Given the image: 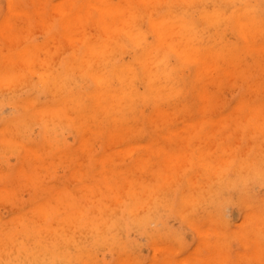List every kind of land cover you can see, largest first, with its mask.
<instances>
[{"label":"rangeland","instance_id":"374dc122","mask_svg":"<svg viewBox=\"0 0 264 264\" xmlns=\"http://www.w3.org/2000/svg\"><path fill=\"white\" fill-rule=\"evenodd\" d=\"M8 0H0V24H1V22H2V25H3V23H4V26H3V28L0 26V28H1V33H0V35L2 34V31L4 30V31H6V30H9V29H7V28H9V26L11 25V24H17V27H16V24L14 25L15 27H13L12 26V28H10V30L11 31H13L14 29L15 30H20V26L24 29H22L23 30V32H22V30H20L22 33L21 34H23L24 35V33H25V27L27 26V30H31V28H33V31H31L32 32V34H33V36L32 37H30L29 35H30V33L31 32H29L28 34V40L26 39L27 37H25V38H23V35L22 36H20V37H22V38H20V39H26V40H24L23 42V45L21 44L20 46L21 47H25V49H23V52H22V48L20 47V46H18V45H16V48L15 49H13L12 48V50H10V51H12V52H10L9 54L10 55H8L7 53L9 52L8 51V49L9 48H11V47H15V45H14V42L12 41V43H13V46H12V44L11 45H9V43L8 42H10L11 40H13L14 39V33L12 32V33H10L9 31H7V32H5L6 34L7 33H10V35L12 34L13 36H10V38L11 37H13V39L11 38V40L9 41L8 40V42H6V41H4V42H2L3 40H5V39H8L9 38V36H8V38H7V36L5 35V34H3L2 36L3 37H1L0 36V48L2 47V46H6L5 48L7 49V51H6V49H5V51L7 52L6 54L4 53V48L2 47L0 50H3V56L5 55L6 56V59H10V58H12V59H19L20 58V55L23 57V60H26V58H27V56L28 57H31V55H32V59L31 58H27L28 59V61L25 63L24 61H23V64H24V68H22V64H20V68L19 67H16V68H18L17 70L15 69V67H13V70H12V68H9L10 66H7L8 68H6L5 67V65H2V62H3V64L6 62V63H9L10 61H8V60H6V59H4V61H3V57H2V55L0 54V57H1V60H0V68L2 67V66H4V67H2L3 69H1V72L3 73V75H2V73L0 72V80L3 78L4 80H6L7 78H5V75H4V72L5 71H7V72H5V73H9L8 75L10 76V75H12L13 73H17V75H15V74H13V77L12 76H10V78H14V79H11L12 81H10L9 83H6L7 81H9V79H7V81H5L4 83H6V84H4L5 86L7 85V84H9L10 86H8V87H6V88H8V90L6 91V90H3V88H1V87H3V86H0V89L3 91H0V100L2 101L3 100V102H0V109L1 108H3V109H1L0 110V159L1 158H3V159H1L0 160V166H1V168H0V216H1V218H0V220H1V222H0V264H56L57 262H58V264H79V261H80V264H83L84 262H86L87 261V263L88 264H135V263H137V264H209V261H210V264H222V262H225V260L227 259V258H229V259H227L226 260V262H225V264H258L257 262H261L260 264H264V246H262L263 244H264V234L262 233V231H264V221L262 222L261 220L262 219H264L263 217H264V130H263V132L261 131L262 129H264L263 127V125H264V119H263V116H264V113H263V111L264 110H262V109H264V87H263V85H264V83L263 84H261L262 82H264V78H263V71H264V69H262L263 68V66H264V62L263 61H261V59H264L263 57H264V46H263V44H264V41H263V39L264 38H262L264 35V33H263V28H262V33L261 34H259V36L257 35H255L256 34V32L254 33V38H253V40H252V38H249V42L248 43H250V44H252L253 42H254V44H255V47H253L254 46V44H252V45H247V46H245L246 44H248L247 42H245L243 39H242V37L240 38V36L241 35H239V32H238V34L236 33L237 31H239L238 30V28L235 26V25H233L234 23L232 22V19H229L228 20V22L226 21V23H225V21L224 22H222L221 23V26H220V24L216 27H214L213 29H209L211 26H206L205 24H209V23H207V22H209V21H207L208 20V16L210 15V13H213L214 11H225L226 10V8L229 10V9H231L232 7L230 6V2H228V0H224V2L225 3H229L228 5L227 4H225V3H223V0H219V2L217 1V0H215V1H212V0H208V1H212L211 3L210 2H208L207 0H201V1H199V0H195L197 3H193V2H195L194 0H193V2L191 1V0H189V1H191L190 2V6L188 5V4H186V3H189V2H187L188 0H186V1H184V0H166V2L164 1V0H162V2H165V3H167V2H169V4L167 3V5L165 4V5H163L164 3H160L161 1L160 0H153L152 2H151V0L148 2V0H132V2L134 3V1H136L134 4H132V6H131V9H132V12L133 11H135V12H131V10H130V8L128 7V6H130L131 4V1L130 0H127V2H125L124 0H122V3L120 2L119 3V1H121V0H108V2H106L107 4H112V5H114L115 6V4L116 5H120V4H124L123 2H125V4H127V5H121V6H123V8L122 9H124V11H125V13L124 14H126L127 12H129L130 11V13H132V15L130 14L129 15V13H128V15L129 16H125L124 14H123V10H121V8H119V5L117 6L119 9H120V11L118 12L119 13V15H120V13H122L121 14V17H116V12H113V13H116V14H114L115 16V18H112V19H114L115 20V22L116 23H114L113 25L115 26V25H118V24H120V22H118V21H121L122 22V20L120 19V18H122V15H124V18L126 19V22H124L125 20H124V18H122L124 21L122 22V25H124V23H125V27L124 26H122L121 24L119 25L120 26V29H121V26H122V28H126V30H125V33H124V29H123V32L121 33L120 32V34H122V38H119V40H121V42L120 41H118V37H120V35L118 34V32L119 31H121L120 29H119V27L118 26H116V27H118L117 29H119V30H116V28L112 25V23L113 22H109V24L107 23V21H102V23L104 24L105 22L108 24L107 26H108V28H109V26H111V28H110V30H112V29H114V30H116L115 31V33H117L118 34V37H116L117 36V34H115V36L112 34L114 31L112 30V32H102V33H104V35H106V38H105V36L103 37L102 36V34L100 33L99 34V32H101V30H98L99 28H101L99 25H100V22H101V20L103 19V17H104V19L106 20V19H109V20H111V17H113V13H106V12H101L100 14H99V12L100 11H98V10H96V8H93L92 6H89V9H88V5H85L86 4V0H81L80 1V3H78L77 2V4H78V6H76L75 7V9L74 10H72V6L74 7V5H72V4H74L75 2H74V0H64L63 2L62 1H58L57 0V4H58V7H59V5H60V8H61V6L63 5V9L65 8V9H67V7H68V13H70V14H72L71 16H73L75 13H78V11L79 10H82V13H81V15L84 17V18H89L88 17V15L86 16L85 14L83 15V12L85 11V13L86 12H88V10H91L90 8H92V10L90 11L92 14L90 15L89 14V16H92V17H90L89 19H87V20H89L88 22H87V24H86V22H85V24L87 25H85V27H87V29L85 28V27H82L81 25H75V23L76 22H74V21H77V20H79V19H77L76 17H73L74 19L72 20V22H74V25H75V27H82V29H84V31L83 30H81V28H77L78 30V33H76L77 31H75V33L77 34H75L76 35V37L78 38V34L79 35H81V34H83V37L86 35V33H84V32H88L89 34H87L86 35V38L88 39H86V38H78L77 40H74L75 38V36L73 35L74 34V32H72V31H74V30H72L71 31V29H73V26H72V28H71V25H72V22L69 24L70 25V27H69V25H68V27H66V28H68V29H65V25L67 26V24L66 23H62L63 22V17L61 16V15H57V14H60V13H55L56 11H55V9H59V8H57V7H55V9H54V11L52 10L54 7H53V4L52 3H54L56 0H46L47 2H44L43 4H42V6H45V7H40V5L41 4H39V2L38 1H40V0H34L33 1V3L31 2L32 0H30V3H29V0H20V2L18 1V0H12V2L13 3H11V0H10V3L11 4H13V6L15 5V3H16V1H17V4H19V3H21V4H19V9L17 8V10H16V12L15 13H13V14H9L8 16L10 17V15H12V17H10V18H12V19H10V18H8V16H7V20H8V22H7V20H5L4 18H5V16L9 13L8 11H9V4L10 3H8L7 2ZM44 1V0H43ZM42 1V2H43ZM52 1H54V2H52ZM84 1V2H83ZM107 1V0H106ZM111 1V2H110ZM118 1V2H117ZM142 1V2H141ZM172 1V2H171ZM175 1H177V3L179 4L180 2H182V3H180L181 5L179 6V5H176L177 3H175L174 4V2ZM198 1H199V3H198ZM219 3V4H217V5H219L218 7H217V5H216V3L217 2ZM227 1V2H226ZM248 2V4L250 3V5L252 4V6L254 5H257V7H255V8H257V11H258V15H261V16H258L261 20L263 19V17H264V14H263V12L262 11H264V0H240V1H238V4H237V2H234L235 4H237V5H235L234 3L232 4L231 3V5H233L234 7L230 10V12L228 11V10H226L225 11V14L226 13H229V14H226L227 15V17L229 16V15H231V14H233L234 13V11H236V10H238V9H240V8H244L245 6V4ZM36 3V5H35V3ZM42 2H40V3H42ZM50 2H51V4H50ZM59 2L60 3H62V4H59ZM65 2H67V4H65ZM73 2V3H72ZM130 2V3H129ZM146 3V4H143V3ZM151 2V3H150ZM155 2V3H154ZM202 2V3H201ZM206 3V4H204V3ZM253 2V3H252ZM27 3V4H26ZM32 3V4H31ZM47 3V4H46ZM49 3V4H48ZM83 3V4H82ZM137 3V4H136ZM192 3V4H191ZM215 3V4H214ZM256 3V4H255ZM260 3H262V4H260ZM16 4V5H17ZM24 4H25V6H24ZM29 4V5H28ZM31 4V5H30ZM46 4V5H45ZM55 4H56V2H55ZM84 5V6H82V5ZM129 4V5H128ZM154 4V5H153ZM160 4H162L161 6H163V7H161L160 8ZM194 4H196V5H194ZM197 4H199L200 5V7L199 6H197ZM213 4V5H212ZM224 6H223V5ZM259 4H260V6H259ZM9 5V6H8ZM20 5H21V7H20ZM33 5H35V7H37V11L34 9V6ZM66 5V6H65ZM69 5V6H68ZM72 5V6H71ZM138 5V6H137ZM170 5H172L170 8H169V6ZM186 5V6H185ZM194 5V6H193ZM204 5V6H203ZM206 5H209V6H206ZM220 5H222V7L220 6ZM28 6H30V7H28ZM57 6V5H56ZM65 6V7H64ZM80 6H82L83 8H85V10L83 9V8H81ZM149 6H150V8H149ZM167 6V7H166ZM174 6H175V8H174ZM177 6H178V8H177ZM183 6V7H182ZM189 7V9L191 8V11L187 8L186 10H185V7ZM192 6V7H191ZM227 6V7H226ZM230 6V7H229ZM263 6V7H262ZM16 7H18V5L16 6ZM27 7V8H26ZM48 7V8H47ZM53 7V8H52ZM78 7H80V8H78ZM86 7H87V9H86ZM125 7V8H124ZM142 7H143V9H142ZM173 7V8H172ZM210 7V8H209ZM220 7V8H219ZM25 8V9H24ZM32 8V10H30ZM40 8H42L41 10L42 11H40L39 9ZM44 8V9H43ZM70 8H71V10H70ZM128 8H129V11H126V10H128ZM149 8V9H148ZM157 8H160V9H158V11L156 12L155 10L157 9ZM166 8V9H165ZM171 8H172V10H171ZM212 8V9H211ZM218 8H219V10H218ZM224 9V10H221V9ZM262 8V9H261ZM21 9V10H20ZM24 9V10H23ZM49 9H51V10H49ZM62 9V10H63ZM154 9V10H153ZM169 9V10H168ZM176 9V10H175ZM210 9H211V12H210ZM8 10V11H7ZM19 10H20V12H19ZM43 10H44V12H43ZM47 10H48V13L50 12L51 13V17H50V13L49 14H47ZM61 10V9H60ZM139 10V11H138ZM167 10V11H166ZM26 12L27 11V14L29 13V14H31V18L29 17V19H30V22H29V20L27 19V18H25V14L23 13V12ZM45 11H46V13H45ZM70 11V12H69ZM123 11V12H122ZM169 11V12H168ZM173 11H175V12H173ZM7 12V13H6ZM55 14H54V13ZM57 12H58V10H57ZM97 12H98V15H97ZM138 12V13H137ZM161 12V13H160ZM201 12V13H200ZM208 12H210V13H208ZM6 13V14H5ZM34 14V18H32V15ZM152 13H153V15H152ZM163 13H165L166 14V16L163 14ZM203 13V14H202ZM261 13V14H260ZM14 14L15 15H17L18 14V18L20 19V21L22 22V21H25V22H27L26 24H29V25H26L24 22H23V24H24V27L22 26L23 24H20L19 23V19L18 18H16V20L18 21V22H16L15 21V19H13V17L15 18V16H14ZM24 14V15H23ZM39 14H40V16H39ZM44 14H46L47 16V19H50V18H52V19H50V20H48V22H49V24H48V22H47V24H45V26H44V24H43V26H42V24L41 23H44L42 20L44 19V17H45V15ZM108 14V15H107ZM134 14V15H133ZM173 16H172V15ZM209 14V15H208ZM4 15V16H3ZM24 17H23V16ZM37 15V16H36ZM43 15V16H42ZM54 15V16H53ZM55 15H57V16H55ZM95 15V16H94ZM118 15V14H117ZM136 15V16H135ZM138 15V16H137ZM155 15V16H154ZM204 16V15H207L206 17L207 18H205V17H202V16ZM23 18H22V17ZM27 16V15H26ZM86 16V17H85ZM111 16V17H110ZM130 16H132V17H130ZM154 16V17H153ZM170 16H172V18H170ZM200 16V17H199ZM17 17V16H16ZM39 17L41 18V17H43V19L41 18V19H39ZM46 17H45V19L44 20H46ZM50 17V18H49ZM82 17V20H84V18ZM95 17H96V19H98V20H95ZM98 17V18H97ZM126 17H129V18H126ZM144 17H145V19H144ZM163 18V17H167V19H165V18H163V19H161V18ZM262 17V18H261ZM3 18V19H2ZM21 18H22V20H21ZM37 18V19H36ZM93 18V19H92ZM101 18V19H100ZM116 18H118V19H116ZM133 18H135V19H133ZM170 18V19H169ZM2 19V20H1ZM9 19L11 20V22H13V20H14V23H11V22H9ZM26 19V20H25ZM39 19V20H38ZM131 21H130V20ZM147 19V20H146ZM189 19V20H188ZM197 21H196V20ZM203 19V20H202ZM204 19H206V21H204ZM31 20H32V22H31ZM37 20H38V23L36 24V22H37ZM52 20V21H51ZM57 22H56V21ZM86 20V19H85ZM86 20V21H87ZM98 22L97 24H96V22ZM108 20V21H109ZM179 20V21H178ZM189 21V22H192L193 23V26H194V29L196 28L197 30H202L201 31V35H202V33L204 34V33H207V31H208V34H206V36L208 35L209 36V38L208 37H206V40H204L205 39V37H203V35L201 36V38L200 37H198L199 38V42H200V39L201 40H203V41H201V45H202V43L205 41V43H203V44H205L204 46H206V45H210V46H214V45H218V44H220V45H216V46H214V47H216L215 49L217 50V51H215L216 53H217V55H215L214 56V59L216 58V59H218L219 58V60H217V61H219V65H220V62H221V65L220 66H218L217 68H215L214 69V67L212 66V64H211V62H210V65H209V62L208 63H206L207 64V66H204L203 64H201V62L200 63H194V62H192V63H189L190 61H187V59L183 56V54L185 53V48H190V47H192V46H195V43L196 42H194V41H192V43L193 44H190V43H187V42H191V40H189V39H187V36L186 37H184V35L180 32V30H179V28L177 27V24H176V22H180V21ZM202 20V21H201ZM4 21V22H3ZM42 21V22H41ZM47 21V20H46ZM45 21V22H46ZM50 21H51V23H50ZM81 21V20H80ZM78 22V24L80 23L81 24V22ZM91 21H94L95 22V24L96 25H98V29H97V26H95L93 23L94 22H92V24L95 26V28H94V26L92 27V26H90V25H88L89 23H91ZM113 21V20H112ZM152 21L154 22H160V21H166L167 23H169L171 26H172V28L174 29V30H172V32H170V33H168L167 35H166V38H167V40H166V44H164L163 45V47H160V45H159V43H158V41H160V37H157L158 35L157 34H155V31H154V29H153V27H152ZM199 21V22H198ZM201 21V22H200ZM204 21V22H203ZM35 22V23H34ZM41 22V23H40ZM56 22V23H55ZM84 22V21H83ZM138 24H137V23ZM195 22H197V23H195ZM262 22H263V26H264V20H262ZM7 23V28H6V26H5V24ZM8 23H11V24H9L8 25ZM36 25H34V24ZM60 23V24H59ZM62 23V24H61ZM127 23H128V25H127ZM20 24V25H19ZM32 24H33V26H32ZM42 26V29L41 28H39L40 27V25ZM50 24H53V25H50ZM58 24V25H57ZM77 24V23H76ZM83 24V23H82ZM91 24V25H92ZM102 24V25H103ZM131 24V25H130ZM174 24V25H173ZM198 26H197V25ZM202 24H204V25H202ZM39 27H38V26ZM64 25V26H63ZM169 25V26H170ZM210 25V24H209ZM227 25V26H226ZM52 26V27H51ZM54 26V27H53ZM104 27L106 26V24H104L103 25ZM113 26V27H112ZM131 26H133L132 28H130ZM204 26V27H203ZM206 26V27H205ZM11 27V26H10ZM19 27V28H18ZM28 27H29V29H28ZM49 27V28H48ZM74 27V28H75ZM91 28V29H89V28ZM128 27V28H127ZM141 27V28H140ZM203 27V28H202ZM208 27V28H207ZM213 27V26H212ZM224 27V28H223ZM227 27V28H226ZM230 27H232V28H230ZM17 28V29H16ZM44 28V29H43ZM64 28V29H63ZM92 28H94V29H92ZM103 28V27H102ZM101 28V29H102ZM106 28V27H105ZM105 28H103V29H105ZM130 28V29H129ZM138 28V29H137ZM176 28V29H175ZM202 28V29H201ZM204 28H207V31L206 32H204L205 31V29ZM235 28V29H234ZM6 29V30H5ZM37 29H41L42 30V32H44L43 34H42V32H41V30H40V32L39 33H37L38 31H36ZM48 29V30H47ZM54 29V30H53ZM58 29V30H57ZM70 29V30H69ZM87 31H86V30ZM96 29H97V32H96ZM132 29H133V31L134 32H137V31H135L134 29H136V30H138V32H140V30H141V32H145V33H147V34H145L144 33V35L141 33H139V35H140V37L139 38H130L129 39V35H131L130 33L131 32H133L132 31ZM195 29V30H196ZM210 31H209V30ZM222 29V30H221ZM234 29V30H233ZM50 30V31H49ZM62 30V31H61ZM69 30V31H68ZM79 30H81V33H79ZM90 30H92L91 32H90ZM94 30H95V32H94ZM129 30H131V31H129ZM200 30H199V33H200ZM204 30V31H203ZM237 30V31H236ZM3 31V32H4ZM47 31V33L45 34V32ZM54 31H57V32H54ZM60 31V32H59ZM68 31V33L69 32H71V34H72V36H71V34H70V37H68L69 36V34H68V36H65V38H69L68 40H70V38H72L73 36V40H71L70 42L68 41V40H66L64 37V39H60L62 36H64V35H67L66 34V32ZM99 31V32H98ZM105 31H107L106 29H105ZM118 31V32H117ZM179 31V32H178ZM219 31V32H218ZM16 32H18V31H16ZM15 32V34L16 35H19V34H17ZM34 32V33H33ZM53 32V33H52ZM130 32V33H129ZM177 32V33H176ZM229 32V33H228ZM232 32H234V34L232 33ZM259 33H260V31H258ZM36 33V34H35ZM60 33V34H59ZM95 33V36L91 39L90 37L91 36H93V34ZM105 33H108V35L107 34H105ZM110 33V34H109ZM197 33H198V31H197ZM196 33V35H198V36H200L199 34H197ZM211 33H215V35L214 34H212L211 35ZM232 33V34H231ZM235 33H236V35H238V36H236L235 35ZM57 35V34H59V35H57V37L55 38L54 37V35ZM61 34H62V36H61ZM92 34V35H91ZM112 34V35H111ZM218 34H219V36H218ZM226 35L225 37L224 36H222V35ZM229 34V35H228ZM8 35V34H7ZM15 35V36H16ZM25 35H27V33L25 34ZM49 35H51V36H49ZM55 35V36H56ZM126 35V36H125ZM144 37H143V36ZM150 35V36H149ZM153 35V36H152ZM234 35L236 36V37H234ZM260 35H261V37H260ZM6 36V37H5ZM49 36V37H48ZM100 37V39H99V37ZM112 36V38H109V37H111ZM142 36V37H141ZM146 36V37H145ZM148 36H149V38H148ZM204 36H205V34H204ZM214 36H215V38H214ZM220 36H222V39H221V37ZM5 37V39H3ZM53 37V38H52ZM81 37V36H80ZM96 37H98V38H96ZM116 39H115V38ZM124 37H127V40L124 38ZM131 37H132V35H131ZM153 39H152V38ZM180 37V38H179ZM230 37V38H229ZM2 38V39H1ZM9 38V39H10ZM17 38H19V36H17L16 37V39ZM52 38V39H51ZM114 38V39H113ZM146 38V39H145ZM219 38V39H218ZM223 38H225V40H223ZM233 38V39H232ZM260 38V39H259ZM19 39V40H20ZM49 39H51V40H49ZM54 39V40H53ZM80 39H83L82 41L80 40ZM91 39V42H89V40ZM94 39V40H93ZM97 39H99V40H97ZM103 39H105V41L103 40ZM134 39H136V40H134ZM137 39H140L141 41H139L140 42V44L138 43V40ZM143 39H145V40H143ZM184 39V40H183ZM186 39V40H185ZM213 39H214V42H211V40L213 41ZM227 39V40H226ZM254 39H256L257 40V42L256 41H254ZM58 40V41H57ZM66 40V41H65ZM85 40H87V42H89V43H87V42H84ZM132 40L134 41V42H136L135 43V46L133 45L134 44V42H132ZM194 40V39H193ZM207 40H209L212 44H209L210 42L209 41H207ZM231 40V41H230ZM240 42H239V41ZM260 40H262V42L260 41ZM17 41V40H16ZM27 41V42H26ZM29 41V42H28ZM30 41H32V42H30ZM45 41H46V43H45ZM51 41H53V43H51ZM62 43H61V42ZM72 41H73V43H74V45H77L76 46V48H77V50L75 51V49H73V50H71L73 47L75 48V46L73 45V43H72ZM79 41H81L82 43H80ZM96 41V42H95ZM99 41V42H98ZM104 41V42H103ZM110 41V42H109ZM111 41H113V42H111ZM124 41L127 43H124ZM142 41H144V42H142ZM206 41L208 42L207 44H206ZM217 41V42H216ZM223 41V42H222ZM224 41L226 42L227 41V43L225 44L224 43ZM237 41H238V45H237ZM261 42V46H262V53L260 54V53H258L260 50H261V47H260V49H259V51L258 50H256V49H258L257 47L258 46H260V44H258L259 42ZM5 42L7 43V44H5ZM43 42V47H39V45H40V43H42ZM57 44H56V43ZM65 42H66V44H65ZM103 42V43H102ZM120 42V43H119ZM129 42H132V43H129ZM218 42H220V43H218ZM221 42H222V44H221ZM228 42H229V45H228ZM235 42V43H234ZM243 42V43H242ZM256 42V43H255ZM26 43V44H25ZM27 43H29V44H27ZM51 43V44H50ZM58 43H60V48H62V49H64L65 48V46H68V48H70L72 45H73V47H71V49H64L65 50V52L64 53H62V56H60L59 55V53H61V52H63L62 51V49H60V51H59V49H58ZM71 43H72V45H71ZM96 43V44H95ZM107 43H109L110 45H107V48L110 46V48L112 47V46H114V48H112L110 51H109V48L107 49V48H105V45L107 44ZM111 43H113V44H111ZM119 43V44H118ZM122 43V44H121ZM143 43V45H141ZM182 43V44H181ZM232 43V44H231ZM234 43V44H233ZM246 43V44H245ZM263 43V44H262ZM5 44V45H4ZM17 44H19V43H17ZM30 44H32V45H30ZM54 44V45H53ZM61 44H64V47L61 45ZM67 44H69V45H67ZM85 44V45H84ZM168 44H170V46H176V49L177 50H175V51H172V50H170V48H168L167 47V45ZM177 44V45H176ZM225 44V45H224ZM239 44H240V47L238 48V46H239ZM242 44V45H241ZM100 45H102V46H99ZM117 45V46H116ZM120 45V46H119ZM140 45V47H141V49L138 47V46ZM189 46V47H187V46ZM223 45V46H222ZM229 46V48H227L226 46ZM231 45L233 46V47H231ZM30 46V47H29ZM56 46V47H55ZM86 46V47H85ZM94 46H95V49L97 50V49H99L100 51H101V54H102V58L104 59V57H105V60H103V59H101V60H103V61H100V56L101 55H97L99 58H97V57H95L96 56V54H95V49H94ZM96 46H97V48H96ZM182 46H184V47H182ZM203 46V45H202ZM220 46V47H219ZM253 47L254 49H248V47ZM257 46V47H256ZM9 47V48H8ZM39 47V48H38ZM56 49H55V48ZM85 47V48H84ZM102 47V48H101ZM117 47V48H116ZM125 48V53H124V51H122L123 50V48ZM166 47V48H165ZM219 47V48H218ZM235 47H237L238 49H237V52L239 51V49L240 48H242V49H240L241 51H243V52H241V51H239L238 52V56H237V52L235 51L236 49H235ZM245 47H247V49H245ZM53 49V52H52V49ZM84 48V49H83ZM180 48V49H179ZM220 49V51L218 50V49ZM222 48V49H221ZM226 48V49H225ZM232 48V49H231ZM42 50L43 49V52H41L40 50ZM46 49V50H45ZM55 49V50H54ZM93 49H94V53L92 52L93 51ZM113 49H115V50H113ZM129 49V50H128ZM166 49V50H165ZM225 49V51H226V54H224L225 53V51H224V53L222 54L221 53V51L222 50H224ZM245 49V50H244ZM25 50H26V54H28V55H24V53H25ZM36 52L35 54L32 52ZM36 50V51H35ZM89 50H90V52L92 53V55L90 54V52H89ZM98 50V51H99ZM107 50H108V52H110L109 53V56L108 57H106L108 54H106V53H104V52H107ZM116 50H118V52H115ZM128 50V52H126ZM148 50V51H147ZM230 50V51H229ZM249 50H250V52H249ZM252 50L254 51V52H252ZM30 51V52H29ZM52 53H50V52ZM57 51H59V53L57 52ZM74 51V52H73ZM84 51L85 52H87V53H84ZM97 51V52H98ZM100 51L98 52V53H100ZM104 51V52H103ZM111 51H113V53H111ZM158 51H160L159 53H157ZM176 51H179V53L177 52L176 53ZM245 51H248L249 53H250V56H249V53H247L248 55L247 56H249V57H252L253 56V58H247V56L245 57V54H246V52ZM20 52H22V54L20 53ZM28 52V53H27ZM41 54V55H39V53ZM46 52V53H45ZM56 52V54H58V56H60L61 57V60H60V57H58L57 55H55V54H53V53H55ZM67 52V53H66ZM75 52L78 54H76V59H75ZM83 52V53H82ZM89 52V53H88ZM96 52V53H97ZM103 52V53H102ZM136 52V53H135ZM153 54H152V53ZM155 52V53H154ZM167 53V55H166V58H165V64H166V62H168V61H170V62H168L165 66H166V68H167V70L169 71V73L171 74V78L173 79L172 80V82L174 83L173 85H176L177 83H181V84H177V86H174V91H173V96L175 95V99H173L172 97H171V95L169 96V93L170 92H172V90L171 91H169V93L167 92V93H165L164 92V94H163V96L161 97L162 99V101H158V100H156V98H158L157 96L155 97V99H153V98H150L152 101H157V102H155L156 103V105H154V104H152L151 105V103H150V101L151 100H149L148 101V99H146V100H140V101H135L134 103H133V105H134V107H131L130 106V108H135V106H136V108H138L139 110L137 111V109H135V111H134V109H133V113H135L136 112V114H138V113H140V114H138V120H137V118L135 117L134 118V116H136V114H131L132 113V109L130 110V108H129V111H128V107L126 108V109H123V112L122 113H118V116L120 117V115H122L119 119H121L122 118V121H124V119H126V117L127 118H129V116H131L130 117V120L128 119V121H124L123 122V124L122 123H120V124H118L119 125V128L118 129H116V127L118 126H116V124H117V122H122L121 120H118V117L117 118H115V119H117L118 121L115 123V119L114 118H112L111 116H115V113L116 112H114V110H106V112L104 113V112H102V114H100V111L99 112H97V114L95 113L96 111H98V110H96V108H97V103L98 102H96L95 103V106L93 105L94 104V101L96 100H98L99 99V95L98 94H96L98 91L101 93V91H104V88L105 87H107V85L108 86H112L114 89H116V90H120V82H119V80H118V78L116 77L115 78V76L114 77H112V76H110V77H108V79L109 80H107V79H105L107 82V84H106V86L104 85V81L103 80H101L99 77H98V75H97V78H92L91 79V75L89 74V76L88 75H84V74H82V71H86V70H84V69H86L87 68V65L91 62V63H94V64H98V62L101 64V66L103 65L104 67H105V71H107V76H108V74H110V72H111V70H112V68H114V67H122L123 65V67H127V68H135V70H137V72L139 73V74H141L142 73V70H144V72H145V74H146V76H145V79L143 80V79H138V82H137V80H136V83L135 84H137L136 85V90H137V93L138 94H140L141 92H143V93H141L140 94V96L142 95V96H144V95H146L148 92H146L145 93V91H147V90H145L146 89V77H148L149 75H151V74H149V73H153V67L155 66V64L153 63L154 62V59H155V57H157L158 56V54H162V53ZM181 52H182V54H181ZM184 52V53H183ZM223 52V51H222ZM228 52V53H227ZM252 52V53H251ZM261 52V51H260ZM0 53H2V51H0ZM16 53L17 54H20L19 56L18 55H16ZM33 53V54H32ZM38 53V54H37ZM72 53H74V54H72ZM117 53H118V56L116 57V55H117ZM143 53V54H142ZM239 53L241 54V55H239ZM49 54H51V55H49ZM71 54V55H70ZM85 54H90V58H89V55H86L85 56ZM105 56H104V55ZM127 54V55H126ZM136 54L137 55H139V56H136ZM146 54V55H145ZM244 56H243V55ZM254 54V55H253ZM258 54V56H256V55ZM260 54V55H259ZM12 55V56H11ZM35 55V56H34ZM36 55H38V56H36ZM49 55V56H48ZM55 55V56H54ZM114 56L115 58H113L114 59V62H113V60H111L112 58H110V60L109 59H107V58H109V57H111V56ZM126 55V56H125ZM181 55V57H179ZM185 55V54H184ZM230 55V56H229ZM234 55V56H233ZM237 57H236V56ZM262 55V56H261ZM8 56V57H7ZM26 56V57H25ZM65 56V57H64ZM83 56H85V57H87V58H85V57H83V58H85V59H83L82 57ZM92 56V57H91ZM120 56V57H119ZM141 56H144V57H141ZM148 56H149V59H147L146 60V58H148ZM221 56V57H220ZM245 57L244 59H240V60H242V61H240V60H238V57L240 58V57ZM255 56V57H254ZM17 57H19V58H17ZM34 57H36V58H34ZM53 57V58H52ZM55 57H58V58H56L57 60H60V61H57V60H52V59H55ZM73 57V58H72ZM95 57V58H94ZM126 57V58H125ZM136 57H137V59H136ZM141 57V58H140ZM151 57V58H150ZM234 57V58H233ZM258 57V58H257ZM262 57V58H261ZM5 58V57H4ZM25 58V59H24ZM40 58V59H39ZM43 58V59H42ZM51 58V59H50ZM72 58V59H71ZM82 58V59H81ZM89 58V59H88ZM93 58V59H92ZM138 58H139V62H138ZM185 58V59H184ZM227 58L229 59L230 58V60L232 59L233 60V62H234V64H237V65H235V68L233 69V67H232V69H231V71L230 72H233L234 73V71L233 70H237L238 68H240V66L241 65H239V63L240 64H242V66H241V68H240V70L242 71V68H243V70L246 68V66L247 65H249V66H251L252 65V67H253V65H255V64H257V65H255L256 67H257V69H256V67H254V69L251 67L250 69L252 70V72H251V70L249 69L248 71L245 69V71L247 72V73H249L250 74V77H248L249 76V74L247 75V73L245 72L244 73V71H242V73L241 72H239L238 70V72L241 74V79L239 78V76H238V74L237 73H235V74H237V75H235L236 77H234L233 75L231 76V77H233L234 79H229L230 78V76H228V74L227 73H229V72H227L228 71V69H230V66H234V64H232V65H230V64H228L229 65V67L228 66H226L227 65V63H224V62H229V60H227ZM261 58V59H260ZM29 59H31L32 60V62H31V60H29ZM41 59H42V61H41ZM47 59H49V60H51V61H49V63H48V61H47ZM92 59V60H91ZM98 59V60H97ZM143 59H144V61H143ZM175 59H177V60H175ZM220 59H222V61L220 60ZM225 59V60H224ZM235 59H237L238 60V62H237V60H235ZM6 60V61H5ZM11 60V59H10ZM71 60V61H70ZM75 60V61H74ZM80 60H82V62L80 61ZM84 60V61H83ZM85 60H91V61H87L86 62V66H85V68H84V63H85ZM111 62L110 64H109V61ZM124 60V61H123ZM179 60V61H178ZM182 60H183V63L185 64L184 66H182ZM231 60V61H232ZM246 61L247 63H246V66H245V62L243 63V61ZM255 60V61H254ZM256 60L258 61H260V63L258 64L257 62H256ZM8 61V62H7ZM18 61V60H17ZM16 61V62H17ZM21 60L19 59V62L16 64L17 66H18V64L19 63H21L20 62ZM41 61V62H40ZM53 61V63L51 64V62ZM66 61V62H65ZM72 61H73V65L71 66V68H73L74 70L75 69H77V70H75V77L73 78V79H70V80H68L69 81V83L67 82L66 83V85L65 86H67L64 90H61V91H63V92H61V91H59V94H58V92H57V90H60V88L59 89H57L59 86H61V85H63L65 82H63V84L61 83V85H58L59 84V82H61V75H63L64 74V71L62 70V69H64V64L65 63H67V65L68 66H70L71 65V63H72ZM107 61H108V65H107ZM128 63H127V62ZM136 61V62H135ZM140 61H142V62H140ZM151 61V62H150ZM153 61V62H152ZM211 61H213V60H211ZM224 61V62H223ZM230 61V62H231ZM240 61V62H239ZM258 61V62H259ZM12 62V61H11ZM9 63L10 65L12 64L13 65V63L15 62V60H14V62H12V63ZM29 62H31L32 64L30 65V63ZM37 62V63H36ZM55 62L57 63V64H55ZM77 62H81L80 63V65L81 64H83L82 65V69L81 70H79L78 71V67H76V63ZM97 62V63H96ZM116 62V63H115ZM125 62V63H124ZM130 62V63H129ZM173 62V63H172ZM176 64H178V62H179V66L178 65H176ZM223 62V63H222ZM233 62H231V63H233ZM236 62V63H235ZM242 62V63H241ZM252 62V63H251ZM255 62V63H254ZM5 63V64H6ZM46 65H45V64ZM48 63V64H47ZM60 63V64H59ZM78 63V64H79ZM122 63H124L123 65H121ZM133 63V64H132ZM143 64V66H142V64ZM153 63V64H152ZM170 63H172L171 65H170ZM187 63H189L187 66H186V64ZM249 63V64H248ZM15 64V63H14ZM28 64V65H27ZM37 64V65H36ZM54 64L56 65V67L54 66ZM70 64V65H69ZM136 64V65H135ZM152 64V65H151ZM169 64V66H171V67H167V65ZM192 64V65H191ZM205 64V63H204ZM205 64V65H206ZM225 64V65H224ZM45 65V66H44ZM48 65V66H47ZM53 65V68L54 69H51L50 67ZM60 65V66H59ZM75 65V66H74ZM132 65V66H131ZM146 65H147V67H146ZM174 65V66H173ZM204 66L203 68L201 67V66ZM224 65V66H223ZM260 65V66H259ZM15 66V65H14ZM27 66H31L32 68H30V67H27ZM38 66H39V68L41 67V68H44V74H40V73H42L41 72V70H39V68H38ZM50 66V67H49ZM78 66V65H77ZM103 66L100 68V69H102L103 68ZM108 66V67H107ZM110 66V67H109ZM173 66V67H172ZM182 66V67H181ZM189 66V67H188ZM191 66H193V68L191 67ZM197 68H195V67ZM210 66V67H209ZM226 66V67H225ZM27 67V68H26ZM33 67H36V68H34L33 69ZM45 67H49V68H47V71H49V72H46V69H45ZM107 67V68H106ZM148 67L150 68L149 70H147L148 69ZM210 68L209 70L207 69V68ZM223 67L224 68H226V75H225V73L223 74ZM248 67V66H247ZM261 69H260V68ZM237 68V69H236ZM249 68V67H248ZM5 69V70H4ZM10 69V70H9ZM35 70V72L38 74V72H40L38 75L39 76H35V74L36 73H32V71H30V70ZM49 69V70H48ZM60 69V70H59ZM108 69V70H107ZM162 70V67H160L159 68V70ZM194 69H196L195 70V74H194ZM203 71H202V70ZM220 69H222V70H220ZM258 69H260V70H258ZM15 70H16V72H15ZM18 70H20L21 72H19V73H22V75H24V73H26V75H24V76H18ZM51 70V71H50ZM55 70H58V71H55ZM62 70V71H61ZM140 72H139V71ZM146 70L148 71V73L146 72ZM217 70L219 71V72H217ZM14 71V72H13ZM38 71V72H37ZM54 72V75H53V72ZM79 72L78 74H80L81 73V76H79V75H76L77 74V72ZM108 71H109V73H108ZM175 71V72H174ZM206 71V72H205ZM208 71V72H207ZM215 71V72H214ZM236 71V72H237ZM251 73H250V72ZM254 71H256V72H254ZM24 72V73H23ZM87 72V71H86ZM171 72H173V74L171 73ZM176 72H177V74H176ZM193 72V73H192ZM209 72H210V74H209ZM259 72L262 74V76H261V74L259 75ZM12 73V74H11ZM48 74V75H46V74ZM50 73H52V74H50ZM87 73H89V72H87ZM187 73V74H186ZM197 73V74H196ZM201 74V75H199V74ZM204 73L205 74H207L206 76L204 75ZM213 73H215V74H213ZM252 73L253 74H255V75H252ZM55 74H59L58 76L57 75H55ZM203 74V75H202ZM209 74V75H208ZM220 74V76L219 77H216V76H218ZM232 74V73H231ZM242 74H246V76H244V75H242ZM7 75V76H8ZM14 75H15V77H19V79H18V82H17V79H15V77H14ZM83 75V76H82ZM142 75V74H141ZM148 75V76H147ZM185 75V76H184ZM199 76L198 78H196V76ZM223 75H225V76H223ZM26 76V77H25ZM49 76H51L50 77V79L52 80V82L50 81V83H49V85L51 86L50 88L48 87V86H46V87H48V89L47 88H45L44 86H42L41 84V82H44L45 81V79H47V77H49ZM85 76H86V78H85ZM152 76V75H151ZM177 77V79H175V77ZM188 76V77H187ZM221 76H223L224 77V81H225V79H226V81H225V83H224V81H222V77ZM229 78H228V77ZM257 76V77H256ZM258 76H259V78H258ZM2 77V78H1ZM22 77H24V78H22ZM38 77V78H37ZM53 77V78H52ZM179 77H180V79H181V77L184 79H181V80H183L182 82H184V83H182L181 82V80L179 79ZM209 77V78H208ZM253 77H255L256 79H255V82L257 81V79L259 80V81H257L256 82V84H255V82H254V79H253ZM45 78V79H44ZM55 78V80H59V82H55L53 79ZM57 78H59V79H57ZM79 78H84L83 80H81V79H79ZM219 78V81H222V82H219L217 79ZM220 78H222V79H220ZM239 78V81L237 82V79ZM244 78H246V79H244ZM248 78V79H247ZM250 78H251V80H250ZM25 79H26V81H25ZM76 79V80H75ZM96 79H99V80H101L100 82H98ZM189 79L191 80V82L194 80V82H196V83H198V84H196V83H194V82H192V83H188L189 82ZM214 79H215V81H216V83L217 82H219V84L217 83V86L214 84L215 82H214ZM262 79V80H261ZM14 80V81H13ZM19 80H21V83H23L24 85L23 86H26L27 88H24V87H20V86H22V84L19 82ZM44 80V81H43ZM73 80V81H72ZM77 80H80L78 83L80 84H78L76 81ZM85 80V81H84ZM97 81L96 83H95V81ZM117 82H116V81ZM202 80H205V81H203L202 82ZM213 80V81H212ZM228 80H233V81H228ZM235 80V81H234ZM240 80H241V83H240ZM244 80H247L246 82L244 81ZM17 83H16V82ZM34 81V82H33ZM39 81V82H38ZM41 81V82H40ZM71 81V82H70ZM176 81H180V82H176ZM197 81H199V82H197ZM260 81H262V82H260ZM75 82V84L76 85H74L73 83ZM103 82V83H102ZM119 82V83H118ZM142 82H143V84H142ZM202 82V83H201ZM206 82V83H205ZM212 82V83H211ZM228 82H230V84L233 86V82H235V84L237 83V84H239L238 86H237V84L234 86V87H238V88H236V90H234V89H232L233 87L230 85H228L229 83ZM243 82H245V84L243 83ZM259 82H260V87H259ZM0 83H2V80H1V82ZM39 83V84H38ZM54 83H57L56 85L58 86H56V85H54V87H53V84ZM84 83V84H83ZM99 83H102L103 85H101V84H99ZM109 83V84H108ZM113 83V84H112ZM200 83V84H199ZM225 85H224V84ZM228 83V84H227ZM248 83V84H247ZM252 83V86H254L256 89H253V87L252 86H250L249 84H251ZM13 84V85H12ZM17 85V86H14V85ZM19 84H21L20 86H19ZM28 84V85H27ZM32 84V85H31ZM67 84H70L69 86L67 85ZM73 86H72V85ZM77 84H78V89H77ZM111 84V85H110ZM140 84H142V85H140ZM188 84L190 85V84H192V85H190V86H188ZM208 84V85H207ZM214 84V85H213ZM220 84L222 85V88L223 87H226V89L227 88H229V90L227 89H225V88H223V90L221 89V87H219L220 86ZM241 84H242V86H241ZM31 85V86H30ZM37 85H39V86H37ZM97 85V86H96ZM116 85H118V86H116ZM198 85H200V87L198 86ZM215 86L214 87V89H213V86ZM246 87H245V86ZM251 87H249V86ZM13 86H14V88H13ZM64 86V85H63ZM64 86V87H65ZM71 86V87H70ZM100 86H102V87H100ZM180 86H182V88L183 89H181V87ZM188 87V88H186V87ZM195 86V87H194ZM42 87H44L43 89H42ZM63 87V88H64ZM69 87V88H68ZM74 87H76V88H74ZM94 87V88H93ZM98 87V88H97ZM101 89H100V88ZM117 87V88H116ZM138 87V88H137ZM175 87H178V89H175ZM192 87H194V88H192ZM208 87V88H207ZM240 87V88H239ZM259 87V88H258ZM18 88H20V89H18ZM23 88V90L21 91V89ZM32 88V89H31ZM36 88H40L42 91H40V90H38V89H36ZM62 88V86H61V89H63ZM72 88V89H71ZM85 88V89H84ZM93 88V89H92ZM96 88V89H95ZM102 88H103V90H102ZM189 88H191V89H189ZM195 88H197V89H195ZM200 88V89H199ZM245 88V89H244ZM263 88V89H262ZM4 89H5V87H4ZM15 89H18V91H16ZM35 89V90H34ZM47 89V90H46ZM57 89V90H56ZM66 89H68V90H66ZM69 89H70V92H69ZM75 89V90H74ZM80 89V90H79ZM89 89V90H88ZM92 89V90H91ZM139 89V90H138ZM181 89V92L182 93H180V92H178L179 90ZM193 89H195V90H193ZM225 89V90H224ZM239 89H241V90H239ZM253 89V90H252ZM66 90V91H65ZM86 90V91H85ZM185 90H186V92H185ZM188 90H190V92H192V93H190ZM191 90H193V91H191ZM219 92H218V91ZM249 90V91H248ZM56 91V93H54ZM64 91H65V94L67 95V93H68V95H67V97H66V95L65 94H63L64 93ZM74 91L77 93V95L75 96V93H74ZM84 93H83V92ZM194 91H196V92H194ZM208 91V92H207ZM215 91H217V92H215ZM224 91V93H221V92H223ZM227 91L229 92L228 94H227ZM251 91H253V92H251ZM14 92V93H13ZM72 92V93H71ZM79 92V93H78ZM82 92V93H81ZM87 92V93H86ZM214 92V93H213ZM233 92V93H232ZM243 92V93H242ZM250 92V93H249ZM30 93V94H29ZM61 93H62V96H61ZM74 95V98L76 97V98H78V99H73L72 101H71V95ZM81 93V94H80ZM91 93V94H90ZM99 93V94H100ZM103 93V92H102ZM195 93V94H194ZM199 94V96H197V94ZM220 93V94H219ZM12 94V95H11ZM14 94V95H13ZM16 94V95H15ZM34 94V95H33ZM79 94V95H78ZM85 94V95H84ZM167 94H168V96H167ZM170 94H172V93H170ZM186 94V95H185ZM187 94H189V95H187ZM211 94V95H210ZM233 94V95H232ZM235 94H237V95H235ZM240 94H243V96L241 95L240 96ZM5 95V96H4ZM52 95H55L56 96V98H54L55 96H52ZM60 95V96H59ZM83 95V96H82ZM90 95V96H89ZM91 95H93V96H91ZM96 95H98V96H96ZM180 95V96H179ZM190 95H192V96H190ZM194 95H196V96H194ZM231 95V96H230ZM2 96V97H1ZM18 98H17V97ZM49 96H50V98H49ZM59 96V97H58ZM80 96H82V98H84V100H86L84 103H83V105H81L80 107L78 106V108H76L75 106H77V105H79V104H77V105H75L76 104V102L77 103H80L79 101H81L82 100V98L80 97ZM95 96V97H94ZM178 96V97H177ZM186 98H185V97ZM196 98V103H199V104H204L205 106H207V104H209L210 105V108H209V106H208V110L206 111V109L207 108H205V106H200L199 107V104H197L196 106H198V107H196L195 109H194V105L196 104L195 103V99H194V97ZM203 96H204V100L202 99L203 98ZM221 96V97H220ZM226 96V97H225ZM234 96H235V98L236 97H238V99L240 100L239 102H238V99L236 98H234ZM261 96H263V97H261ZM27 97V100H25L24 101V99ZM28 97H30V98H28ZM57 97H58V99H57ZM63 97H64V99H66L65 100V102H63L64 100H63ZM73 97V96H72ZM81 99H80V98ZM167 97V98H166ZM211 97H213V98H215V99H212ZM222 97H224V98H222ZM233 97V98H232ZM249 97H251L250 99H249ZM253 97H255V99L253 98ZM258 97V98H257ZM4 98V99H3ZM13 98V99H12ZM14 98H17V99H20V100H17V99H15L14 100ZM22 98H23V100H22ZM32 98V99H31ZM33 98H35L34 100L36 101V103L37 104H33L34 103V100H33ZM37 98V99H36ZM54 98V99H53ZM62 98V99H61ZM67 98H71L70 100H68L67 101ZM166 98V99H165ZM169 98V99H168ZM172 98V99H171ZM179 98H182V99H179ZM197 98H199V99H197ZM221 98V99H220ZM241 98H244V99H241ZM262 98V99H261ZM28 99H31V100H28ZM47 99V100H46ZM95 99V100H94ZM172 101H171V100ZM194 99V100H193ZM203 101H202V100ZM209 99H210V102H209ZM219 99H220V102H221V106H220V102H219ZM225 99H228L227 101H228V103H229V101H230V104H228L227 105V103H225V102H227ZM258 99H259V101H260V99H261V104L260 103H257V101H258ZM17 100V101H16ZM33 100V101H32ZM38 100H39V102H38ZM58 100H60V101H58ZM63 100V101H62ZM77 100H79V101H77ZM83 100V101H84ZM93 100V101H92ZM213 100V101H212ZM237 100V101H236ZM257 100V101H256ZM5 101V102H4ZM7 101V102H6ZM9 101V102H8ZM10 101H11V103H10ZM13 101H14V103H13ZM21 101H23V102H21ZM27 101V102H26ZM28 101H30V103L28 102ZM47 101V102H46ZM58 101V102H57ZM67 101V102H66ZM70 101V102H69ZM75 101V102H74ZM92 101V102H91ZM169 101V102H168ZM171 101V102H170ZM179 101V102H178ZM181 101V102H180ZM205 101V102H204ZM214 101H215V103L216 104H214ZM217 101H218V103H217ZM245 102V106H243V108H247L246 110L245 109H243V110H241L242 109V105L244 104V102ZM250 101V102H249ZM33 102V103H32ZM55 102V103H54ZM62 102H63V105H61L62 104ZM72 102V103H71ZM138 102V103H137ZM162 102V103H161ZM168 102V103H167ZM172 102H174V103H172ZM179 104H178V103ZM188 104H187V103ZM189 102H191V104L189 103ZM202 102V103H201ZM208 102V103H207ZM235 102V103H234ZM263 102V103H262ZM16 103V104H15ZM69 103V104H68ZM73 104V105H71V104ZM86 103V104H85ZM91 103V104H90ZM109 104H107V105H114V103L112 104V101L110 102H108ZM154 103V102H153ZM169 103H170V105H169ZM177 103V104H176ZM187 104V105H182V107H181V104ZM193 103V104H192ZM205 103H207V104H205ZM222 103L224 104V106H222ZM238 103V104H237ZM241 103H243V104H241ZM257 103V104H256ZM9 104V105H8ZM13 104V105H12ZM35 105V107L33 106V105ZM39 104V105H38ZM67 104H68V106H67ZM136 104V105H135ZM150 104V105H149ZM160 104V105H159ZM162 104V105H161ZM214 104L215 105V107H216V105L218 104V107H214V105H213V108L215 109H213V108H211L212 107V105ZM248 104H249V107H248ZM252 104V105H251ZM253 104H256L255 106H256V108L257 109H261L260 111L258 110V112H256L257 110H256V108H255V106L254 107H252L253 106ZM258 104H259V108H258ZM16 107H15V106ZM30 105H32L33 106V109H31L32 108V106L31 107H29ZM37 105V106H36ZM47 105V106H46ZM60 105H61V109H60ZM87 105V106H86ZM150 107H152V108H149V106ZM262 105V106H261ZM26 106H27V108H29L28 110H27V108H26ZM72 106V107H71ZM139 106V107H138ZM166 106H168V107H166ZM183 106H185L184 108H183ZM187 106H189V108L187 107ZM220 106V107H219ZM229 106V107H228ZM238 106H241V108L240 109H238L237 107ZM251 106V107H250ZM261 106V107H260ZM15 107V108H14ZM18 107H20V108H18ZM43 107H44V109H43ZM46 107V108H45ZM49 109H48V108ZM67 107V108H66ZM88 107V108H87ZM94 107H96L95 109H94ZM108 107V106H107ZM142 107H143V109H142ZM147 107V108H146ZM159 107V108H158ZM164 109H163V108ZM179 107V108H178ZM190 107L192 108V109H190ZM223 107L224 108H226V109H224L223 110ZM233 107V108H232ZM234 107L235 108H237L238 109V113L236 112V111H234L235 109H234ZM74 108H76V109H74ZM85 108V109H84ZM155 108V109H154ZM176 108V109H175ZM202 108H205L204 110L202 109ZM229 108H230V110H229ZM252 108H254L253 110L256 112V113H258V115L256 114H254L255 116L253 117V114L252 113H254V111H252ZM23 109H26L25 111H23ZM42 109V110H41ZM66 109V110H65ZM68 109V110H67ZM78 109V110H77ZM82 109V110H81ZM89 109V110H88ZM94 109V110H93ZM98 109V108H97ZM147 109H149L148 111H147ZM152 109H154V110H152ZM157 109V110H156ZM159 109V110H158ZM162 109V110H161ZM180 109L184 112V113H182V111H180ZM198 109H202L203 111H198ZM212 110V112L214 111V115H212V113H210V112H208V111H211ZM220 110L219 112H217L216 113V111L217 110ZM20 110V111H19ZM47 110V111H46ZM74 110V111H73ZM75 110H77L78 112H80V114H78V112H77V114H76V112H75ZM81 110V111H80ZM83 110H84V112H86V113H83ZM145 110V111H144ZM174 110V112H175V114H173L171 117L170 116H168V114H171V111H173ZM177 110H179L178 111V113H176L177 112ZM191 110V111H190ZM197 111L198 113H194V111ZM223 110V111H222ZM225 110H226V112H225ZM239 110H241V112L239 111ZM248 110V111H247ZM12 111H14V112H16V113H12ZM22 111V112H21ZM29 111V112H28ZM42 111V112H41ZM45 111V112H44ZM71 111V112H70ZM91 112L90 114L91 115H89L88 116V114L89 113H87V112ZM92 111H94V112H92ZM126 111V113H127V111H128V115L127 114H125L124 112ZM147 111V112H146ZM149 111H151V112H149ZM164 111V112H163ZM168 111H170V112H168ZM204 111H206V114L204 113ZM230 113H229V112ZM247 111V112H246ZM5 114H4V113ZM20 112V113H19ZM63 112H65V113H63ZM112 112V113H111ZM129 112H131L130 114H129ZM138 112V113H137ZM145 112V113H144ZM153 112V113H152ZM166 112H167V114H166ZM174 112H172V113H174ZM189 112V113H188ZM190 112H193V113H190ZM221 112H223V114H226V116L224 115L223 116V114L221 113ZM225 112V113H224ZM236 112V113H235ZM240 112V113H239ZM245 112V113H244ZM252 112V113H251ZM260 112V113H259ZM262 112V113H261ZM25 113H26V115H25ZM41 113H43V114H41ZM53 113V114H52ZM93 113V114H92ZM107 113V115L109 116V113L111 114L109 117L106 115V119H105V117L103 116V114L105 115ZM145 115H144V114ZM151 113V117H150V115L149 114ZM183 115H182V114ZM185 113H187V114H185ZM204 113V114H203ZM208 113H210V114H208ZM246 113H248V114H246ZM251 113V114H250ZM11 114V115H10ZM20 114H21V116H20ZM41 114V115H40ZM58 114H59V116H58ZM117 114V113H116ZM148 114V115H147ZM157 114H159V115H157ZM177 114V115H176ZM181 115V116H183V117H179V115ZM188 114H189V116H188ZM192 114V115H191ZM208 114V116L210 115V121L208 122V118L206 117V115ZM219 114V115H218ZM232 114V115H231ZM233 114L235 115L234 117H233ZM241 114V115H240ZM246 114V115H245ZM259 114L261 115L262 114V118H261V116H259ZM2 115V116H1ZM45 116V117H43V116ZM67 115V116H66ZM71 115V116H70ZM77 115L79 116V117H77ZM81 115H83V117H81L82 118V121L80 122V116ZM95 115V120H94V122H93V120H92V116H94ZM126 115V117H123V116H125ZM153 115H156V116H153ZM193 115H194V117H193ZM205 116V118H204V116ZM237 115H239V119L237 118ZM249 115V116H248ZM252 115V116H251ZM53 116V117H52ZM76 116V117H75ZM101 116H103V117H101ZM145 116V117H144ZM150 118H149V117ZM166 116V120H164L165 117ZM178 116V117H177ZM186 116H187V118H186ZM191 116V117H190ZM213 116H215V118L213 117ZM217 116V117H216ZM223 118V121L220 123L219 122V124L218 123H216L215 121H217V119H222L221 117ZM230 116H232L233 117V119L231 120L230 119V121L229 122H227V124H226V121H227V119L229 120V118H231ZM241 116H243V117H241ZM247 116V117H246ZM250 116H251V118H250ZM39 117H41V118H39ZM85 117V118H84ZM132 117H133V121H135V122H131L132 120ZM152 117H154V118H152ZM156 117V118H155ZM204 119V125L202 124V123H198V121H199V119ZM213 117V118H212ZM241 117V118H240ZM246 117V118H245ZM28 118V119H27ZM70 118V119H69ZM98 118V119H97ZM102 118V119H101ZM108 118V119H107ZM112 118V119H111ZM140 118H142L143 120H142V122H141V119ZM149 118V119H148ZM151 118H152V121H153V123H154V121H156L154 124H155V127H151L152 125L154 126V124L153 123H151V122H149L150 120H151ZM161 118H162V121L163 122H165V121H167V131H165L166 130V126L164 125L165 123H163L162 124V121H160L161 120ZM164 118V119H163ZM175 119V121L174 120H172V119ZM179 118V119H178ZM185 118V119H184ZM193 118H195V119H193ZM197 118V119H196ZM236 118V119H235ZM243 118V119H242ZM7 119V120H6ZM37 119H39V123H38V121H37ZM91 119V120H90ZM109 119H110V121H109ZM114 119V120H113ZM136 119V120H135ZM168 119H170L171 120V122H170V120H169V123H168ZM189 119V120H188ZM191 119H192V121H194V122H197V123H194V122H192V125H191ZM213 119V120H212ZM215 119V120H214ZM246 119H247V121L249 120V119H252V120H249L247 123H245L246 122ZM44 120V121H43ZM88 120V121H87ZM99 120V121H98ZM105 120V121H104ZM108 120V121H107ZM146 121V123H145V121ZM159 120V121H158ZM178 122H180V123H178ZM183 122H182V121ZM186 120V121H185ZM198 120V121H197ZM205 120L207 121V122H205ZM219 120V121H220ZM245 120V121H244ZM259 122H257V121ZM261 120V121H260ZM43 121V122H42ZM70 121V122H69ZM73 121V122H72ZM87 121V122H86ZM92 121V122H91ZM96 121V122H95ZM131 123H130V122ZM138 121V123L137 124H135L136 122ZM140 121V122H139ZM189 121V122H188ZM240 121V122H239ZM242 121V122H241ZM251 121H252V123L253 124H256V123H258L257 125L259 126V125H261V126H259V127H254V125H253V127H252V123H251ZM18 122V123H17ZM28 122V123H27ZM55 122V123H54ZM90 122V123H89ZM99 122V123H98ZM103 122V123H102ZM111 122H113V123H111ZM173 122V123H172ZM176 122L178 123V126L176 125ZM200 122H202V121H200ZM212 122V123H211ZM214 122V123H213ZM218 122V121H217ZM235 122H237V123H235ZM239 122V123H238ZM251 123L250 125L248 124V123ZM4 123V124H3ZM58 123V124H57ZM94 123V124H93ZM105 123V124H104ZM152 125H151V124ZM161 123V124H160ZM175 123V126L174 125H171V124H174ZM188 123H190L189 124V126H194V125H198L195 129L196 130H191L190 131V128H188L187 126V124ZM207 123V124H206ZM211 123V124H210ZM263 123V124H262ZM17 124V125H16ZM33 126H32V125ZM72 124V125H71ZM82 124V125H81ZM91 124V125H90ZM98 124H99V126H98ZM101 124V125H100ZM112 124H113V126H112ZM127 124V125H126ZM144 126H143V125ZM149 124H150V126H149ZM159 124V125H158ZM216 125V126H212V125ZM223 124V126L224 125H227L226 127L224 126V128L225 129H223L222 128V125ZM229 124V125H228ZM236 124V125H235ZM241 124V125H240ZM26 125V126H25ZM94 125H96L95 127H94ZM111 125V126H110ZM114 125L116 126V127H114ZM122 125V126H121ZM126 125V126H125ZM147 125V126H146ZM161 125L162 126H164L165 128H163V127H161ZM234 125L236 126V127H234ZM239 125V126H238ZM103 126V127H102ZM108 128H107V127ZM123 126H125V127H128V129L127 130H129V128L131 129V130H129V131H131V135H132V137H131V135H130V132L128 131V132H126V134H128V137L126 138L125 136H127L126 134H125V132H124V134H123V129H125V127L123 128ZM133 126V127H132ZM135 126H137V127H135ZM156 126H159V127H157V129H156ZM171 126V127H170ZM218 126L220 127L221 126V128L222 129H220V128H218ZM242 126H243V128H242ZM245 126H250V130H251V133H253V134H251L250 132H249V128L247 127H245ZM13 127V128H12ZM32 127H34L33 129H32ZM84 127V128H83ZM99 127H101V128H99ZM106 127V128H105ZM112 127H114L113 128V131L112 130H110V128L112 129ZM123 129H122V128ZM135 127V128H134ZM177 127L179 128V129H177ZM195 127V126H194ZM211 127V129H209ZM83 128V129H82ZM99 128V129H98ZM102 128H104L103 129V131H102ZM135 129L134 130V132H132V129ZM136 128H138L139 130V133H138V131L136 132ZM155 128V130H153ZM161 128H163L162 130H161ZM169 128H171V130L169 129ZM175 128V129H174ZM183 128V129H182ZM200 128H204L203 129V131H202V129H201V131H200ZM212 128H214L215 129V131H214V129H212ZM227 128V129H226ZM237 129V130H233V129ZM253 128H255L256 130H253ZM261 128V129H260ZM2 129H3V132H2ZM5 129V130H4ZM15 131H14V130ZM67 129V130H66ZM71 129H72V131H71ZM93 129V130H92ZM106 129H109V130H107V132L108 133H110L111 131V133L110 134H108L107 132H106ZM178 131H177V130ZM187 131V133H184V132H186L185 130ZM191 129H194V128H191ZM206 129V130H205ZM207 129H208V131H214V132H218L217 133V135H216V133H215V136L213 135L214 134V132L213 133H211V132H208L207 131ZM218 129V130H217ZM239 129V130H238ZM90 130V131H89ZM118 130L119 131H121L122 132V134L123 135H121V132H119V134L122 136H120V137H118V133H116V132H118ZM153 130V131H152ZM157 130V131H156ZM189 130V131H188ZM219 130L221 131V132H219ZM222 130H224V131H222ZM231 130H233V133H234V135L235 134H237V138L235 139L234 137H236V135L234 136L233 134L232 135H230L231 133H230V131ZM241 130V133L239 132ZM253 130V131H252ZM260 130V131H259ZM25 131H27V132H25ZM67 131V132H66ZM74 131V132H73ZM84 131V132H83ZM86 131V132H85ZM110 131V132H109ZM114 131H115V133H114ZM157 132V134H156V132ZM162 131V132H161ZM173 131H175V132H173ZM179 131L181 132L180 134H178L179 133ZM197 131H199V132H197ZM207 131V132H206ZM238 131V132H237ZM244 131H247V132H245V133H247V134H245L244 133ZM259 131V132H258ZM15 132V133H14ZM69 132V133H68ZM88 132H89V134H88ZM102 132V133H101ZM105 132H106V134H105ZM146 132V133H145ZM155 132V133H154ZM161 132V133H160ZM177 132V134L179 135H177V134H175ZM189 132V133H188ZM191 132V133H190ZM197 132V133H196ZM201 132L202 133H204V134H206V136L204 135V134H201ZM222 132H223V135H222ZM232 132V131H231ZM261 132V133H260ZM14 133V134H13ZM78 133H80V134H78ZM99 133V134H98ZM133 133H135L134 135H133ZM136 133H138V134H136ZM160 133V134H159ZM221 133V134H220ZM226 133V134H225ZM238 133H240V135H238ZM259 133V134H258ZM263 133V134H262ZM17 134V135H16ZM67 134H69V135H67ZM85 134V135H84ZM94 134V135H93ZM102 134V135H101ZM114 134V135H113ZM143 134V135H142ZM161 134H164V135H161ZM168 134H169V136H168ZM184 134V135H183ZM190 134V135H189ZM32 135V136H31ZM78 135H80V136H78ZM82 135V136H81ZM84 135V136H83ZM125 135V136H124ZM145 135V136H144ZM150 135V137H148ZM170 135H171V137H170ZM192 136L191 137V139H190V137H187V136ZM195 136V138H196V142L194 143V141H192V140H194L195 138H194V136ZM221 135V136H220ZM249 135V136H248ZM90 136V137H89ZM137 136V137H136ZM152 136V137H151ZM155 137V139H153L154 137ZM168 136V137H167ZM174 136H176V137H174ZM178 136V137H177ZM186 136V139L188 140H186L184 137ZM205 136V137H204ZM211 136H214V137H211ZM218 136V137H217ZM219 136H220V138H219ZM222 136H223V138H222ZM225 136V137H224ZM238 136H240L239 138H240V140L238 141L237 139H238ZM252 136V137H251ZM8 137V138H7ZM19 138V140H18V138ZM73 137V138H72ZM114 137V138H113ZM136 137V138H135ZM162 137V140L160 139ZM164 137H167V139H169V138H171V139H169V143H170V146L168 147V145L169 144H167L166 145V140H165V142H163L164 140L163 139H166V138H164ZM182 137V138H181ZM199 137L203 140V142L204 141H207L205 144L206 145H208V147L207 146H205V144L201 141L200 142V140L201 139H199ZM228 137V138H227ZM234 139H233V138ZM246 139H245V138ZM256 137V138H255ZM262 137V138H261ZM82 138V139H81ZM86 138H91V139H87V141H85V143L87 144H84V140L83 139H85L86 140ZM123 138H125V140L123 141V142H120L121 140H123ZM148 138H149V141H148ZM153 140H152V139ZM174 138H176V139H178V141H176V143L173 145V144H171V143H174ZM180 138H181V140L182 141H179L180 140ZM190 140H189V139ZM194 138V139H193ZM198 138V139H197ZM207 138V140H205ZM222 138V139H221ZM228 140H227V139ZM75 139V140H74ZM110 139V140H109ZM151 139V140H150ZM158 139V140H157ZM173 139V140H172ZM210 139H212V140H210ZM216 140V139H218V140H216V141H213V140ZM244 139V140H243ZM249 139V140H248ZM13 140V141H12ZM91 140V141H90ZM128 140V141H127ZM130 140V141H129ZM131 140H133V142H131ZM142 140V141H141ZM147 140V141H146ZM156 140V141H155ZM160 140V141H159ZM210 140V141H209ZM221 142H220V141ZM223 140H225V141H223ZM238 142H240V144L238 143H236L237 141ZM15 141H17V142H15ZM89 141V142H88ZM136 141H137V143H136ZM138 141H140L139 143H138ZM153 141H155L157 144H158V146L157 145H153V144H151L150 143V145L151 146H149L148 148H147V146L149 145L148 143L149 142H153ZM168 141V140H167ZM171 141V142H170ZM173 141V142H172ZM185 141V142H184ZM197 141L200 143H197ZM211 141H213V142H211ZM232 141V142H231ZM245 141V142H244ZM88 142V143H87ZM93 142V143H92ZM116 142V143H115ZM127 142V143H126ZM130 142V143H129ZM148 142V143H147ZM155 142H153V143H155ZM183 142L184 143H188L189 144V142H190V146L189 145H187V146H189L190 148H195V149H191L192 151L191 152H194V150H197L196 152H198L197 154H196V152H194V153H192V154H190L191 152H190V150L188 149V150H184V151H189L190 153H188V155L186 154L187 152H185V153H182V152H184L183 150H182V148H185L186 146H184V144H183ZM192 142V143H191ZM214 142H216L215 144H212V143H214ZM218 142V143H217ZM220 142V143H219ZM248 142V144H246ZM250 142V143H249ZM253 142V143H252ZM256 142V143H255ZM18 143V144H17ZM45 143V144H44ZM91 143V144H90ZM110 143V144H109ZM121 145H120V144ZM135 143V144H134ZM145 143H147V144H145ZM163 143H165V145L163 144ZM168 143V142H167ZM178 143H181L180 144V146H177L178 145ZM222 143H223V145H222ZM225 143H227V144H225ZM7 144H8V146H7ZM81 144V145H80ZM88 144H90L89 146H88ZM93 144V145H92ZM107 144V145H106ZM113 144V145H112ZM125 144L127 145V147L129 146V145H133L134 144V146H136L135 148L133 147H131V146H129V148L131 147L132 148V150L130 151V152H132L133 153V155H131V153H130V157L129 156H127L128 155V153H126V156L128 157V159H127V157L125 156V155H123V154H125V152H126V146H125ZM129 144V145H128ZM146 146H144V145ZM199 144V145H198ZM203 144V145H202ZM217 144V145H216ZM227 145V147L225 146V145ZM228 144H233L231 147L228 145ZM244 144V145H243ZM3 145H5V148H3L4 146ZM12 145H13V147H12ZM79 145H80V147L82 148H80L79 147ZM107 147H106V146ZM159 145H161V147L163 148V150H161L162 148H160L159 147ZM173 147H172V146ZM186 145V144H185ZM195 147H194V146ZM216 145V146H215ZM222 145V146H221ZM236 145H237V147H236ZM239 145V146H238ZM247 145V146H246ZM258 145V146H257ZM6 146L7 147H9V148H6ZM18 146V147H17ZM48 146V147H47ZM53 146V147H52ZM111 146H112V148H111ZM119 146V147H118ZM155 146H157L156 148H155ZM201 146V147H200ZM205 146V147H204ZM213 146V148H214V146H215V148L214 149H212L211 147ZM217 146H218V149H217ZM235 148H234V147ZM256 146H257V148H256ZM19 147H21V148H19ZM147 148V150L149 149V148H151V150H150V153H149V151H146V149L144 150V148ZM189 147H187V148H189ZM197 147H200L199 149H201V148H203L204 147V149H201V152H200V150L197 148ZM223 147V148H222ZM245 147H247V148H245ZM19 148V149H18ZM53 148V149H52ZM79 148V149H78ZM87 148V149H86ZM105 148V149H104ZM107 148V149H106ZM125 148V149H124ZM129 148H127L128 150H129ZM155 149V150H152V149ZM177 148V149H176ZM197 148V149H196ZM208 148H210V149H208ZM227 148V149H226ZM231 148H232V150H231ZM241 148V149H240ZM248 148H250V150L248 149ZM3 149H4V151H3ZM9 151H11V150H13V152H9ZM23 149V150H22ZM51 149V150H50ZM57 149V150H56ZM85 149V150H84ZM90 149V150H89ZM120 149V150H119ZM121 149H124L125 150V152L123 151V150H121ZM135 149H136V151H135ZM140 149V150H139ZM158 149H159V151H158ZM182 151H181V150ZM186 149V148H185ZM216 149V150H215ZM220 149H223L224 150V152H222L221 153V151H220ZM229 149V150H228ZM240 149V150H239ZM243 149H247V150H244L243 151ZM262 149V150H261ZM15 150H17L16 152H14ZM35 150V151H34ZM58 150H59V152H58ZM77 150V151H76ZM82 150V151H81ZM87 150V151H86ZM133 150L135 151V152H137V153H135V152H133ZM160 150H161V152H160ZM199 150V151H198ZM205 150V151H204ZM207 150H210V151H212V150H214L213 152V154L212 153H210V151H207ZM239 150V151H238ZM254 150V151H253ZM257 150V151H256ZM7 151H8V155H5V154H7ZM84 151V152H83ZM117 151L119 152L118 154H120V152L122 153V155L123 156H125L126 157V159L125 158H123V156H120V157H118V158H116V159H114V157H116L118 154H117ZM144 151H146V152H144ZM160 152L159 154L158 153H155V155L153 154V153H151V152ZM164 153H163V152ZM167 151V152H166ZM206 151H207V154H206ZM230 151H233V152H230ZM246 151H249V152H246ZM251 151V152H250ZM6 152V153H5ZM28 152V153H27ZM33 152V153H32ZM56 152V153H55ZM78 152V153H77ZM89 154H88V153ZM113 154H112V153ZM115 152V153H114ZM128 152V151H127ZM142 152H144V153H142ZM202 152L203 153H205L204 155H203V157L201 156V154H202ZM226 152V153H225ZM244 154L245 152H246V154H244V156H242L243 154ZM18 153V154H17ZM44 153V154H43ZM102 153V154H101ZM109 153V154H108ZM141 153V154H140ZM163 153V155H164V157H163V155H162V159L160 158V156H161V154ZM165 153L166 154H168V153H171L172 154V156H171V159L172 160H176V159H174V158H178V157H176L175 156V154L178 156L179 154V159H178V161L179 162H177V164H179L180 165V167H181V169L183 170V172H180L179 170H181L180 168H179V170L176 168L177 167V165H176V161L175 162H173L172 160V162L169 160V158H167V157H169L170 156V154L169 155H166L165 156ZM177 153H179V154H177ZM182 153V154H181ZM208 153H210V154H212V155H210V154H208ZM217 153V154H216ZM228 153H231L232 154V157L230 156L231 154H228ZM234 153H235V155H236V157L238 158H235V155H234ZM240 153L242 154L241 155V157H240ZM11 154V155H10ZM28 154H29V156H28ZM31 154L33 155V156H31ZM80 154V157L81 158H79V160L77 159L78 157H77V155H79ZM88 155V157H86L85 155ZM108 154V155H107ZM115 154H117L116 156H115ZM173 154H174V156H173ZM190 154V155H189ZM193 154H195L196 156H193ZM227 154V155H226ZM51 155H53V157L51 156ZM100 155V157H98ZM112 155H114V156H112ZM136 155V156H135ZM150 155V156H149ZM152 155V156H151ZM156 155H159V156H157L158 158H160V159H158L157 157H156ZM184 156V158H185V156H186V160L187 161H189V160H191L192 162H188L187 163V161L185 160V159H182V157L180 158V156ZM217 155V156H216ZM226 155V156H225ZM229 155V156H228ZM239 155V156H238ZM27 156H28V159H26L27 158ZM101 156H102V158H101ZM135 156V157H134ZM149 156V159H146L147 157ZM191 156V157H190ZM205 156L207 157V158H205ZM209 156H210V158H211V156H212V158H211V160H215V161H211L210 160V158H209ZM221 156V157H220ZM32 157V158H31ZM37 157V158H36ZM85 157V158H84ZM93 159H92V158ZM98 159H97V158ZM141 158V159H139V158ZM165 157L167 158V160H169L171 163H172V165L173 166H175V170L177 169L178 171H177V173H175L174 171H172V170H174L173 168H172V166L170 165L169 167L167 166L168 165V161L167 162H165L164 163V165H163V160L165 161ZM194 157H195V159H194ZM214 157H216L215 159H213ZM229 157V161H231V165H229L228 164V161H227V158ZM23 158H25V159H23ZM96 158V159H95ZM110 158H113V160H110ZM135 158H137V161H133V160H135ZM144 158V159H143ZM155 158V159H154ZM193 158V159H192ZM196 158H199V160L198 159H196ZM205 158V159H204ZM209 158V159H208ZM218 158V159H217ZM250 158L252 159L251 161H250ZM263 158V159H262ZM49 159V160H48ZM100 159H101V161H100ZM122 159V161H120ZM132 159V160H131ZM138 159L140 160V161H138ZM200 159L202 160L201 162H203V165L202 164H200V165H202V166H205L206 167V165H207V168H205V169H203L204 167H202V166H198V165H196V163L195 162H197L198 161V163L197 164H199V163H201L200 162ZM209 161H208V160ZM220 159H223V160H220ZM243 159V160H242ZM261 159V160H260ZM28 160H30V161H28ZM36 160V161H35ZM57 160V161H56ZM74 160V161H73ZM106 160H110V161H112L111 163H109V161L108 162H106V164H102V161L105 163V161ZM117 160V161H116ZM118 160H119V163H118ZM143 160H147L149 163H150V165H149V168H145L144 167V163H146V162H144ZM181 160V161H180ZM183 160H184V162H183ZM195 160H197V161H195ZM204 160V161H203ZM216 160L217 161H219L220 162V165H217V163L215 164L214 162H216ZM235 160H237V161H235ZM12 161V162H11ZM35 161V162H34ZM76 161H78V162H76ZM101 162V164H100V162ZM151 161V162H150ZM158 161V163H156ZM186 161V162H185ZM195 161V162H194ZM208 161V162H207ZM223 161V162H222ZM227 161V163L225 164V162ZM248 161H249V163H248ZM257 161V162H256ZM81 162H83V163H81ZM115 162V163H114ZM131 162H133L134 164L135 163H137V164H139V163H141L139 166L141 167V171L143 172V170L145 169V175H144V173H140V174H142V175H140L139 174V172H140V169H139V167H138V165L136 164V165H133L132 164V166L130 167V165H131ZM147 162V163H148ZM153 162V163H152ZM204 162L206 163L205 165H204ZM218 162V163H219ZM238 162V163H237ZM7 163V164H6ZM47 163V164H46ZM68 163V164H67ZM108 163V164H107ZM129 163V164H128ZM146 163V164H147ZM156 163V164H155ZM167 163V164H166ZM170 163V164H171ZM174 163H175V165H174ZM188 164L189 165V163H190V165H194L193 167L195 168L194 169V175H193V173H191V172H193V169H190V167H192V166H188L187 168H189L188 170H187V168H185V164ZM192 163V164H191ZM195 163V164H194ZM230 163V162H229ZM16 164V165H15ZM96 164L98 165V168L96 167ZM116 165V167L114 166V165ZM128 164V165H127ZM145 164V166H147ZM155 164V165H154ZM157 164H158V166H157ZM182 164V165H181ZM208 164H210L209 165V167H208ZM216 166H215V165ZM235 164V165H234ZM247 166H246V165ZM252 164V165H251ZM58 165V166H57ZM70 165V166H69ZM77 165V166H76ZM122 165V166H121ZM157 166V168L156 167H154V166ZM229 165V166H228ZM242 167H241V166ZM12 166V167H11ZM95 166V167H94ZM104 166V167H103ZM106 166V167H105ZM121 166V168H119ZM164 166V167H163ZM182 166L184 167V168H182ZM231 166V167H230ZM238 166H240V167H238ZM115 167V168H114ZM124 167H125V169H124ZM127 167V168H126ZM137 167H138V169H137ZM144 167V168H143ZM148 167V166H147ZM168 167V168H167ZM179 167V166H178ZM192 167V168H193ZM198 169H197V168ZM225 167H226V169H225ZM250 167H251V169H250ZM254 167V168H253ZM261 167H263V168H261ZM77 168V169H76ZM79 168H81V169H79ZM94 168V170H92ZM108 168V169H107ZM133 168V169H132ZM136 170H135V169ZM143 168V169H142ZM163 168H165V169H163ZM234 168H236V169H234ZM245 168V169H244ZM248 168V169H247ZM257 168V169H256ZM21 169V170H20ZM84 169V170H83ZM118 169H119V173H118ZM128 169V170H127ZM217 169H222L221 171H213V170H217ZM225 169V170H224ZM240 171H239V170ZM15 170V171H14ZM18 170H20V171H18ZM40 170H42V171H40ZM54 170H55V172H54ZM83 170V171H82ZM109 172H108V171ZM120 170H121V172H120ZM186 170L188 171V172H186ZM197 170V172L198 173H200V175H201V177L199 176V174L197 173V172H195ZM67 171V172H66ZM97 171V172H96ZM103 171V172H102ZM127 171V172H126ZM135 171H137V172H135ZM172 171V172H171ZM237 171H238V173H237ZM254 171V172H253ZM21 172V173H20ZM39 172V173H38ZM84 172V173H83ZM167 172H171V173H168V176H173V179H172V181L171 180H169L168 179V177L166 178V179H163L164 177H166L167 175H165V176H162V175H164V174H166ZM174 172V173H173ZM227 172H228V174H227ZM249 172H250V174H249ZM253 172V173H252ZM258 172V173H257ZM77 173V174H76ZM98 173V174H97ZM121 173V174H120ZM127 173H128V175H127ZM134 173V174H133ZM217 173H218V175H217ZM223 173H225V175L223 174ZM243 173V174H242ZM117 174V175H116ZM134 175V176H132V175ZM157 174V175H156ZM171 174V175H170ZM175 174V175H174ZM186 174V175H185ZM195 174H196V176H195ZM204 176H203V175ZM223 174V175H222ZM255 174V175H254ZM17 175V176H16ZM82 175V176H81ZM86 175H88V176H86ZM95 175V176H94ZM97 175V176H96ZM99 175V176H98ZM105 175H107V176H105ZM124 175V176H123ZM137 175V176H136ZM140 175V176H139ZM156 175V176H155ZM178 175V176H177ZM182 175V176H181ZM253 175V176H252ZM42 176V177H41ZM73 176V177H72ZM76 176V177H75ZM117 176V177H116ZM132 176V177H131ZM141 176H145V177H141ZM160 176V177H159ZM161 176L163 177V178H161ZM199 176V177H198ZM211 176V177H210ZM222 176H224V177H222ZM45 177H46V179H45ZM82 177V178H81ZM135 177H141V179H136L135 180ZM152 177H153V179H155L154 181H151L152 180ZM157 177H159V178H157ZM177 177V179H176V184H172V186L171 185H169L171 182L172 183H174L173 182V180H175V178ZM186 177V178H185ZM215 179H214V178ZM220 177V178H219ZM222 177V178H221ZM252 177V178H251ZM27 178H28V180H27ZM49 178V179H48ZM77 178V179H76ZM78 178H81V179H78ZM121 178V179H120ZM128 178V179H127ZM130 178V179H129ZM131 178H134V179H132V181H130L131 180ZM150 178V179H149ZM170 179H171V177H169ZM189 178V179H188ZM190 178H191V180H190ZM193 178V179H192ZM196 178V179H195ZM198 178H199V180H198ZM209 178V179H208ZM215 180V181H213L214 183H212V180L213 179ZM233 178V179H232ZM243 178V179H242ZM245 178H247V179H245ZM263 178V179H262ZM118 179H120V180H118ZM126 179V180H125ZM142 179H143V181H144V183H142L143 181H142ZM145 179V180H144ZM167 179L169 180V184H167ZM179 179V180H178ZM180 179H181V181H180ZM185 179V180H184ZM201 179V180H200ZM249 179H251V180H249ZM22 180V181H21ZM76 180V181H75ZM77 180H78V182H77ZM102 180V181H101ZM116 180V181H115ZM134 180H135V182H134ZM138 180H140V181H138ZM166 181L165 183L166 184H164V185H162L161 183H163L162 181ZM180 181V182H178V181ZM231 180L233 181V183L231 182ZM248 180V181H247ZM49 181V182H48ZM50 181H52V182H50ZM66 181V182H65ZM70 181V182H69ZM123 182V184L121 183V182ZM128 181L129 182H131V183H129L128 185H129V187H130V189H128L125 185H124V182H126V183H128ZM146 181V182H145ZM171 181V182H170ZM200 181V182H199ZM208 181V182H207ZM227 181H229V183L227 182ZM240 181V182H239ZM254 181V182H253ZM38 182V183H37ZM48 182V183H47ZM72 182V183H71ZM116 182V183H115ZM158 182L161 184V186H163L164 188L167 186V187H170V188H167L166 187V189H167V191H166V189L164 190V188H162V187H159L158 185H160V184H158ZM198 182H199V184H198ZM209 182H211V183H209ZM231 182V183H230ZM249 182V183H248ZM75 183H78V184H75ZM117 183H121V184H117ZM132 183H134V184H132ZM142 185H141V184ZM188 185H187V184ZM191 183V184H190ZM193 183V184H192ZM217 183V184H216ZM224 185H223V184ZM247 183H248V185H247ZM62 184V185H61ZM71 184V185H70ZM137 184V185H136ZM138 184H139V186H138ZM158 184V185H157ZM198 184V185H197ZM204 184H205V188H200L201 187V185H202V187H204ZM235 184V185H234ZM98 185V186H97ZM125 186V188H123L122 186ZM135 185H136V187H135ZM222 185V186H221ZM237 185H238V187H237ZM255 185V186H254ZM263 185V186H262ZM1 186H3V187H1ZM140 186H142L141 188H142V190L140 189ZM153 186H155V188L157 189V186L159 187L158 189H160V191L158 190V194H157V190L155 189L154 191H151L153 188ZM192 186H194L193 188V190H191V188H192ZM258 186V187H257ZM262 186V187H261ZM36 187L38 188V189H36ZM56 187V188H55ZM103 187V188H102ZM114 189H112V188ZM119 187V188H118ZM132 187V188H131ZM139 187V188H138ZM173 187V188H172ZM186 187V189H185V191H183L184 189L183 188H185ZM189 187V188H188ZM195 187H196V189H198L199 190V193L197 194V192H198V190H195ZM254 189H253V188ZM4 188H5V190H4ZM72 188V189H71ZM127 188V189H126ZM137 189V190H135V191H137L138 192V194L139 195H135V193H137V192H134V189ZM147 188V189H146ZM150 188V189H149ZM152 188V189H151ZM173 189V190H169V192L170 193H168V189ZM210 188H212L211 189V191H210ZM123 189V190H122ZM126 189V191H128V190H131L132 192H134V193H132V192H130V193H132L131 195H130V193H126V191L124 192V190ZM140 189V190H139ZM146 189V190H145ZM149 189V190H148ZM162 189V190H161ZM201 189V190H200ZM208 189H209V192H208ZM225 191H224V190ZM259 189V190H258ZM6 190H8V191H6ZM52 190V191H51ZM62 190V191H61ZM63 190H65V191H63ZM113 190V191H112ZM118 190H122L123 191V194L122 195H124V196H122L121 195V193H122V191L120 192V191H118ZM146 191L147 193H145L144 191ZM164 190V191H163ZM195 190V191H194ZM231 190V191H230ZM234 190V191H233ZM255 190V191H254ZM61 191V192H60ZM107 191H108V194H107ZM114 191H116V193L118 192V193H120L119 194V196L120 197H118V193H117V195L116 196H114V194H116V193H114ZM144 192V194H143V192ZM173 191V192H172ZM181 191V192H180ZM213 191V192H212ZM4 192V193H3ZM52 192V193H51ZM60 192V193H59ZM74 192V193H73ZM110 192V193H109ZM151 192H152V194L154 195V196H152V195H150L151 194ZM201 192V193H200ZM208 192V193H207ZM228 192V193H227ZM255 192V193H254ZM262 192V193H261ZM79 193V194H78ZM94 193V194H93ZM125 193V194H124ZM149 193V194H148ZM161 193V194H160ZM231 193V194H230ZM244 193V194H243ZM249 193H250V195H249ZM18 194V195H17ZM55 194V195H54ZM61 196H60V195ZM84 194V195H83ZM98 194V195H97ZM140 194H142V195H144V196H142V195H140ZM187 194V195H186ZM206 194V195H205ZM210 194V195H209ZM214 194V195H213ZM234 194V195H233ZM246 194H248V195H246ZM50 195H53V196H50ZM88 195H89V197H88ZM135 195V196H134ZM148 195V196H147ZM190 195H191V197H190ZM192 195H194V196H192ZM203 197H202V196ZM216 195V196H215ZM255 195V196H254ZM15 196V197H14ZM20 196V197H19ZM58 196H59V199H58ZM121 196H122V199H121ZM127 196H130L129 198L127 197ZM131 196H133V198L131 197ZM140 196H142V199L143 198H145V196H147L145 199H146V201H144V199H143V201H142V199H141V197ZM181 197V200H180V197ZM195 196H196V198L197 199H195ZM205 196V197H204ZM212 196V197H211ZM243 196V197H242ZM9 197V198H8ZM10 197H11V199H10ZM51 197V198H50ZM57 197V198H56ZM63 197V198H62ZM96 197V198H95ZM117 197V200H118V198H120L121 200H120V202L121 203H119L117 200V203H115L114 202V200H115V198ZM134 197H135V199H134ZM155 199H154V198ZM179 197V198H178ZM199 197V198H198ZM202 197V198H201ZM214 197V198H213ZM219 197V198H218ZM255 198V200H254V198ZM41 198V199H40ZM46 200H45V199ZM60 198H62V199H60ZM95 198V199H94ZM132 198V199H131ZM138 198L140 199V200H138ZM153 198V199H152ZM169 198V199H168ZM182 198H184L185 200H187V201H189L190 199H194L195 201H192L191 202V200L189 201V203L191 202V204L189 205L188 204V202L187 201H185L184 199H182ZM187 198V199H186ZM221 198V199H220ZM234 198V199H233ZM245 198V199H244ZM2 199H4V201L2 200ZM38 199V200H37ZM44 199V200H43ZM101 199V200H100ZM113 199V200H112ZM125 199V200H124ZM160 199L162 200V201H160ZM166 199V201H164ZM192 199V200H193ZM199 199V200H198ZM203 199H206V202H204L205 200H203ZM220 199V200H219ZM263 199V200H262ZM9 200V201H8ZM107 200H108V202H107ZM123 200V201H122ZM129 200V201H128ZM137 200V201H136ZM153 202H152V201ZM155 200H156V202H155ZM175 200V201H174ZM184 200V201H183ZM202 200V201H201ZM216 200V201H215ZM39 201V202H38ZM44 201V202H43ZM58 201H60V202H58ZM110 201H112V202H110ZM129 202V204H130V206H133V208L132 207H130L131 209H133V210H135V212H131V209L129 210V208L127 209V207H125L127 204H128V202ZM132 203H131V202ZM133 201H134V203H133ZM138 201H142L143 202V206H142V204H141V202H138ZM180 201V202H179ZM236 201V202H235ZM262 201V202H261ZM4 203V207L2 206V203ZM33 202V203H32ZM38 202V203H37ZM137 202H138V204H140L139 206L137 205ZM161 202V203H160ZM163 202H165V203H163ZM185 202V203H184ZM195 204H194V203ZM202 202V203H201ZM240 202V203H239ZM245 202H247L248 203V206L246 207V205H247V203H245ZM35 203V204H34ZM37 203V204H36ZM40 203H41V205H40ZM45 203V204H44ZM126 203V204H125ZM164 205H163V204ZM173 203V204H172ZM237 203V204H236ZM9 204V205H8ZM34 204V205H33ZM111 204H113L112 206L113 207H109V205H111ZM115 204H117L118 206H115ZM129 204L127 205L128 207H129ZM131 204H133V205H131ZM135 204V205H134ZM152 204H154V205H152ZM156 204V205H155ZM158 204V205H157ZM171 204V205H170ZM182 204V205H181ZM186 204V205H185ZM241 204V205H240ZM259 204V205H258ZM27 205V206H26ZM86 205V206H85ZM145 205L147 206V207H145ZM150 205H152L154 208H155V210L154 209H152V212H154L153 214H152V212H148L149 210H150V208H153L152 206H150ZM159 205H162V206H164L163 208L165 209V206H167L166 207V209H168V210H164L163 208H161ZM173 205V206H172ZM177 205H179V206H177ZM189 205V206H188ZM235 205V206H234ZM2 206V207H1ZM8 206V207H7ZM108 206V208H106ZM136 206H138V209H137V207ZM156 206L157 207H159L158 209L156 208ZM190 206H192V207H194V208H192V207H190ZM201 206V207H200ZM203 206V207H202ZM210 206V207H209ZM223 206V207H222ZM239 206V207H238ZM256 206V207H255ZM7 207V208H6ZM38 207H43V208H41V210H42V212H41V210H40V208H38ZM149 207V208H148ZM199 207V208H198ZM23 208V209H22ZM113 208V209H112ZM125 208H126V210H125ZM142 208H144V210L142 209ZM146 208H148V209H146ZM187 208H189V209H187ZM223 208V209H222ZM243 208V209H242ZM248 209V208H251V209H248L247 211H246V209ZM35 209V210H34ZM82 209H83V211H82ZM111 210V211H107V210ZM115 209H117L118 211H119V213H118V211L117 210H115ZM178 209V210H177ZM189 210V211H187V210ZM226 209V210H225ZM18 210V211H17ZM115 210V211H114ZM154 210V211H153ZM186 210V211H185ZM197 210H198V212H197ZM213 210V211H212ZM258 210V211H257ZM14 211V212H13ZM37 211V212H36ZM91 211V212H90ZM95 211V212H94ZM97 211V212H96ZM102 211V212H101ZM117 211V212H116ZM151 211V210H150ZM156 211H158V212H156ZM162 211V212H161ZM165 211L167 212V213H165ZM185 213H184V212ZM223 211V212H222ZM250 212V214H249V212ZM100 212V213H99ZM104 212V213H103ZM107 212H109V213H107ZM130 212V213H129ZM161 212V213H160ZM176 212H179L178 214L176 213ZM188 212H190L189 214H188ZM212 212V213H211ZM247 212V213H246ZM9 213H13L12 215L11 214H9ZM51 213V214H50ZM57 213H59V214H57ZM64 213V214H63ZM66 213V214H65ZM80 213V214H79ZM91 213V214H90ZM118 213V214H117ZM135 213V216L134 217H131L132 216V214H134ZM149 213V214H148ZM157 213V214H156ZM193 213V214H192ZM205 213V214H204ZM219 213H221L220 215H219ZM128 214H130V216L128 215ZM145 214H147V215H145ZM155 214V215H154ZM160 214V215H159ZM164 214V215H163ZM180 214V215H179ZM226 215V216H224V215ZM244 214V215H243ZM262 214H263V216H262ZM18 215V216H17ZM64 215V216H63ZM83 215V216H82ZM150 215V216H149ZM151 215L153 216L152 218V220H151V218H148V217H151ZM181 215H185L184 217L183 216H181ZM188 215V216H187ZM209 215V216H208ZM222 215V216H221ZM258 215H261V217L259 216V218L257 219L256 217L258 216ZM2 216H3V218H2ZM43 216H44V218H43ZM47 216V217H46ZM62 216V217H61ZM72 216V220H71V218L69 219V217H71ZM146 216H147V218H146ZM154 216H155V219L156 220H154ZM214 216V217H213ZM247 216V217H246ZM6 217V218H5ZM50 217H51V219H50ZM61 217V218H60ZM163 217V218H162ZM170 217V218H169ZM178 217V218H177ZM224 217V218H223ZM65 218V219H64ZM109 218V219H108ZM132 218H135V219H132ZM140 218V219H139ZM147 220H146V219ZM166 218V219H165ZM185 218V219H184ZM186 218L187 219H189L188 221H186ZM196 218V219H195ZM242 218H243V220H242ZM59 219V220H58ZM68 219V220H67ZM84 221H83V220ZM136 219H137V221H136ZM139 219V220H138ZM141 219H144V220H142L143 221V223H140V220ZM149 219V220H148ZM194 219V220H193ZM213 219V220H212ZM224 219H225V221H224ZM251 219H252V221H251ZM6 220V221H5ZM36 220V221H35ZM135 220V221H134ZM154 220V222H152V223H154L152 226H151V221H153ZM161 220V221H160ZM184 220V221H183ZM190 220H191V222H190ZM193 220V221H192ZM220 220V221H219ZM259 220V221H258ZM111 221H113V223H111ZM134 221V222H133ZM144 221H145V223H144ZM150 221V222H149ZM198 221V222H197ZM217 221V222H216ZM258 221V222H257ZM40 222V223H39ZM138 222V223H137ZM170 222V223H169ZM219 222V223H218ZM251 222V223H250ZM257 222V223H256ZM16 223V224H15ZM59 223V224H58ZM63 223V224H62ZM92 223V224H91ZM108 223V224H107ZM120 223V224H119ZM123 223V225H121ZM135 223V224H134ZM137 223V224H136ZM189 223V224H188ZM193 225H192V224ZM223 223H226V224H223ZM261 223V224H260ZM61 224H62V226H61ZM81 224V225H80ZM105 224H106V226H105ZM114 224L117 226V225H119L118 227H114ZM143 224H145V226L143 225ZM158 224V225H157ZM191 224V225H190ZM195 224V225H194ZM216 224V225H215ZM55 225V226H54ZM93 225V227H91ZM149 225V226H148ZM154 225H156V226H154ZM202 225V226H201ZM213 225V226H212ZM219 225V226H218ZM223 225H225V226H223ZM245 225H247V226H245ZM259 226V228H260V230L261 231H259L260 233H262L263 235H262V237L260 238V233H259V235H258V237L260 238V239H258V237H257V235H256V233H258L256 230H257V226ZM60 226V227H59ZM65 226V227H64ZM101 226V227H100ZM133 226H135V228L133 229ZM144 226V227H143ZM194 226H195V228H194ZM196 226H197V229H196ZM208 226V227H207ZM47 227V228H46ZM50 227V229H48ZM59 227V229H57ZM73 227V228H72ZM100 229H99V228ZM119 227H121L119 230H118V228ZM187 227V228H186ZM192 229H191V228ZM201 227H203L201 230H200V228ZM205 227V228H204ZM214 227V228H213ZM242 227V228H241ZM256 229H255V228ZM74 228H76V229H74ZM80 228V230H78ZM104 228V229H103ZM137 228H139V229H137ZM149 228V229H148ZM164 228V229H163ZM190 228V229H189ZM210 228V229H209ZM259 228H258V230H259ZM85 229L87 230L86 232H85ZM103 229V230H102ZM152 229V230H151ZM181 229V230H180ZM208 229V230H207ZM212 229V230H211ZM214 229V230H213ZM224 229H226V230H224ZM48 230V231H47ZM56 230H59L58 232H56ZM101 230H102V233H100L101 232ZM113 230V231H112ZM116 230H118V231H116ZM133 230H135V232L133 231ZM137 230V231H136ZM155 230V231H154ZM188 230V231H187ZM206 230H207V232L209 233L208 235H207V232H206ZM215 230H216V235L214 236V232H215ZM232 230V231H231ZM252 230V231H251ZM50 231V233H48ZM52 231H53V233H52ZM66 231H68V232H66ZM221 233H219V232ZM240 231H242V232H240ZM251 231V232H250ZM256 231V232H255ZM60 232V233H59ZM66 232V233H65ZM103 232H105V233H103ZM120 232V233H119ZM196 232V233H195ZM201 232V233H200ZM205 232V233H204ZM239 232V233H238ZM47 233V234H46ZM68 233V234H67ZM70 233V234H69ZM84 233V234H83ZM186 233V234H185ZM218 233V234H217ZM250 233H252V235L250 234ZM66 234V235H65ZM172 234V235H171ZM185 234V235H184ZM250 234V235H249ZM46 235H48V236H46ZM64 235V236H63ZM198 235V236H197ZM219 235V236H218ZM222 235V236H221ZM230 235V236H229ZM224 236V237H223ZM233 236V237H232ZM58 237V238H57ZM77 237V238H76ZM105 237V238H104ZM106 237H107V239H106ZM119 237H121V238H119ZM146 237H148V238H146ZM171 237H173V238H171ZM199 239H198V238ZM204 237H206V238H204ZM218 237V238H217ZM229 237H231V238H229ZM242 237V238H241ZM49 238V239H48ZM117 238H119V239H117ZM176 238V239H175ZM209 238H211V239H209ZM235 238V239H234ZM257 238V239H256ZM262 238H263V240H262ZM120 239H121V241H120ZM123 239V240H122ZM139 239H141V240H139ZM171 239V240H170ZM178 239V240H177ZM193 239H194V242H193ZM238 239V240H237ZM74 240L76 241V242H74ZM90 240V241H89ZM104 240V241H103ZM110 240V241H109ZM114 240H116V241H114ZM174 240V241H173ZM198 240H200V242H198ZM202 240V241H201ZM235 240V241H234ZM247 240V241H246ZM256 240H258V241H260L259 243H258V247L256 246V244L257 243H255V242H258V241H256ZM262 240V241H261ZM42 241V242H41ZM204 241V243L202 244V242ZM214 241V242H213ZM236 241H238V242H236ZM6 242V243H5ZM24 242V243H23ZM101 242V243H100ZM112 242V246H114L113 247V249L115 250H113L112 249V246L110 245V243ZM116 242V243H115ZM155 243V244H153V243ZM231 242V243H230ZM235 242V243H234ZM108 243V244H107ZM118 243H119V245H118ZM151 243V244H150ZM173 243V244H172ZM193 243V244H192ZM205 243H206V245H205ZM229 243H230V245H229ZM246 243V244H245ZM261 243V244H260ZM9 244V245H8ZM79 244H81L80 246H79ZM101 244L103 245V246H101ZM125 244V245H124ZM138 244V245H137ZM139 244H140V246H139ZM178 244V245H177ZM196 244V245H195ZM208 244V245H207ZM243 244H245L244 246H243ZM251 244V245H250ZM252 244H254V245H252ZM71 245V248H73L74 247V249H70V246ZM104 245H107V246H104ZM109 245V246H108ZM117 245V246H116ZM143 245V246H142ZM153 245V246H152ZM160 245H162V246H160ZM170 245V246H169ZM190 245V246H189ZM204 246V248L202 247V246ZM217 245V246H216ZM232 245V246H231ZM261 245V246H260ZM69 248H68V247ZM75 246H77V247H75ZM111 246V247H110ZM157 246H158V248H157ZM162 247V248H160V247ZM174 248H172V247ZM227 246V247H226ZM259 246H260V248H259ZM39 247V248H38ZM165 249H164V248ZM171 249H170V248ZM208 247V250H210L209 251V253H208V250H206V248ZM248 247V248H247ZM261 247H263V248H261ZM79 250H78V249ZM86 248V249H85ZM98 248V249H97ZM99 248H101V249H99ZM110 248V249H109ZM120 248V249H119ZM181 248V249H180ZM189 248V249H188ZM234 248V249H233ZM240 248H245V250H243V249H240ZM259 248V249H258ZM60 249V250H59ZM106 249H108V250H106ZM123 249V250H122ZM124 249L127 251H124ZM160 249H161V251H160ZM179 249V250H178ZM183 249V250H182ZM187 249V250H186ZM214 249V250H213ZM228 249V250H227ZM258 249V251L257 252H259L258 254H257V252H256V250ZM56 250V251H55ZM85 250H86V252H85ZM88 250V251H87ZM97 250V251H96ZM105 250V251H104ZM122 250V251H121ZM176 250V251H175ZM178 250V251H177ZM197 250V251H196ZM212 250V251H211ZM259 250H261V252L259 251ZM21 251V252H20ZM94 251H96V252H94ZM111 251V252H110ZM114 251V252H113ZM124 251V252H123ZM156 251V253H154ZM168 251L170 252L169 254H167L168 253ZM172 251V252H171ZM191 251H192V253H191ZM194 251V252H193ZM202 251V252H201ZM207 251V252H206ZM23 252V254H21ZM92 252V253H91ZM98 252V253H97ZM135 252V253H134ZM175 252H177V255H176V253ZM185 252V253H184ZM238 252V253H237ZM16 253V254H15ZM87 253H89L88 255H87ZM93 253H94V255H93ZM96 253V254H95ZM175 253V254H174ZM191 253V254H190ZM235 253H236V255H235ZM240 253L242 254V255H244V256H242V255H240ZM255 253V254H254ZM262 253V254H261ZM10 254V255H9ZM35 254V255H34ZM69 254V255H68ZM84 254V255H83ZM114 254V255H113ZM127 254H129V255H127ZM156 254V255H155ZM158 254V255H157ZM187 254V255H186ZM198 254V255H197ZM200 254V255H199ZM213 254V255H212ZM2 255H3V258H2ZM72 255V256H71ZM97 257H96V256ZM99 255V256H98ZM127 255V256H126ZM139 255H140V257H139ZM171 255V256H170ZM192 255V256H191ZM228 257H227V256ZM32 256V257H31ZM60 256V257H59ZM109 256V257H108ZM132 256V258H130ZM152 256V257H151ZM163 256V257H162ZM234 256V257H233ZM5 257V258H4ZM73 257V258H72ZM85 257V258H84ZM87 257V258H86ZM88 257H89V259H88ZM90 257H91V259H92V261H91V259H90ZM96 257V258H95ZM124 257V258H123ZM142 257V258H141ZM178 257V258H177ZM183 257H186V258H183ZM196 257H197V259H196ZM202 259H201V258ZM210 257V258H209ZM22 258V259H21ZM31 258V259H30ZM82 258H84V261H83V259ZM100 260H99V259ZM118 258V259H117ZM129 258H130V260H129ZM137 258V259H136ZM157 258H159V259H157ZM162 258H164V259H166V260H164V259H162ZM171 258V259H170ZM185 259V261L186 262H180V261H184L183 259ZM192 258V259H191ZM223 258V259H222ZM233 258V259H232ZM249 258V259H248ZM39 259H41V260H39ZM81 259V260H80ZM86 259V260H85ZM95 259V260H94ZM131 259H133V261L131 260ZM139 259V260H138ZM153 259V260H152ZM161 259V260H160ZM174 261H173V260ZM177 259V260H176ZM179 259H181V260H179ZM189 259H190V261H189ZM203 259L205 260L206 259V261H203ZM216 259H218L217 261H216ZM230 259H232V260H230ZM235 259V260H234ZM258 259H260L261 261H258ZM33 260V261H32ZM89 260L91 261V263L89 262ZM115 260V261H114ZM143 260V261H142ZM200 260V261H199ZM224 260V261H223ZM248 260V261H247ZM62 261H63V263H62ZM64 261H67V262H65L64 263ZM82 261H83V263H82ZM125 261V262H124ZM126 261L128 262V263H126ZM137 261H139V263L137 262ZM152 261H153V263H152ZM164 261V262H163ZM167 261V262H166ZM220 261H222V262H220ZM100 262V263H99ZM124 262V263H123ZM132 262V263H131ZM143 262V263H142ZM199 262V263H198ZM248 262H250V263H248ZM256 262V263H255ZM86 263V264H87Z\"/></svg>","mask_w":264,"mask_h":264},{"label":"bare ground","instance_id":"6f19581e","mask_svg":"<svg viewBox=\"0 0 264 264\" xmlns=\"http://www.w3.org/2000/svg\"><path fill=\"white\" fill-rule=\"evenodd\" d=\"M18 1L20 2V0H18ZM25 1H26V0H25ZM33 1H34V0H32L31 2L33 3ZM42 1H43V0L38 1L39 4H41L40 7L42 6V4H43L44 2H47L46 0H44L43 2H42ZM58 1H62V2H63L64 0H58ZM80 1H81V0H74L75 3L72 4V5H74V7L71 5V6H72V10H74L75 7L78 6L77 2L80 3ZM124 1H125V0H124ZM130 1H131V3H130V2H129V3H130L131 5L128 6V7L130 8V10H131V12H132V9H133V8L131 9V6H132V4H134L136 1H134V3L132 2V0H130ZM142 1H143V0H142ZM142 1H141V2H142ZM149 1H150V0H148V2H149ZM152 1H153V0H151V2H152ZM155 1H156V0H155ZM160 1H161L160 3H164L163 5H165V4L167 5V3L169 4V2L165 3L166 0H164L165 2H162V0H160ZM180 1H181V0H180ZM184 1H186V0H184ZM191 1L193 2V0H191ZM191 1L188 0L187 2H189V3H186V4H188V5L190 6V2H191ZM194 1H195V0H194ZM199 1H201V0H199ZM199 1H198V3H199ZM202 1H203V0H202ZM204 1H205V0H204ZM207 1H208V0H207ZM212 1H215V0H212ZM212 1H208V2L211 3ZM217 1L219 2V0H217ZM217 1H216V2H217ZM238 1H240V0H228V2H230V6H231L232 8H233L234 6L231 5V3L233 4L234 2H237V4H238ZM251 1H252V0H251ZM7 2L10 3V0H8ZM26 2H27V1H26ZM40 2H42V3H40ZM52 2H54V1H52ZM55 2H56V4H55ZM55 2L52 3V4H53V7L55 6V7L59 8V9H55V7H54V8L52 7V8H53L52 10L54 11V9H55V11H56L55 13H56V14H57V13H60V14H57V15H61V16L63 17V18H62V19H63V22H62V23H66V24H67V26H66V25H65V26L63 25V26L65 27V29H68V28L70 27V25H71L70 23H71L72 20L74 19L73 17H76L77 19H79V20H77L78 22L81 20V21H80L81 24H80V23L78 24L77 21H74V22L77 23V24L75 23L76 26H77V25H78V26H79V25H81V26L83 25L82 27H85V25H86L87 22L89 21V20H87V19H89L90 17H92V16H89V14H90V15L92 14V13L90 12V11L92 10V8H90L91 10H88V9H89V6H92L93 8H96V10L100 11L99 14H100L101 12H106V13H113V12H116L118 15H117L116 13H113V14H112L113 17L110 16V17H111V20H109V19H106V20H105V19H104L105 16H104L103 19H102L101 22H100V25L98 24L100 27H101V26H102L103 28L106 27L105 29H106L107 31H105V29H103L102 27H101L102 29H101V28L98 29V25H96L98 22L95 21V20H98V19H96V17H95V20H94V21L96 22V24H95L94 21H91V23L88 24V25H90V26H92V27H93L94 25L97 26V29H98V30H101V32L98 31L99 34L101 33L103 37L105 36V38H106V35H104V33H102V32H108V31H109V32H112V30H113L114 32H113L112 34L115 36V34H117V33H115V31L120 29V26H119V25H120V24L122 25V22H123L124 20H125L124 22H126V19L124 18V15H125V16H129L130 14L132 15V13L136 11V10H135V11H133L132 13H130L129 8H128V10H126V11H129V12H127L126 14H124L125 11H124V9H122V8H123L124 5H127V4H125V2H127V0H126L125 2H123L124 4H120V5L118 4V5H119V8L122 7L121 10L124 11V12L122 11L123 14H124V15H122V18H124V20H123L122 18H120V19L122 20V22H121V21H118V22H120V24L114 26L113 24L116 23L115 20L112 19V18H115V17H114V16H115L114 14H116V17H118V16L121 17V14H122V13H120V15H119L118 12L120 11V9L117 7L118 5L115 4V6H114V5H112L113 3H112L111 5H110V4H107L106 2H108V0H107V1H106V0H86V4H85V5H88V9H87V7H86V9L88 10V12H86V13H85V11H86L85 8L82 7V6H84V5H82V4H83V3H82V4H81L82 6H80V7L83 8V9L85 10V11L83 12V15H84V14H85L86 16L88 15L89 18H87L86 16H85L86 18H84V17L81 15L82 10H79L78 13H75L73 16H71V15H72V14H70L71 12L69 11L70 13H68V7H67V9H65V8L63 9V8H62L63 5H62L61 8H60V5H59V7H58L57 0H56ZM83 2H84V1H83ZM110 2H111V1H110ZM117 2H118V1H117ZM120 2L122 3V0L119 1V3H120ZM151 2H150V3H151ZM171 2H172V1H171ZM218 2L216 3V5L219 4ZM226 2H227V1H226ZM246 2H247V1H246ZM11 3H13L12 0H11ZM11 3L9 4L10 6L8 5V6H9V8H8L9 11H8V10H7V11H8L9 13L5 16V18H4L5 20H7L6 18H7V16H8L9 14H13V13H15L16 10H17V8L19 9V4H21V3L17 4V1H16L15 5L13 6V4H11ZM27 3H28V2H27ZM27 3H26V4H27ZM29 3H30V0H29ZM32 3H31V4H32ZM34 3H35V2H34ZM72 3H73V2H72ZM152 3H153V2H152ZM154 3H155V2H154ZM175 3H177V1H175L174 4H175ZM180 3H182V2H180ZM180 3H179V4L177 3L176 5H179V6H180V5H181ZM193 3H197V2L195 1V2H193ZM201 3H202V2H201ZM203 3H204V2H203ZM206 3H207V2H206ZM206 3H204V4H206ZM223 3H225L224 0H223ZM252 3H253V2H252ZM16 4L18 5V7H16V6H17ZM31 4H30V5H31ZM46 4H47V3H46ZM46 4H45V5H46ZM48 4H49V3H48ZM50 4H51V2H50ZM59 4H62V3L59 2ZM65 4H67V2H65ZM136 4H137V3H136ZM143 4H146V3L144 2ZM191 4H192V3H191ZM199 4H200V3H199ZM199 4H197V6L200 7ZM214 4H215V3H214ZM225 4H227V3H225ZM228 4H229V3H228ZM228 4H227V5H228ZM234 4H235V3H234ZM237 4H235V5H237ZM255 4H256V3H255ZM260 4H262V3H260ZM260 4H259V6H260ZM28 5H29V4H28ZM35 5H36V3H35ZM35 5H33V6H34V9L36 10L37 7H35ZM43 5H44V4H43ZM56 5H57V6H56ZM121 5H123V6H121ZM128 5H129V4H128ZM153 5H154V4H153ZM161 5H162V4H160V8L163 7V6H161ZM194 5H196V4H194ZM194 5H193V6H194ZM212 5H213V4H212ZM222 5H223V4H222ZM222 5H220V6L222 7ZM24 6H25V4H24ZM36 6H37V5H36ZM65 6H66V5H65ZM65 6H64V7H65ZM68 6H69V5H68ZM137 6H138V5H137ZM167 6H168V5H167ZM167 6H166V7H167ZM171 6H172V5H170L169 8H170ZM185 6H186V5H185ZM203 6H204V5H203ZM206 6H209V5H206ZM218 6H219V5H217V7H218ZM223 6H224V5H223ZM230 6H229V7H230ZM244 6H245L244 8H240V9L234 11V13L231 14V15H229L228 17H227L226 14H229V13H226V14H225V11L228 10L227 8H226V10H225L224 12H223V11H214L213 13H210V12H211V9H212V8H211V9H210V12H208V13H210V15L208 14L209 16H208V20H207V21H209V22H207V23H209L210 25H209V24H205V25H206V26H211V27L209 28V29L211 30V29H213L216 25L218 26V25L220 24V26H221V23H222V22L225 21V23H226V21L228 22L229 19H232V22L234 23L233 25H235V26L238 28V30H239V31L236 30V31H237L236 33L238 34V32H239V35H241L240 38L242 37V39H243L245 42L248 43V42H249V38H252V37L254 38L255 35H256V36H257V35L259 36V34L262 33V28H263V33H264V26H263V22H262V20H264V17H263L262 20L258 17V16H261V15H258V14H257L258 11H259V10L257 11V8H258L257 5H255V6L253 5V6H252V4L250 5V3L248 4V2H247ZM263 6H264V5H263ZM263 6H262V7H263ZM20 7H21V5H20ZM28 7H30V6H28ZM42 7H45V6H42ZM80 7H78V8H80ZM182 7H183V6H182ZM191 7H192V6H191ZM226 7H227V6H226ZM255 7H257V8H255ZM26 8H27V7H26ZM47 8H48V7H47ZM124 8H125V7H124ZM149 8H150V6H149ZM149 8H148V9H149ZM160 8H157L155 11L157 12L158 9H160ZM172 8H173V7H172ZM172 8H171V10H172ZM174 8H175V6H174ZM177 8H178V6H177ZM187 8L189 9V7L187 6V7H185V10H186ZM209 8H210V7H209ZM219 8H220V7H219ZM219 8H218V10H219ZM232 8H231V9H232ZM24 9H25V8H24ZM24 9H23V10H24ZM41 9H42V8H40L39 10L42 11ZM43 9H44V8H43ZM60 9H61V10H60ZM62 9H63V10H62ZM142 9H143V7H142ZM165 9H166V8H165ZM231 9H229L228 11L230 12ZM261 9H262V8H261ZM20 10H21V9H20ZM20 10H19V12H20ZM30 10H32V8H31ZM49 10H51V9H49ZM57 10H58V12H57ZM70 10H71V8H70ZM153 10H154V9H153ZM168 10H169V9H168ZM175 10H176V9H175ZM189 10L191 11V8H190ZM221 10H224V9L222 8ZM36 11H37V10H36ZM92 11H93V10H92ZM117 11H118V12H117ZM138 11H139V10H138ZM166 11H167V10H166ZM43 12H44V10H43ZM168 12H169V11H168ZM173 12H175V11H173ZM259 12H260V11H259ZM262 12H263V14H264V11H262ZM6 13H7V12H6ZM6 13H5V14H6ZM23 13H24V14L26 13V14H25V18H27V19L29 20V22H30L29 17L31 18V14H29V13L27 14V11H26V12L24 11ZM45 13H46V11H45ZM49 13H50V12H49ZM49 13H48V10H47V14H49ZM53 13H54V12H53ZM55 13H54V14H55ZM128 13H129V15H128ZM135 13H136V12H135ZM137 13H138V12H137ZM160 13H161V12H160ZM175 13H176V12H175ZM200 13H201V12H200ZM24 14H23V15H24ZM32 14H33V13H32ZM163 14L166 16L165 13H163ZM202 14H203V13H202ZM260 14H261V13H260ZM23 15H22V16H23ZM26 15H27V16H26ZM44 15H45V17L47 16L46 14H44ZM49 15H50V17H51V13H50ZM57 15H55V16H57ZM97 15H98V12H97ZM100 15H101V14H100ZM107 15H108V14H107ZM133 15H134V14H133ZM152 15H153V13H152ZM171 15H172V14H171ZM3 16H4V15H3ZM14 16H15V18L13 17V19H15L16 22L19 21L20 24H23V22H24L25 24L27 23V22H25V21H22V22H21L20 19L18 18V14H17V15L14 14ZM16 16H17V17H16ZM22 16H21V17H22ZM28 16H29V17H28ZM33 16H34V14L32 15V18H34ZM36 16H37V15H36ZM39 16H40V14H39ZM42 16H43V15H42ZM53 16H54V15H53ZM94 16H95V15H94ZM98 16H99V15H98ZM135 16H136V15H135ZM137 16H138V15H137ZM154 16H155V15H154ZM154 16H153V17H154ZM172 16H173V15H172ZM172 16H170V18H172ZM201 16H202V15H201ZM206 16H207V15H204V16H202V17L207 18ZM10 17H12V15H10ZM10 17L8 16V18H10ZM23 17H24V16H23ZM23 17H22V18H23ZM45 17H44V19H45ZM47 17H48V16H47ZM47 17H46V20H47V21L44 20L43 17H41V18L43 19L42 21L44 22V23H41L42 21L40 22V23L42 24V26H43V24H44V26H45V24H47L48 20L52 19V18H50V17H49L50 19H47ZM82 17L84 18V20H82ZM130 17H132V16H130ZM199 17H200V16H199ZM16 18H18L19 20L17 21ZM22 18H21V20H22ZM41 18L39 17V19H41ZM97 18H98V17H97ZM126 18H129V17H126ZM160 18H161V17H160ZM163 18H165V17H163ZM163 18H161V19H163ZM170 18H169V19H170ZM261 18H262V17H261ZM2 19H3V18H2ZM2 19H1V20H2ZM10 19H12V18H10ZM10 19H9V22H11ZM36 19H37V18H36ZM39 19H38V20H39ZM85 19H86L87 21H86ZM92 19H93V18H92ZM100 19H101V18H100ZM116 19H118V18H116ZM133 19H135V18H133ZM144 19H145V17H144ZM165 19H167V17H166ZM25 20H26V19H25ZM38 20H37L36 24L38 23ZM52 20H53V19H52ZM52 20H51V21H52ZM74 20H75V19H74ZM103 20H104V21H107L108 24H109V22H113L112 25L116 28V30H114L115 28L112 29V30H110L111 26H109V28H108V26H107L108 24H107L106 22L104 23V24H106V26L104 27V26H103L104 24L102 23ZM108 20H109V21H108ZM112 20H113V21H112ZM129 20H130V19H129ZM131 20H132V19H131ZM131 20H130V21H131ZM146 20H147V19H146ZM188 20H189V19H188ZM195 20H196V19H195ZM202 20H203V19H202ZM202 20H201V21H202ZM45 21H46V22H45ZM51 21H50V23H51ZM55 21H56V20H55ZM83 21H84V22H83ZM104 21H103V22H104ZM178 21H179V20H178ZM196 21H197V20H196ZM201 21H200V22H201ZM204 21H206V19H204ZM204 21H203V22H204ZM3 22H4V21H3ZM7 22H8V20H7ZM31 22H32V20H31ZM56 22H57V21H56ZM56 22H55V23H56ZM74 22H72L71 28H72V26L74 25ZM85 22H86V24H85ZM92 22H94V23H93L94 25L92 24ZM198 22H199V21H198ZM11 23H14V20H13V22H11ZM11 23H8V25L11 24ZM34 23H35V22H34ZM34 23H33V24H34ZM62 23H61V24H62ZM82 23H83V24H82ZM136 23H137V22H136ZM138 23H139V22H138ZM138 23H137V24H138ZM195 23H197V22H195ZM15 24H16V23H15ZM15 24H11V25H10L11 27L9 26V28H7V26H6L7 23H6L5 26H6V28L9 29V30H6V29H5L6 31L3 30L4 32L2 31V34L0 35L1 37H3V36H4L3 34H5V35L7 36V38H8V36H9V38H10V36H13L12 34L10 35V33H12V32L14 33V39H13V37H11L13 40H11V38H10V39H9V38H8V39H5V37H6V36H5V37L3 38V39H5V40L2 41V42H4V41L8 42V40H9V41L11 40V41L8 42V43H9V45L12 44V46H13L12 41L14 42L15 47H14V46L11 47V48L8 47V48H9V49H8L9 52H8L7 49L5 48L6 46H5V47L2 46V47L4 48V49H3V50H4V53L6 54V53L8 52V53H7L8 55H10L9 53L12 52V51H10V50H12V48H13V49L16 48V45H18V46H20L21 44L23 45V43H24L23 41L26 40V39L28 40V37H27V36L29 35L28 33L31 32V31H33V28H31V30H30L29 27H28V29H29L30 31L27 30V29H26L27 26L25 27V33H24V35L21 34V33L23 32V30H24L21 26H20V30L23 29L22 32H21L19 29H18V30H15V29H14L13 31H11L10 28H12V26L15 27V26H14ZM20 24H19V25H20ZM33 24H32V26H33ZM48 24H49V22H48ZM59 24H60V23H59ZM69 24H70V25H69ZM91 24H92V25H91ZM102 24H103V25H102ZM151 24H152V27H153V29H154V31H155V34L158 35L157 37H160V41H158L160 47H163V45L166 44V40H167L166 35H167L168 33L172 32V30H174V29H173L172 26H171L169 23H167L166 21H160V22H155V21L153 22V21H152ZM176 24H177V27L179 28L180 32L184 35V37L187 36V39L190 38L189 40H191V42H187V43L193 44L192 41L196 42V43H195V46H192V47H190V48H185V53L183 52V53L185 54V55L183 54V56L187 59V61H190L189 63H192V62H194V63H200V62H201V64H203L204 66H207L206 63L209 62V65H210V62H211V64H212V66L214 67V69L221 65V62H220V65H219V61H217V60H219V58H218V59H216V58L214 59V56L217 55V53H218V52H217V53L215 52V51H217V50L215 49L216 47H214V46H216L217 44L214 45V46H210V45H206V46H204V45H205V44H203V43H205V41H204V42L202 43V45H203V46H202V45H201V41H203V40L200 39V42H199V38H198V37L201 38L202 35H203V37H205L204 40H206V37L209 38L208 35L206 36V34H208V31H207V28H208V27H207V28H204L205 31L203 30L204 32L207 31V33H204V34H205V36H204L203 33H202V35H201V31H202V30L199 29V30H200V33H199V30H197L196 28H195L196 30L194 29V26H193V23H192V22H189V21L186 20V21L176 22ZM1 25H2V22H1L0 26H1ZM26 25H29V24H26ZM34 25H35V24H34ZM39 25H40V24H39ZM50 25H53V24H50ZM57 25H58V24H57ZM68 25H69V27H68ZM75 25L73 26V29H71V31L74 30V31H72V32H74V34H73V33H72V34L75 36V37L73 36L75 39H74L73 37H72V38H73L74 40H77L78 38H82V37H83V34H81V35L78 34V38L76 37V35H77L76 33H78L77 30H78L79 28H81V30L84 31V29H82L81 26H80L79 28H78V27H75ZM127 25H128V23H127ZM130 25H131V24H130ZM169 25H170V26H169ZM173 25H174V24H173ZM196 25H197V24H196ZM202 25H204V24H202ZM3 26H4V23H3V25H2L1 27L3 28ZM22 26L24 27V24H23ZM35 26H36V25H35ZM37 26H38V25H37ZM42 26L40 25V27H39V26H38V27L42 29ZM86 26H87V25H86ZM95 26H94V28H95ZM113 26H112V27H113ZM116 26H118L119 29H117L118 27H116ZM122 26L125 27V26H126L125 23H124V25H122ZM122 26H121V29H122V30L120 29L121 31H119V32L117 31L118 34L120 35V37H118V34H117V36H116V37H118V41H120V42H121V40H119V38H122V34H120V32L122 33V32H123V29H124V33H125V30H126V28H122ZM197 26H198V25H197ZM206 26H205V27H206ZM212 26H213V27H212ZM217 26H216V27H217ZM226 26H227V25H226ZM16 27H17V24H16ZM51 27H52V26H51ZM53 27H54V26H53ZM66 27H68V28H66ZM74 27H75V28H74ZM132 27H133V26H131L130 28H132ZM203 27H204V26H203ZM203 27H202V28H203ZM18 28H19V27H18ZM21 28H22V29H21ZM48 28H49V27H48ZM77 28H78V29H77ZM85 28L87 29V27H85ZM88 28H89V27H88ZM94 28H92V29H94ZM127 28H128V27H127ZM130 28H129V29H130ZM140 28H141V27H140ZM202 28H201V29H202ZM223 28H224V27H223ZM226 28H227V27H226ZM230 28H232V27H230ZM3 29H4V28H3ZM16 29H17V28H16ZM41 29H40V30H41ZM43 29H44V28H43ZM63 29H64V28H63ZM86 29H85V30H86ZM89 29H91V28H89ZM97 29H96V32H97ZM137 29H138V28H137ZM175 29H176V28H175ZM209 29H208V30H209ZM234 29H235V28H234ZM234 29H233V30H234ZM0 30H1V28H0ZM40 30L37 29V30H36V31H38L37 33H39ZM47 30H48V29H47ZM53 30H54V29H53ZM57 30H58V29H57ZM69 30H70V29H69ZM69 30H68V31H69ZM81 30H79V33H81ZM134 30L137 31V32H134L133 29H132L133 32H131V33L129 32V33L132 35V37H131V35H129V36H130L129 39H130V38H139V37H140L139 33L141 32V30H140V32H138V30H136V29H134ZM210 30H209V31H210ZM221 30H222V29H221ZM7 31L10 32V33H7L8 35L5 33V32H7ZM16 31H18V32H16ZM28 31H29V32H28ZM49 31H50V30H49ZM61 31H62V30H61ZM68 31L66 32L67 35L62 36V34H61L62 37H61L60 39H64L65 36H68L69 33L71 34V32L68 33ZM75 31H77V32L75 33ZM86 31H87V30H86ZM91 31H92V30H90V32H91ZM129 31H131V30H129ZM197 31H198V33H197ZM258 31H260V33H259ZM15 32H16L17 34H19V35H16ZM41 32H42V30H41ZM54 32H57V31H54ZM59 32H60V31H59ZM88 32H89V31H88ZM88 32H84V33H86V35H87V34H89ZM94 32H95V30H94ZM178 32H179V31H178ZM218 32H219V31H218ZM255 32H256V34L254 35ZM0 33H1V31H0ZM26 33H27V35H25ZM33 33H34V32H33ZM43 33H44V32H42V34H43ZM46 33H47V31L45 32V34H46ZM52 33H53V32H52ZM141 33L144 35L145 32H144V33L141 32ZM141 33H140V34H141ZM176 33H177V32H176ZM196 33L199 34L200 36L196 35ZM228 33H229V32H228ZM232 33L234 34V32H232ZM232 33H231V34H232ZM236 33H235V35H236ZM35 34H36V33H35ZM59 34H60V33H59ZM59 34H57V35H59ZM70 34H69L68 37H70ZM72 34H71V36H72ZM75 34H76V35H75ZM105 34L108 35V33H105ZM109 34H110V33H109ZM112 34H111V35H112ZM145 34H147V33H145ZM212 34L215 35V33H211V35H212ZM2 35H3V36H2ZM15 35H16V36H15ZM22 35H23V38H25V37H27V38H26V39H20V38H22V37H20V36H22ZM43 35H44V34H43ZM55 35H56V34H55ZM55 35H54V37L56 38L57 35H56V36H55ZM86 35H85L83 38H86ZM91 35H92V34H91ZM143 35H142V36H143ZM226 35H227V34H226ZM226 35L224 34V35H222V36L225 37ZM228 35H229V34H228ZM235 35H234V37L238 36V35H236V36H235ZM253 35H254V36H253ZM263 35H264V34H263ZM17 36H19V38L16 39ZM29 36H30V37L33 36L32 32L30 33ZM49 36H51V35H49ZM49 36H48V37H49ZM80 36H81V37H80ZM94 36H95V33H94L93 36H91L90 38L92 39ZM125 36H126V35H125ZM142 36H141V37H142ZM149 36H150V35H149ZM149 36H148V38H149ZM152 36H153V35H152ZM215 36H216V35H215ZM215 36H214V38H215ZM218 36H219V34H218ZM222 36H220L221 39H222ZM63 37H64V38H63ZM98 37H99V36H98ZM98 37H96V38H98ZM143 37H144V36H143ZM145 37H146V36H145ZM260 37H261V35H260ZM52 38H53V37H52ZM52 38H51V39H52ZM72 38H70V40H68L69 38H68V39L65 38V39L68 40V41L70 42L71 40H73ZM109 38H112V36L109 37ZM114 38H115V37H114ZM114 38H113V39H114ZM124 38L127 40V37H124ZM151 38H152V37H151ZM179 38H180V37H179ZM229 38H230V37H229ZM253 38H252V40H253ZM262 38H264V36H263ZM1 39H2V38H1ZM19 39H20V40H19ZM51 39H49V40H51ZM86 39H87V38H86ZM91 39L89 40V42H91ZM99 39H100V37H99ZM99 39H97V40H99ZM115 39H116V38H115ZM145 39H146V38H145ZM145 39H143V40H145ZM152 39H153V38H152ZM193 39H194V40H193ZM218 39H219V38H218ZM232 39H233V38H232ZM259 39H260V38H259ZM16 40H17V41H16ZM53 40H54V39H53ZM66 40H65V41H66ZM74 40H73V41H74ZM80 40L82 41L83 39H80ZM87 40H88V39H87ZM87 40H85L84 42H87ZM93 40H94V39H93ZM103 40L105 41V39H103ZM134 40H136V39H134ZM137 40H138V43L140 44L139 41H141V40H140V39H137ZM183 40H184V39H183ZM185 40H186V39H185ZM223 40H225V38H223ZM226 40H227V39H226ZM57 41H58V40H57ZM73 41H72V43H73ZM77 41H78V40H77ZM81 41H79V42L82 43L83 41H82V42H81ZM104 41H103V42H104ZM167 41H168V40H167ZM207 41H209V40H207ZM207 41H206V44L208 43ZM230 41H231V40H230ZM238 41H239V40H238ZM238 41H237V45H238ZM254 41L257 42L256 39H254ZM260 41L262 42V40H260ZM263 41H264V39H263ZM6 42H5V44H7ZM26 42H27V41H26ZM28 42H29V41H28ZM30 42H32V41H30ZM60 42H61V41H60ZM89 42H87V43H89ZM95 42H96V41H95ZM98 42H99V41H98ZM103 42H102V43H103ZM109 42H110V41H109ZM111 42H113V41H111ZM120 42H119V43H120ZM132 42H134V41L132 40ZM132 42H129V43H132ZM142 42H144V41H142ZM209 42H210V41H209ZM211 42H214V39H213V41L211 40ZM211 42H210L209 44H212ZM216 42H217V41H216ZM222 42H223V41H222ZM222 42H221V44H222ZM239 42H240V41H239ZM256 42H255V43H256ZM258 42H259V41H258ZM261 42L258 43V44H260V46H258V47L256 46L258 49L255 48L256 50L259 51V49H260V47H261V50H260L261 52H260V51L258 52V53H260V54L262 53V49H263L262 46H261ZM10 43H11V44H10ZM17 43H19V44H17ZM20 43H21V44H20ZM45 43H46V41H45ZM51 43H53V41H51ZM51 43H50V44H51ZM55 43H56V42H55ZM61 43H62V42H61ZM72 43H71V45H72ZM74 43H75V42H74ZM74 43H73V45H74ZM113 43H114V42H113ZM113 43H111V44H113ZM119 43H118V44H119ZM124 43H126V42L124 41ZM135 43H136V42H134V44H133V43H132V44L135 46ZM214 43H215V42H214ZM218 43H220V42H218ZM224 43L226 44L227 41H226V42L224 41ZM234 43H235V42H234ZM234 43H233V44H234ZM242 43H243V42H242ZM5 44H4V45H5ZM25 44H26V43H25ZM27 44H29V43H27ZM56 44H57V43H56ZM65 44H66V42H65ZM95 44H96V43H95ZM121 44H122V43H121ZM126 44H127V43H126ZM181 44H182V43H181ZM225 44H224V45H225ZM231 44H232V43H231ZM245 44H246V43H245ZM249 44H250V43L246 44L245 46H247V45H249ZM252 44H254V42H253ZM252 44H250V45H252ZM262 44H263V43H262ZM30 45H32V44H30ZM42 45H43V42L40 43L39 47H40V46L43 47ZM53 45H54V44H53ZM58 45H59V46H58V49H59V48H60V43H58ZM61 45L64 47V44H61ZM67 45H69V44H67ZM73 45H72L71 47H73ZM84 45H85V44H84ZM107 45H110V44L107 43V44L105 45V48H107ZM113 45H114V44H113ZM141 45H143V43H142ZM176 45H177V44H176ZM218 45H220V44H218ZM218 45H217V46H218ZM228 45H229V42H228ZM228 45L226 46L227 48H229ZM241 45H242V44H241ZM23 46H24V45H23ZM74 46H75V48L73 47L72 49H71V47L68 48V46H65L64 49H66V50H67V49H68V50H69V49H71V50L75 49V51H76L77 48H78L79 46H78L77 48H76L77 45H74ZM98 46H99V45H98ZM100 46H102V45H100ZM100 46H99V47H100ZM116 46H117V45H116ZM119 46H120V45H119ZM137 46H138V45H137ZM186 46H187V45H186ZM222 46H223V45H222ZM233 46H234V45H233ZM233 46L231 45V47H233ZM263 46H264V44H263ZM2 47H1V48H2ZM20 47H21V46H20ZM29 47H30V46H29ZM39 47H38V48H39ZM55 47H56V46H55ZM55 47H54V48H55ZM85 47H86V46H85ZM85 47H84V48H85ZM138 47L141 49L140 45H139ZM167 47L170 48V50H172V51L177 50V49H176V46H173V45L170 46V44H168ZM182 47H184V46H182ZM187 47H189V46H187ZM219 47H220V46H219ZM219 47H218V48H219ZM239 47H240V44H239L238 48H239ZM253 47H255V44H254ZM253 47L250 46V47H248V49H251V48L254 49ZM1 48H0V49H1ZM21 48H22L21 50H22V52H23V49H25V47H21ZM84 48H83V49H84ZM96 48H97V46H96ZM101 48H102V47H101ZM108 48H109V51H110L112 48H114V46H112L111 48H110V46H109ZM108 48H107V49H108ZM116 48H117V47H116ZM122 48H123V47H122ZM165 48H166V47H165ZM218 48H217V49H218ZM238 48L235 47V49H236L235 51H236V52H237V49H238ZM242 48H243V47H242ZM242 48H240V49H242ZM5 49H6L7 52L5 51ZM51 49H52V48H51ZM55 49H56V48H55ZM55 49H54V50H55ZM60 49H62V48H60ZM60 49H59V51H60ZM64 49H62L63 52H61V53H59V51H57V52L59 53L60 56H62V53L65 52ZM94 49H95V46H94ZM94 49H93V51H92L93 53H94L95 51L97 52L100 48L97 49V50L95 49V51H94ZM179 49H180V48H179ZM221 49H222V48H221ZM225 49H226V48H225ZM225 49L222 50L223 52L221 51L222 54L224 53ZM229 49H230V48H229ZM231 49H232V48H231ZM240 49H239V51H241ZM245 49H247V47H245ZM245 49H244V50H245ZM248 49H247V50H248ZM255 49H254V50H255ZM3 50H0V51H2V53H0L1 55L3 54ZM39 50H40V49H39ZM45 50H46V49H45ZM113 50H115V49H113ZM128 50H129V49H128ZM128 50H127L126 52H128ZM165 50H166V49H165ZM218 50L220 51V49H218ZM31 51H32V50H31ZM35 51H36V50H35ZM40 51L43 52V49L40 50ZM99 51H100V50H99ZM99 51H98V52H99ZM122 51H124V53H125V48H123ZM147 51H148V50H147ZM229 51H230V50H229ZM239 51H238V52H239ZM22 52H20V53L22 54ZM29 52H30V51H29ZM32 52H33V51H32ZM49 52H50V51H49ZM52 52H53V49H52ZM73 52H74V51H73ZM89 52H90V50H89ZM89 52H88V53H89ZM96 52H95V54H96L95 57L99 58L98 56L101 55L100 58H99L100 61L105 60V57H104V59L102 58L101 51H100V53H98V52L96 53ZM103 52H104V51H103ZM103 52H102V53H103ZM115 52H118V50H116ZM159 52H160V51H158L157 53H159ZM177 52L179 53V51H176V53H177ZM238 52H237V56H238ZM241 52H243V51H241ZM245 52H246V54H245V57H246V56L248 55L247 53H249L250 50H249V52H248V51H245ZM252 52H254V51L252 50ZM252 52H251V53H252ZM263 52H264V51H263ZM27 53H28V52H27ZM33 53L35 54L36 52H33ZM33 53H32V54H33ZM38 53H39V52H38ZM38 53H37V54H38ZM43 53H44V52H43ZM45 53H46V52H45ZM50 53H51V52H50ZM66 53H67V52H66ZM82 53H83V52H82ZM84 53H87V52L84 51ZM104 53L108 54V55L106 56V57H108L110 52H108V50H107V52H104ZM111 53H113V51H111ZM135 53H136V52H135ZM151 53H152V52H151ZM154 53H155V52H154ZM227 53H228V52H227ZM51 54H52V53H51ZM51 54H49V55H51ZM53 54H55V55L58 56V54H56V52L53 53ZM72 54H74V53H72ZM76 54H77V53L75 52V59H76V57H77ZM90 54L92 55L91 52H90ZM90 54H85V56H86V55H89V58H90ZM98 54H99V55H98ZM106 54H105V55H106ZM142 54H143V53H142ZM152 54H153V53H152ZM181 54H182V52H181ZM224 54H226V51H225ZM260 54H259V55H260ZM16 55L19 56L20 54H17V53H16ZM24 55H28V54H26V50H25ZM39 55H41V54L39 53ZM49 55H48V56H49ZM55 55H54V56H55ZM70 55H71V54H70ZM77 55H78V54H77ZM97 55H98V56H97ZM103 55H104V54H103ZM105 55H104V56H105ZM126 55H127V54H126ZM126 55H125V56H126ZM145 55H146V54H145ZM166 55H167L166 52H165V53H162V54H158V56L155 57L154 62L152 61V62L155 64V66H154L153 69H152V70H153V73H149V74H151L152 76H151V75H149V76L147 75L148 77H146V81H145V82H146V83H145V84H146V89H145V90H147V91H145V93H146V92H148V93H147L146 95H144V96H142V95L140 96V94L143 93V92H141L140 94L137 93V90H136V85H137V84H135V83H136V80H137V82H138V79H139V80H140V79H143V80L145 79L146 74H145L144 70H142V73H141L142 75H141V74H139V73L137 72V70H135V68H127L128 66H127V67H126V66L123 67V66H124L123 64L125 63V62H124V63L121 64V65H123L122 67H114V68H112L110 74H108V76H107V74H106L107 71H105V67L102 65L103 68L100 69L102 66H101V64H100L99 62H98V64H94V63H91V62H90V63L87 65L86 62H87V61H91L93 58H92L91 60H85L84 68H85L86 65H87V68H86V69L83 68V69L86 70V71L89 72V73H87L86 71H85V72L82 71V74H84V75L86 74V75H88V76H89V74H90V75L92 76L91 79H92L93 77H94V78H97V75H98V77H99L101 80H103V81L105 82V83H104L105 86H106V84H107V83H106L107 81H106L105 79L109 80L110 78L108 79V77H110V76L114 77V76H115V78L117 77L118 80H119V82H120V84H121V85L119 86V87H120V90H116V89H114L112 86H108V85H107V87L104 88V91H101V93L98 91V92L96 93V94H98L100 97H99V99H98L97 101L94 99V100H95V101H94V104H93L94 106H95V103L98 102V103H97V108H98V109H97L96 107H94V109L96 108V110H98V111H96L95 113L97 114V112L100 111V114H102V112H104V111L106 112V110H107V111H108V110H109V111H110V110H114V112H116L117 114L115 113V116H111V117H112V118H114V117L117 118V117H118V120H121V121H122V118L119 119L122 115H120V117H119V116H118V113H122V112H123V109H126L127 107H128V111H129L130 106H131V107H134L133 103H134L135 101H140V100L142 101V100H146V99H148V101H149V100H151L150 98L155 99L156 96H157V97L159 96L158 98H156V100L159 99L158 101H162V100H161V99H162L161 97L163 96L164 92H165V93H167V92L169 93V91H171V90H172V92H170V93H172V94L169 93V96L171 95V97H172L173 94H174V93H173V91H174V90H173V89H174V86H177V84H181V83H177L176 85H173L175 82H174V83L172 82L173 79L171 78V74L169 73V71L167 70V68H166V66H165V65H166L168 62H170V61L166 62V64H165V62H164V61H165V58H166ZM239 55H241V54L239 53ZM242 55H243V54H242ZM253 55H254V54H253ZM255 55H256V54H255ZM11 56H12V55H11ZM22 56H23V55H22ZM22 56L20 55V58L17 57V58H19V59L21 60V61H20L21 63H19L18 66H17L16 64L19 62V59H17L18 61H17L16 59H12V58H10L11 60H10V59L8 60V59H6V56H5V55H4V56L2 55V57H3V58H2L3 61H4V59H6V60H8V61H10V62H11V61L14 62V60H15V62H14L15 64L13 63V65H12V64L10 65V64H9L10 62H9V63H6V62H5L6 64H5V63L3 64V62H2V65H5L6 68H8L7 66H10L9 68H12V70H13V67H15V69L17 70L18 68H16V67H19V68H20L22 65H23L22 68H24V67H25L24 64L28 61L27 58H31L32 55H31V57H28V56H27V58H26L27 61H26V60H23V57H24V56H23V57H22ZM34 56H35V55H34ZM36 56H38V55H36ZM60 56H58V57H60ZM85 56H83V57H85ZM92 56H93V55H92ZM92 56H91V57H92ZM114 56H115V55H114ZM114 56L112 55L111 57H109V58H107V59L110 60V58H112L111 60H113V62H114V59H113V58H115ZM117 56H118V53H117L116 57H117ZM136 56H139V55L136 54ZM229 56H230V55H229ZM233 56H234V55H233ZM235 56H236V55H235ZM237 56H236V57H237ZM243 56H244V55H243ZM243 56L240 57V58L238 57V60H240L241 58L244 59L245 57H243ZM249 56H250V53H249ZM249 56H247V58H250V59L253 58V56H252V57H249ZM256 56H258V54H257ZM261 56H262V55H261ZM4 57H5V58H4ZM7 57H8V56H7ZM25 57H26V56H25ZM58 57H55V59H52V60H57L56 58H58ZM64 57H65V56H64ZM81 57H82V56H81ZM83 57H82V58H83ZM95 57H94V58H95ZM119 57H120V56H119ZM141 57H144V56H141ZM141 57H140V58H141ZM179 57H181V55H180ZM220 57H221V56H220ZM254 57H255V56H254ZM258 57H259V56H258ZM258 57H257V58H258ZM34 58H36V57H34ZM52 58H53V57H52ZM72 58H73V57H72ZM72 58H71V59H72ZM82 58H81V59H82ZM85 58H87V57H85ZM85 58H83V59H85ZM89 58H88V59H89ZM125 58H126V57H125ZM150 58H151V57H150ZM185 58H184V59H185ZM233 58H234V57H233ZM233 58H232V59H233ZM261 58H262V57H261ZM261 58H260V59H261ZM263 58H264V57H263ZM24 59H25V58H24ZM31 59H32V58H31ZM31 59H29V60H31ZM39 59H40V58H39ZM42 59H43V58H42ZM42 59H41V61H42ZM50 59H51V58H50ZM101 59H103V60H101ZM136 59H137V57H136ZM147 59H149V56H148V58H146V60H147ZM232 59H231V60H232ZM245 59H246V58H245ZM253 59H254V58H253ZM0 60H1V57H0ZM6 60H5V61H6ZM60 60H61V57H60ZM60 60H57V61H60ZM97 60H98V59H97ZM109 60H108V61H109ZM175 60H177V59H175ZM211 60H213V61H211ZM220 60L222 61V59H220ZM224 60H225V59H224ZM227 60H229V62H224V61H223L224 63H227L226 66L229 67L228 64H230V65L234 64L233 60L231 61L230 58H229V59L227 58ZM235 60H237V59H235ZM238 60H237V62H238ZM246 60H247V59H246ZM248 60H249V59H248ZM248 60H247V61H248ZM8 61H7V62H8ZM16 61H17V62H16ZM23 61H24V62L26 61V62L23 64ZM41 61H40V62H41ZM47 61H48V63H49V61H51V60L47 59ZM70 61H71V60H70ZM74 61H75V60H74ZM80 61L82 62V60H80ZM83 61H84V60H83ZM108 61H107V65H108ZM123 61H124V60H123ZM143 61H144V59H143ZM178 61H179V60H178ZM191 61H192V62H191ZM230 61L233 62V63H231ZM240 61H242V60H240ZM240 61H239V62H240ZM254 61H255V60H254ZM258 61H259V60H258ZM258 61L256 60V62L259 64L260 61H259V62H258ZM261 61L264 62V59H261ZM12 62H11V63H12ZM31 62H32V60H31ZM31 62H29L30 65L33 63V62H32V63H31ZM65 62H66V61H65ZM81 62H80V63H81ZM111 62H112V61H111ZM111 62L109 61V64H110ZM126 62H127V61H126ZM135 62H136V61H135ZM138 62H139V58H138ZM140 62H142V61H140ZM144 62H145V61H144ZM150 62H151V61H150ZM223 62H222V63H223ZM244 62H245V63H244ZM36 63H37V62H36ZM48 63H47V64H48ZM52 63H53V61L51 62V64H52ZM78 63H79V62L76 63V64L78 65V66L76 65V67H78V71H79V70L82 69L81 67H82L83 64L80 65V63H79V64H78ZM87 63H88V62H87ZM96 63H97V62H96ZM115 63H116V62H115ZM127 63H128V62H127ZM129 63H130V62H129ZM153 63H152V64H153ZM172 63H173V62H172ZM172 63H170V65H171ZM174 63H175V62H174ZM189 63H187L186 66H187ZM204 63H205L206 65H205ZM235 63H236V62H235ZM241 63H242V62H241ZM243 63H244L245 66H246V63H247V62H246L245 60L243 61ZM251 63H252V62H251ZM254 63H255V62H254ZM0 64H1V63H0ZM20 64H22V65L20 66ZM44 64H45V63H44ZM55 64H57V63L55 62ZM55 64H54V66L56 67ZM59 64H60V63H59ZM73 64H74L73 61H72L71 65L69 64L70 66H68L67 63L64 64L65 67H64V69H62V70L64 71V74L61 75V79H62L61 82H59V80H58V81L55 80V78L53 79L55 82H59L58 85H61V83L63 84V82H65V83L63 84V85L65 86L67 82L69 83L68 80L73 79V78L75 77V76H74V75H75V70H77V69L74 70V69H73L74 67L71 68V66H72ZM132 64H133V63H132ZM141 64H142V63H141ZM152 64H151V65H152ZM175 64H176V63H175ZM237 64H238V63H237ZM237 64H234V66H230V69H228V71L226 70V68L223 67V71H224L223 74L225 73V75H226V71H227V72H229V73H227L228 76H230V78L227 76L229 79H231V78L234 79L233 77H231L233 74H234V75H233L234 77H236L235 75H237V74H238V76L240 75V76H239V78H240V77H241V74H240L239 72L242 73V71H244V73H245V72H246L245 69L248 71V70L252 67V65H251V66L247 65L249 68L246 66V68H245L244 70H243V68H242V71H241L240 68H241L242 64L239 63V65H241L240 68H238L240 71L236 68L239 72H238L237 70H233L234 73H233V72H230L231 69H232V67H233V69H234V68H235V65H237ZM248 64H249V63H248ZM6 65H7V66H6ZM14 65H15V66H14ZM27 65H28V64H27ZM36 65H37V64H36ZM45 65H46V64H45ZM45 65H44V66H45ZM135 65H136V64H135ZM176 65L179 66V62H178V64H176ZM184 65H185V64L183 63V60H182V66H184ZM191 65H192V64H191ZM203 65L201 66L202 68L204 67ZM224 65H225V64H224ZM224 65H223V66H224ZM255 65H257V64H255ZM255 65H253V67H252L253 69H254V67H256ZM12 66H13V67H12ZM47 66H48V65H47ZM59 66H60V65H59ZM74 66H75V65H74ZM131 66H132V65H131ZM142 66H143V64H142ZM168 66H169V64L167 65V67H168ZM173 66H174V65H173ZM173 66H172V67H173ZM182 66H181V67H182ZM226 66H225V67H226ZM259 66H260V65H259ZM2 67H4V66H2ZM2 67L0 68V72H1V69H3ZM27 67L32 68L31 66H27ZM27 67H26V68H27ZM49 67H50V66H49ZM49 67H45L46 72H49V71H47V68H49ZM107 67H108V66H107ZM107 67H106V68H107ZM109 67H110V66H109ZM146 67H147V65H146ZM160 67H162V70H161V69L159 70ZM169 67H171V66H169ZM169 67H168V68H169ZM188 67H189V66H188ZM191 67L193 68V66H191ZM194 67H195V66H194ZM209 67H210V66H209ZM209 67L207 68L208 70L210 69ZM34 68H36V67H33V69H34ZM38 68H39V66H38ZM50 68H51V69H54V68H53V65H52ZM195 68H196V67H195ZM204 68H205V67H204ZM204 68H203V69H204ZM259 68H260V67H259ZM33 69L30 70V71H32V73H33V72L36 73L35 70H33ZM41 69H42V70H41ZM83 69H82V70H83ZM149 69H150V68L148 67L147 70H149ZM196 69H197V68H196ZM196 69H194V74H195V70H196ZM205 69H206V68H205ZM224 69H225L226 71H225ZM256 69H257V67H256ZM260 69H261V68H260ZM260 69H258V70H260ZM262 69H264V66H263ZM4 70H5V69H4ZM9 70H10V69H9ZM16 70H15V72H16ZM39 70H41L42 73H40V72L37 71L38 74H39V73H40L41 75L44 74V73H43V72L45 71L44 68H41V67H40ZM43 70H44V71H43ZM48 70H49V69H48ZM59 70H60V69H59ZM62 70H61V71H62ZM107 70H108V69H107ZM147 70H146V72L148 73ZM201 70H202V69H201ZM220 70H222V69H220ZM250 70H251V69H250ZM7 71H8V70H7ZM7 71H5V72H7ZM50 71H51V70H50ZM55 71H58V70H55ZM55 71H54V72H55ZM138 71H139V70H138ZM202 71H203V70H202ZM236 71H237V72H236ZM2 72H3V71H2ZM2 72H1V73H2ZM5 72H4V75H5V78H7V79H9L10 76L13 77V74L17 75V73H13V74L11 73L12 75L9 76V75H8L9 73H5ZM13 72H14V71H13ZM19 72H21V71L18 70V73H19ZM52 72H53V71H52ZM54 72H53V75H54ZM76 72H77V71H76ZM139 72H140V71H139ZM174 72H175V71H174ZM205 72H206V71H205ZM207 72H208V71H207ZM214 72H215V71H214ZM217 72H219V71L217 70ZM249 72H250V71H249ZM251 72H252V70H251ZM251 72H250V73H251ZM254 72H256V71H254ZM23 73H24V72H23ZM34 73H33V74H34ZM78 73H79V72H77L76 75L81 76V73H80V74H78ZM108 73H109V71H108ZM171 73L173 74V72H171ZM192 73H193V72H192ZM231 73H232V74H231ZM235 73H237V74H235ZM246 73H247V72H246ZM38 74L36 73L35 76H39ZM45 74H46V73H45ZM50 74H52V73H50ZM176 74H177V72H176ZM186 74H187V73H186ZM196 74H197V73H196ZM198 74H199V73H198ZM209 74H210V72H209ZM209 74H208V75H209ZM213 74H215V73H213ZM248 74H249V73H247V75H248ZM260 74H261V73L259 72V75H260ZM2 75H3V73H2ZM7 75H8V76H7ZM15 75H14V77H15ZM21 75H22V73H19V74H18L19 77H20ZM24 75H26V73H24ZM24 75H22V76H24ZM46 75H48V74H46ZM55 75L58 76L59 74H55ZM109 75H110V76H109ZM199 75H201V74H199ZM202 75H203V74H202ZM204 75L206 76L207 74L204 73ZM225 75H223V76H225ZM242 75H244V74H242ZM252 75H255V74L252 73ZM263 75H264V71H263ZM59 76H60V75H59ZM82 76H83V75H82ZM184 76H185V75H184ZM219 76H220V74H219L218 76H216V77H219ZM223 76H221L223 79L220 78V79H222V81H224V77H223ZM244 76H246V74H245ZM261 76H262V74H261ZM19 77H18V78L15 77V79H17V82H18ZM25 77H26V76H25ZM50 77H51V76L47 77V79L44 78V79H45V81L43 80L44 82H41V81H40V82L42 83L41 85L44 86V87L47 88V89H48V87H49V88L51 87V86L49 85L50 81L52 82V80L50 79ZM174 77H175V76H174ZM177 77H178V76H177ZM177 77H175V79H177ZM187 77H188V76H187ZM198 77H199V76L197 75L196 78H198ZM248 77H250V74H249ZM256 77H257V76H256ZM1 78H2V77H1ZM22 78H24V77H22ZM37 78H38V77H37ZM52 78H53V77H52ZM75 78H76V77H75ZM85 78H86V76H85ZM94 78H93V79H94ZM199 78H200V77H199ZM208 78H209V77H208ZM239 78L237 79V82L239 81ZM258 78H259V76H258ZM263 78H264V76H263ZM7 79L4 80V79L2 78V79H1V80H2V83H0V86H3L4 84L9 83L10 81H12L11 79H14V78H10L9 81H7ZM57 79H59V78H57ZM79 79H81V78H79ZM83 79H84V78H82L81 80H83ZM179 79H180V77H179ZM181 79H183V78L181 77ZM181 79H180V80H181ZM226 79H227V78H226ZM226 79H225V81H226ZM240 79H241V78H240ZM244 79H246V78H244ZM247 79H248V78H247ZM253 79H254V82H255V79H256V78L253 77ZM1 80H0V82H1ZM73 80H74V79H73ZM73 80H72V81H73ZM75 80H76V79H75ZM96 80H97L98 82L101 81V80H99V79H96ZM183 80H184V79H183ZM183 80H181V82H182ZM194 80H195V79H194ZM194 80H193L192 82H194ZM217 80L219 81V78H218ZM217 80H216V81H217ZM241 80H242V79H241ZM241 80H240V83H241ZM250 80H251V78H250ZM261 80H262V79H261ZM263 80H264V79H263ZM5 81H7V82L4 83ZM13 81H14V80H13ZM25 81H26V79H25ZM79 81H80V80H77L76 82L78 83ZM84 81H85V80H84ZM94 81H95V80H94ZM97 81H95V83H96ZM115 81H116V80H115ZM203 81H205V80H202V82H203ZM212 81H213V80H212ZM216 81H215V79H214V82H215L214 84H215L216 86H217V83L219 84V82H222V81H219V82L216 83ZM225 81H224V83H225ZM228 81H230V80H228ZM231 81H233V80H231ZM231 81H230V82H231ZM234 81H235V80H234ZM244 81L246 82L247 80H244ZM257 81H259V80L257 79ZM257 81H256V82H257ZM15 82H16V81H15ZM17 82H16V83H17ZM19 82L21 83V80H19ZM26 82H27V81H26ZM33 82H34V81H33ZM38 82H39V81H38ZM70 82H71V81H70ZM98 82H97V83H98ZM116 82H117V81H116ZM119 82H118V83H119ZM176 82H180V81H176ZM192 82H191V80L189 79V82H188V83H192ZM197 82H199V81H197ZM202 82H201V83H202ZM226 82H227V81H226ZM230 82H228L229 84L227 83L229 86L232 84V83L230 84ZM245 82H243V83L245 84ZM247 82H248V81H247ZM256 82H255V84H256ZM260 82H262V81H260ZM260 82H259V87H260L261 84L264 83V82H262V83L260 84ZM10 83H11V82H10ZM23 83H24V82H23ZM23 83H21L22 86H20L21 84H19V86H20V87L27 88L26 86H23V85H24ZM97 83H96V84H97ZM102 83H103V82H102ZM102 83H99V84L103 85ZM182 83H184V82H182ZM194 83H196V82H194ZM205 83H206V82H205ZM211 83H212V82H211ZM224 83H223V84H224ZM240 83H239V84H240ZM2 84H3V85H2ZM38 84H39V83H38ZM56 84H57V83H54V84H53V87H54V85H56ZM73 84L76 85L75 82H74ZM78 84H79V83H78ZM78 84H77V89H78ZM83 84H84V83H83ZM108 84H109V83H108ZM112 84H113V83H112ZM142 84H143V82H142ZM142 84H140V85H142ZM192 84H193V83H192ZM192 84H190V85H192ZM196 84H198V83H196ZM199 84H200V83H199ZM214 84H213V85H214ZM223 84H222V85H223ZM236 84H237V83H236ZM236 84H235V82H233V86L231 85V86L233 87L232 89L235 88L234 90H236V88H238V87H234ZM239 84H237V86H238ZM247 84H248V83H247ZM12 85H13V84H12ZM27 85H28V84H27ZM31 85H32V84H31ZM31 85H30V86H31ZM63 85H61L62 88L64 87ZM67 85L69 86L70 84H67ZM71 85H72V84H71ZM79 85H80V84H79ZM110 85H111V84H110ZM143 85H144V84H143ZM190 85L188 84V86H190ZM207 85H208V84H207ZM213 85H212V86H213ZM222 85L220 84L219 87H221L222 90H223V88L226 89L227 86L222 88ZM224 85H225V84H224ZM224 85H223V86H224ZM249 85L252 86V83L249 84ZM249 85H248V86H249ZM256 85H257V84H256ZM8 86H10V85H9V84H7L6 86L4 85V86L1 87V88H3V90H6V89L8 90V88H9ZM14 86H17V85L15 84ZM14 86H13V88H14ZM37 86H39V85H37ZM46 86H48V87H46ZM56 86H57V85H56ZM61 86H59V87L57 86V87H58L57 89L60 88V90H57V89H56L57 92H58V94H59V91L64 90V89L67 87V86H65L63 89H61ZM72 86H73V85H72ZM96 86H97V85H96ZM116 86H118V85H116ZM137 86H138V85H137ZM198 86L200 87V85H198ZM241 86H242V84H241ZM244 86H245V85H244ZM250 86H249V87H250ZM254 86H255V85H254ZM254 86H252L253 89H256ZM4 87H5V89H4ZM6 87H8V88H6ZM44 87H42V89H43ZM70 87H71V86H70ZM100 87H102V86H100ZM100 87H99V88H100ZM180 87H181V89L184 88V87L182 88V86H180ZM185 87H186V86H185ZM190 87H191V86H190ZM194 87H195V86H194ZM194 87H192V88H194ZM214 87H215V86H213V89H214ZM217 87H218V86H217ZM242 87H243V86H242ZM245 87H246V86H245ZM259 87H258V88H259ZM263 87H264V85H263ZM54 88H55V87H54ZM68 88H69V87H68ZM74 88H76V87H74ZM93 88H94V87H93ZM93 88H92V89H93ZM97 88H98V87H97ZM116 88H117V87H116ZM137 88H138V87H137ZM186 88H188V87H186ZM207 88H208V87H207ZM239 88H240V87H239ZM250 88H251V87H250ZM18 89H20V88H18ZM18 89H15V90L18 91ZM31 89H32V88H31ZM36 89H38V88H36ZM47 89H46V90H47ZM71 89H72V88H71ZM84 89H85V88H84ZM92 89H91V90H92ZM95 89H96V88H95ZM100 89H101V88H100ZM175 89H178V87H175ZM181 89H180L178 92L182 93V92H181ZM189 89H191V88H189ZM195 89H197V88H195ZM195 89H193V90H195ZM199 89H200V88H199ZM225 89H224V90H225ZM227 89L229 90V88H227ZM227 89H226V90H227ZM244 89H245V88H244ZM253 89H252V90H253ZM262 89H263V88H262ZM7 90H6V91H7ZM22 90H23V88L21 89V91H22ZM34 90H35V89H34ZM38 90L42 91L40 88H39ZM66 90H68V89H66ZM66 90H65V91H66ZM74 90H75V89H74ZM79 90H80V89H79ZM88 90H89V89H88ZM102 90H103V88H102ZM138 90H139V89H138ZM193 90H191V91H193ZM239 90H241V89H239ZM0 91H2V90L0 89ZM65 91H64L63 94H65ZM85 91H86V90H85ZM188 91L190 92V90H188ZM217 91H218V90H217ZM217 91H215V92H217ZM236 91H237V90H236ZM248 91H249V90H248ZM2 92H3V91H2ZM61 92H63V91H61ZM69 92H70V89H69ZM82 92H83V91H82ZM82 92H81V93H82ZM102 92H103V93H102ZM174 92H175V91H174ZM185 92H186V90H185ZM194 92H196V91H194ZM207 92H208V91H207ZM218 92H219V91H218ZM251 92H253V91H251ZM13 93H14V92H13ZM54 93H56V91H55ZM71 93H72V92H71ZM74 93H75V96H76L77 93H76L75 91H74ZM78 93H79V92H78ZM81 93H80V94H81ZM83 93H84V92H83ZM86 93H87V92H86ZM99 93H100V94H99ZM190 93H192V92H190ZM213 93H214V92H213ZM221 93H224V91L221 92ZM228 93H229V92L227 91V94H228ZM232 93H233V92H232ZM242 93H243V92H242ZM249 93H250V92H249ZM29 94H30V93H29ZM69 94H70V93H69ZM90 94H91V93H90ZM194 94H195V93H194ZM196 94H197V93H196ZM219 94H220V93H219ZM11 95H12V94H11ZM13 95H14V94H13ZM15 95H16V94H15ZM33 95H34V94H33ZM65 95H66V94H65ZM67 95H68V93H67ZM67 95H66V97H67ZM70 95H71V94H70ZM78 95H79V94H78ZM84 95H85V94H84ZM98 95H96V96H98ZM175 95H176V94H175ZM175 95L172 97L173 99H175ZM185 95H186V94H185ZM187 95H189V94H187ZM210 95H211V94H210ZM232 95H233V94H232ZM235 95H237V94H235ZM241 95L243 96V94H240V96H241ZM4 96H5V95H4ZM52 96H55V95H52ZM59 96H60V95H59ZM59 96H58V97H59ZM61 96H62V93H61ZM72 96H73V97H72ZM82 96H83V95H82ZM82 96H80V97L82 98ZM89 96H90V95H89ZM91 96H93V95H91ZM167 96H168V94H167ZM179 96H180V95H179ZM190 96H192V95H190ZM194 96H196V95H194ZM194 96H193V97H194ZM197 96H199V94H197ZM197 96H196V97H197ZM230 96H231V95H230ZM1 97H2V96H1ZM16 97H17V96H16ZM18 97H19V96H18ZM18 97H17V98H18ZM58 97H57V99H58ZM80 97H79V98H80ZM94 97H95V96H94ZM149 97H150V98H149ZM177 97H178V96H177ZM184 97H185V96H184ZM220 97H221V96H220ZM225 97H226V96H225ZM261 97H263V96H261ZM17 98H14V100L17 99ZM28 98H30V97H28ZM49 98H50V96H49ZM54 98H56V96H55ZM54 98H53V99H54ZM71 98H72V99H71ZM71 98H70V99H71V101H72V100L75 99L76 97L74 98V95H71ZM81 98H80V99H81ZM84 98H85V97H84ZM84 98H82L81 101L77 100V101H79L80 103H77V102H76L75 105L79 104V105L75 106L76 108H78V106L80 107L81 105H83V103L86 101V100H84ZM166 98H167V97H166ZM166 98H165V99H166ZM172 98H171V99H172ZM185 98H186V97H185ZM211 98H212V99H215V98H213V97H211ZM222 98H224V97H222ZM232 98H233V97H232ZM234 98H235V96H234ZM236 98L238 99V97H236ZM236 98H235V99H236ZM250 98H251V97H249V99H250ZM253 98L255 99V97H253ZM257 98H258V97H257ZM3 99H4V98H3ZM12 99H13V98H12ZM31 99H32V98H31ZM31 99H28V100H31ZM34 99H35V98H33V100H34ZM36 99H37V98H36ZM61 99H62V98H61ZM70 99L67 98V101L70 100ZM76 99H78V98H76ZM168 99H169V98H168ZM171 99H170V100H171ZM179 99H182V98H179ZM194 99H195V103H196L197 100H196L195 97H194ZM194 99H193V100H194ZM197 99H199V98H197ZM202 99H203V100L205 99L204 96H203ZM202 99H201V100H202ZM220 99H221V98H220ZM220 99H219V102H220ZM241 99H244V98H241ZM261 99H262V98H261ZM261 99H260V101H261ZM17 100H20V99H17ZM17 100H16V101H17ZM22 100H23V98H22ZM25 100H27V97L24 99V101H25ZM33 100H32V101H33ZM46 100H47V99H46ZM63 100H64V101H63ZM63 100H62V101L65 102L66 99H64V97H63ZM83 100H84V101H83ZM156 100H155V101H152V100H151V101H150L151 105H152V104L156 105V103H155V102H157ZM175 100H176V99H175ZM203 100H202V101H203ZM225 100L227 101L228 99H225ZM263 100H264V99H263ZM36 101H37V100H36ZM36 101L34 100V103H33V102H32V103H33V104H37ZM58 101H60V100H58ZM58 101H57V102H58ZM67 101H66V102H67ZM92 101H93V100H92ZM92 101H91V102H92ZM109 101H110V102L112 101V104L114 103V105H110V106L107 105V104H109V103H108ZM146 101H147V100H146ZM171 101H172V100H171ZM171 101H170V102H171ZM212 101H213V100H212ZM230 101H231V100H230ZM230 101H229V103H228V101L225 102V103H227V105H228V104H230ZM236 101H237V100H236ZM239 101H240V100L238 99V102H239ZM256 101H257V100H256ZM260 101H259V99H258L257 103H260V104H261ZM0 102H3V100H2V101L0 100ZM4 102H5V101H4ZM6 102H7V101H6ZM8 102H9V101H8ZM21 102H23V101H21ZM26 102H27V101H26ZM28 102L30 103V101H28ZM38 102H39V100H38ZM46 102H47V101H46ZM63 102H62L61 105H63ZM69 102H70V101H69ZM74 102H75V101H74ZM142 102H143V101H142ZM153 102H154V103H153ZM168 102H169V101H168ZM168 102H167V103H168ZM178 102H179V101H178ZM178 102H177V103H178ZM180 102H181V101H180ZM204 102H205V101H204ZM209 102H210V99H209ZM243 102H244V101H243ZM245 102H246V101H245ZM245 102H244V104L241 103V104H243L241 110H243V109L246 110V109H247V108H243V106L246 105ZM249 102H250V101H249ZM10 103H11V101H10ZM13 103H14V101H13ZM54 103H55V102H54ZM71 103H72V102H71ZM71 103H70V104H71ZM137 103H138V102H137ZM161 103H162V102H161ZM172 103H174V102H172ZM177 103H176V104H177ZM186 103H187V102H186ZM189 103L191 104V102H189ZM201 103H202V102H201ZM207 103H208V102H207ZM207 103H205V104H207ZM217 103H218V101H217ZM234 103H235V102H234ZM257 103H256V104H257ZM262 103H263V102H262ZM15 104H16V103H15ZM30 104H31V103H30ZM33 104H32V105H33ZM68 104H69V103H68ZM68 104H67V106H68ZM85 104H86V103H85ZM90 104H91V103H90ZM178 104H179V103H178ZM184 104H185V103H184ZM184 104L182 103V104H181V107H182V105H184ZM187 104H188V103H187ZM187 104H185V105H187ZM192 104H193V103H192ZM197 104H199V103H196V104L194 105V106H195L194 109H195L196 107H198V106H196ZM214 104H216L215 101H214ZM214 104H213V105H214ZM231 104H232V103H231ZM231 104H230V105H231ZM237 104H238V103H237ZM256 104H253L252 107H254ZM8 105H9V104H8ZM12 105H13V104H12ZM32 105H30L29 107H31ZM38 105H39V104H38ZM61 105H60V109L62 108ZM71 105H73V104H71ZM135 105H136V104H135ZM149 105H150V104H149ZM149 105H148V106H149ZM159 105H160V104H159ZM161 105H162V104H161ZM169 105H170V103H169ZM201 105H202V104H199V107H200ZM211 105H212V104H211ZM213 105H212L211 108H213ZM251 105H252V104H251ZM14 106H15V105H14ZM33 106L35 107V105H33ZM33 106H32L31 109H33ZM36 106H37V105H36ZM46 106H47V105H46ZM86 106H87V105H86ZM107 106H108V107H107ZM202 106H205V105L203 104ZM202 106H201V107H202ZM208 106H209V108H210V105H209V104H207V106H205V108H207L206 111L208 110ZM220 106H221V102H220ZM220 106H219V107H220ZM222 106H224L223 103H222ZM261 106H262V105H261ZM261 106H260V107H261ZM263 106H264V105H263ZM15 107H16V106H15ZM15 107H14V108H15ZM71 107H72V106H71ZM138 107H139V106H138ZM166 107H168V106H166ZM184 107H185V106H183V108H184ZM187 107L189 108V106H187ZM214 107H215V105H214ZM216 107H218V104L216 105ZM216 107H215V108H216ZM228 107H229V106H228ZM239 107L241 108V106H238L237 108L240 109ZM248 107H249V104H248ZM250 107H251V106H250ZM18 108H20V107H18ZM26 108H27V106H26ZM45 108H46V107H45ZM47 108H48V107H47ZM66 108H67V107H66ZM76 108H74V109H76ZM87 108H88V107H87ZM146 108H147V107H146ZM149 108H152V107L149 106ZM158 108H159V107H158ZM162 108H163V107H162ZM168 108H169V107H168ZM178 108H179V107H178ZM205 108H202V109L204 110ZM226 108H227V107H226ZM226 108L223 107V110L226 109ZM232 108H233V107H232ZM237 108L234 107V109H235L234 111L237 112V111H238ZM255 108H256V106H255ZM258 108H259V104H258ZM1 109H3V108H1ZM1 109H0V110H1ZM28 109H29V108H27V110H28ZM43 109H44V107H43ZM48 109H49V108H48ZM78 109H79V108H78ZM78 109H77V110H78ZM84 109H85V108H84ZM94 109H93V110H94ZM131 109H132V108H130V110H131ZM133 109H134V111H135V109H137V111L139 110L138 108H136V106H135V108H133ZM133 109L131 110L132 113L129 112V114H130V113L133 114V115L136 114V112L133 113V112H134ZM142 109H143V107H142ZM154 109H155V108H154ZM154 109H152V110H154ZM163 109H164V108H163ZM175 109H176V108H175ZM190 109H192V108L190 107ZM202 109H201V110L198 109V111H199V112H200V111H203ZM213 109H214V108H213ZM213 109H212V110H213ZM253 109H254V108H252V111H254ZM261 109H262V108H261ZM261 109H260V110H261ZM25 110H26V109H23V111H25ZM41 110H42V109H41ZM65 110H66V109H65ZM67 110H68V109H67ZM77 110H75V112H76ZM81 110H82V109H81ZM81 110H80V111H81ZM88 110H89V109H88ZM148 110H149V109H147V111H148ZM156 110H157V109H156ZM158 110H159V109H158ZM161 110H162V109H161ZM210 110H211V109H210ZM212 110H211V111H208V112H210V113H212V115H214V111L212 112ZM214 110H215V109H214ZM223 110H222V111H223ZM229 110H230V108H229ZM241 110H239V111L241 112ZM256 110H257L256 112H258L259 109L256 108ZM260 110H259V111H260ZM262 110H264V109H262ZM19 111H20V110H19ZM46 111H47V110H46ZM73 111H74V110H73ZM109 111H108V112H109ZM128 111H127V113H128ZM139 111H140V110H139ZM144 111H145V110H144ZM147 111H146V112H147ZM178 111H179V110H177L176 113H178ZM180 111H182V110L180 109ZM190 111H191V110H190ZM206 111H204L205 114H206ZM219 111H220V110L218 109V110L216 111V113L219 112ZM247 111H248V110H247ZM247 111H246V112H247ZM21 112H22V111H21ZM28 112H29V111H28ZM41 112H42V111H41ZM44 112H45V111H44ZM70 112H71V111H70ZM77 112H78V111H77ZM77 112H76V114H77ZM92 112H94V111H92ZM105 112H104V113H105ZM149 112H151V111H149ZM163 112H164V111H163ZM168 112H170V111H168ZM172 112H174V110L171 111V114H168V116H170V115L172 116L173 114H175V112H174V113H172ZM184 112H185V111H184ZM184 112L182 111V113H184ZM225 112H226V110H225ZM225 112H224V113H225ZM228 112H229V111H228ZM236 112H235V113H236ZM240 112H239V113H240ZM256 112H255V111H254V113L251 112V113L253 114V117H254L256 114L258 115V113H256ZM3 113H4V112H3ZM12 113H16V112L12 111ZM19 113H20V112H19ZM63 113H65V112H63ZM83 113H86V112H84V110H83ZM87 113H89L88 116L91 115V114H90L91 112L88 111ZM111 113H112V112H111ZM124 113L127 114L126 111H125ZM137 113H138V112H137ZM144 113H145V112H144ZM144 113H143V114H144ZM152 113H153V112H152ZM182 113H181V114H182ZM188 113H189V112H188ZM190 113H193V112H190ZM194 113H198V112L195 110ZM204 113H203V114H204ZM210 113H208V114H210ZM221 113L223 114V112H221ZM229 113H230V112H229ZM237 113H238V112H237ZM244 113H245V112H244ZM251 113H250V114H251ZM255 113H256V114H255ZM259 113H260V112H259ZM261 113H262V112H261ZM263 113H264V111H263ZM4 114H5V113H4ZM41 114H43V113H41ZM41 114H40V115H41ZM52 114H53V113H52ZM78 114H80V112H78ZM92 114H93V113H92ZM131 114H130V115H131ZM138 114H140V113H138ZM138 114H136V116H134V118L136 117L137 120H138V118H139V117H138ZM148 114H149V113H148ZM148 114H147V115H148ZM166 114H167V112H166ZM185 114H187V113H185ZM208 114L206 115V117L208 118L207 120H208V122H209V121H210V118H209L210 115L208 116ZM246 114H248V113H246ZM246 114H245V115H246ZM254 114H255V115H254ZM10 115H11V114H10ZM25 115H26V113H25ZM106 115H107V113H106L105 115L103 114V116L105 117V119H106ZM110 115H111V114L109 113V116H110ZM127 115H128V114H127ZM144 115H145V114H144ZM149 115H150V117H151V113H150ZM157 115H159V114H157ZM176 115H177V114H176ZM178 115H179V114H178ZM182 115H183V114H182ZM191 115H192V114H191ZM218 115H219V114H218ZM224 115L226 116V114H223V116H224ZM231 115H232V114H231ZM235 115H236V114H235ZM235 115L233 114V117H234ZM240 115H241V114H240ZM1 116H2V115H1ZM20 116H21V114H20ZM42 116H43V115H42ZM58 116H59V114H58ZM66 116H67V115H66ZM70 116H71V115H70ZM103 116H101V117H103ZM107 116H108V115H107ZM109 116H108V117H109ZM128 116H129V115H128ZM153 116H156V115H153ZM159 116H160V115H159ZM171 116H170V117H171ZM180 116H181V115H179V117H180ZM188 116H189V114H188ZM203 116H204V115H203ZM248 116H249V115H248ZM251 116H252V115H251ZM251 116H250V118H251ZM259 116H261V118H262V114H261V115L259 114ZM21 117H22V116H21ZM43 117H45V116H43ZM52 117H53V116H52ZM75 117H76V116H75ZM77 117H79V116L77 115ZM81 117H83V115L80 116V122L82 121V118H81ZM92 117H93L92 120H93V122H94V120H95V115L92 116ZM104 117H103V118H104ZM123 117H126V115L123 116ZM130 117H131V116H129V118L126 117L127 120L124 119V121H125V120L128 121V119L130 120ZM144 117H145V116H144ZM148 117H149V116H148ZM150 117H149V118H150ZM177 117H178V116H177ZM181 117H183V116H181ZM190 117H191V116H190ZM193 117H194V115H193ZM213 117L215 118V116H213ZM213 117H212V118H213ZM216 117H217V116H216ZM220 117H221V116H220ZM230 117H231V118H229V120L227 119L226 124H227V122L230 121V119H231V120L233 119L232 116H230ZM238 117H239V115H237V118H238ZM241 117H243V116H241ZM241 117H240V118H241ZM246 117H247V116H246ZM246 117H245V118H246ZM255 117H256V116H255ZM39 118H41V117H39ZM84 118H85V117H84ZM112 118H111V119H112ZM115 118H114V119H115ZM149 118H148V119H149ZM152 118H154V117H152ZM152 118H151V120L149 121V122H151V123H153ZM155 118H156V117H155ZM164 118H165V119H164ZM164 118H163V119L166 120V116H165ZM186 118H187V116H186ZM197 118H198V117H197ZM197 118H196V119H197ZM204 118H205V116H204ZM221 118H222V117H221ZM223 118H224V117H223ZM223 118H222L221 120H220V119H217L218 122H217V121H215V122L219 124V122L221 123V122L223 121ZM27 119H28V118H27ZM69 119H70V118H69ZM97 119H98V118H97ZM101 119H102V118H101ZM107 119H108V118H107ZM114 119H113V120H114ZM140 119H141V122H142L143 119H142V118H140ZM171 119H172V118H171ZM175 119H176V118H175ZM175 119H172V120L175 121ZM178 119H179V118H178ZM184 119H185V118H184ZM193 119H195V118H193ZM198 119H199V118H198ZM205 119H206V118H205ZM235 119H236V118H235ZM238 119H239V118H238ZM242 119H243V118H242ZM263 119H264V116H263ZM6 120H7V119H6ZM90 120H91V119H90ZM118 120L115 119V120H114L115 123H116ZM131 120H132L131 122H135V121H133V117H132ZM135 120H136V119H135ZM169 120H170V119H168V123H169ZM188 120H189V119H188ZM212 120H213V119H212ZM214 120H215V119H214ZM219 120H220V121H219ZM233 120H234V119H233ZM249 120H252V119H249ZM249 120H248V121H249ZM37 121H38V123H39V119H37ZM43 121H44V120H43ZM43 121H42V122H43ZM87 121H88V120H87ZM87 121H86V122H87ZM98 121H99V120H98ZM104 121H105V120H104ZM107 121H108V120H107ZM109 121H110V119H109ZM124 121H122V122H117L116 126H117L118 124H120V123L123 124ZM144 121H145V120H144ZM158 121H159V120H158ZM160 121H162V118H161ZM176 121H177V120H176ZM181 121H182V120H181ZM185 121H186V120H185ZM197 121H198V120H197ZM200 121H202V122H200ZM203 121H204V119L201 118V119H199L198 123H199V124H200V123L203 124V123H204ZM244 121H245V120H244ZM248 121H247V119H246V122H245V123H247ZM256 121H257V120H256ZM260 121H261V120H260ZM69 122H70V121H69ZM72 122H73V121H72ZM91 122H92V121H91ZM95 122H96V121H95ZM129 122H130V121H129ZM131 122H130V123H131ZM139 122H140V121H139ZM155 122H156V121H154V123H155ZM170 122H171V120H170ZM177 122H178V121H177ZM177 122H176V125L178 126V123H180V122H178V123H177ZM182 122H183V121H182ZM188 122H189V121H188ZM192 122H194V121H192V119H191V122H190L191 125H192ZM205 122H207V121L205 120ZM230 122H231V121H230ZM239 122H240V121H239ZM239 122H238V123H239ZM241 122H242V121H241ZM257 122H258V121H257ZM17 123H18V122H17ZM27 123H28V122H27ZM54 123H55V122H54ZM89 123H90V122H89ZM98 123H99V122H98ZM102 123H103V122H102ZM111 123H113V122H111ZM137 123H138V121H137L135 124H137ZM145 123H146V121H145ZM151 123H150V124H151ZM154 123H153V124H154ZM156 123H157V122H156ZM156 123H155V124H156ZM163 123H165L164 125L166 126V130H165V131H167V125H168V124H167V121H165V122L162 121V124H163ZM172 123H173V122H172ZM190 123L187 124V125H188L187 127L190 128V131H191V130H196L195 128L198 126V125H197L198 123H197V122H194V123H197L196 125H194L195 127H194V126H192V127L189 126ZM211 123H212V122H211ZM211 123H210V124H211ZM213 123H214V122H213ZM235 123H237V122H235ZM251 123H252V121H251ZM251 123L249 122L248 124L250 125ZM253 123H254V122H253ZM253 123H252V127H253V125H254V127H255L259 122L256 123V124H253ZM3 124H4V123H3ZM57 124H58V123H57ZM93 124H94V123H93ZM104 124H105V123H104ZM113 124H114V123H113ZM113 124H112V126H113ZM150 124H149V126H150ZM155 124H154V126L151 124V125H152L151 127H155ZM160 124H161V123H160ZM166 124H167V125H166ZM206 124H207V123H206ZM262 124H263V123H262ZM16 125H17V124H16ZM31 125H32V124H31ZM71 125H72V124H71ZM81 125H82V124H81ZM90 125H91V124H90ZM100 125H101V124H100ZM123 125H124V124H123ZM126 125H127V124H126ZM126 125H125V126H126ZM142 125H143V124H142ZM144 125H145V124H144ZM144 125H143V126H144ZM158 125H159V124H158ZM171 125H174V126H175V123H174V124H171ZM200 125H201V124H200ZM203 125H204V124H203ZM216 125H217V124H216ZM216 125L213 124L212 126H216ZM228 125H229V124H228ZM235 125H236V124H235ZM235 125H234V127H236ZM240 125H241V124H240ZM25 126H26V125H25ZM32 126H33V125H32ZM95 126H96V125H94V127H95ZM98 126H99V124H98ZM110 126H111V125H110ZM116 126L114 125V127H116ZM121 126H122V125H121ZM125 126H123V128H124ZM146 126H147V125H146ZM204 126H205V125H204ZM221 126H222L223 129H225L224 126L226 127L227 125H224V126H223V124H222ZM221 126H220V127L218 126V128L222 129ZM238 126H239V125H238ZM259 126H261V125H259ZM259 126L257 125L256 127H259ZM263 126H264V125H263ZM102 127H103V126H102ZM106 127H107V126H106ZM106 127H105V128H106ZM108 127H109V126H108ZM108 127H107V128H108ZM114 127H112V129L110 128V130L113 131V128H114ZM132 127H133V126H132ZM135 127H137V126H135ZM135 127H134V128H135ZM157 127H159V126H156V129H157ZM161 127L165 128V127L162 126V125H161ZM170 127H171V126H170ZM245 127L247 128L248 126H245ZM12 128H13V127H12ZM33 128H34V127H32V129H33ZM83 128H84V127H83ZM83 128H82V129H83ZM99 128H101V127H99ZM99 128H98V129H99ZM118 128H119V125L116 127V129H118ZM121 128H122V127H121ZM123 128H122V129H123ZM126 128L128 129V127H125V129H123V130H124V131H123V134H124L125 131L128 132L129 130H131V129H130L131 127L129 128V130H127ZM134 128L132 129V132H134V130H135ZM163 128H161V130H162ZM191 128H194V129H191ZM242 128H243V126H242ZM248 128H249V132L251 133L250 126H249ZM263 128H264V127H263ZM103 129H104V128H102V131H103ZM119 129H120V128H119ZM136 129H137V130H136V132H137L139 129H138V128H136ZM169 129L171 130V128H169ZM174 129H175V128H174ZM177 129H179V128L177 127ZM177 129H176V130H177ZM182 129H183V128H182ZM201 129H202V128H200V131H201ZM203 129H204V128H203ZM203 129H202V131H203ZM209 129H211V127H210ZM212 129H214V128H212ZM226 129H227V128H226ZM260 129H261V128H260ZM4 130H5V129H4ZM13 130H14V129H13ZM66 130H67V129H66ZM92 130H93V129H92ZM107 130H109V129H106V132H107ZM153 130H155V128H154ZM153 130H152V131H153ZM184 130H185V129H184ZM205 130H206V129H205ZM217 130H218V129H217ZM233 130H237V129L234 128ZM233 130H231L232 132L230 131V133H231L230 135H232V134L234 135ZM238 130H239V129H238ZM253 130H256V129L253 128ZM253 130H252V131H253ZM263 130H264V129H262L261 131L263 132ZM14 131H15V130H14ZM71 131H72V129H71ZM89 131H90V130H89ZM112 131H111V132H112ZM156 131H157V130H156ZM156 131H155V132H156ZM177 131H178V130H177ZM185 131H186V130H185ZM188 131H189V130H188ZM207 131H208V129H207ZM207 131H206V132H207ZM214 131H215V129H214ZM214 131H212V132H211V131H208V132L213 133ZM222 131H224V130H222ZM259 131H260V130H259ZM259 131H258V132H259ZM2 132H3V129H2ZM25 132H27V131H25ZM66 132H67V131H66ZM73 132H74V131H73ZM83 132H84V131H83ZM85 132H86V131H85ZM106 132H105V134H106ZM109 132H110V131H109ZM111 132H110V133H111ZM119 132H121V131L118 130V132H116V133H118V137H120L121 135H123L122 132H121V135L119 134ZM126 132H125V134H126ZM129 132H130V135H131V134H132L131 131H129ZM155 132H154V133H155ZM161 132H162V131H161ZM161 132H160V133H161ZM173 132H175V131H173ZM197 132H199V131H197ZM197 132H196V133H197ZM203 132H204V131H203ZM219 132H221V131L219 130ZM237 132H238V131H237ZM239 132L241 133V130H240ZM245 132H247V131H244V133H245ZM14 133H15V132H14ZM14 133H13V134H14ZM68 133H69V132H68ZM101 133H102V132H101ZM107 133H108V132H107ZM110 133H108V134H110ZM114 133H115V131H114ZM116 133H115V134H116ZM138 133H139V131H138ZM138 133H136V134H138ZM145 133H146V132H145ZM160 133H159V134H160ZM180 133H181V132L179 131L178 134H180ZM184 133H187V131L184 132ZM188 133H189V132H188ZM190 133H191V132H190ZM199 133H200V132H199ZM215 133H216V135H217L218 132H214V134H213L214 136H215ZM240 133H238V135H240ZM253 133H254V132H253ZM253 133H251V134H253ZM260 133H261V132H260ZM78 134H80V133H78ZM88 134H89V132H88ZM98 134H99V133H98ZM128 134H129V133H128ZM128 134H126L127 136H125V135H124V136L127 138V137H128ZM134 134H135V133H133V135H134ZM156 134H157V132H156ZM175 134H177V132H176ZM178 134H177V135H178ZM201 134H204V133L201 132ZM220 134H221V133H220ZM225 134H226V133H225ZM245 134H247V133H245ZM258 134H259V133H258ZM262 134H263V133H262ZM16 135H17V134H16ZM67 135H69V134H67ZM84 135H85V134H84ZM84 135H83V136H84ZM93 135H94V134H93ZM101 135H102V134H101ZM106 135H107V134H106ZM113 135H114V134H113ZM119 135H120V136H119ZM142 135H143V134H142ZM157 135H158V134H157ZM161 135H164V134H161ZM183 135H184V134H183ZM189 135H190V134H189ZM204 135L206 136V134H204ZM222 135H223V132H222ZM235 135H236V137H234V138L236 139V138H237V134H235ZM235 135H234V136H235ZM31 136H32V135H31ZM78 136H80V135H78ZM81 136H82V135H81ZM144 136H145V135H144ZM164 136H165V135H164ZM168 136H169V134H168ZM168 136H167V137H168ZM178 136H179V135H178ZM178 136H177V137H178ZM186 136H187V135H186ZM186 136L184 137L185 139H186ZM193 136H194V135H193ZM205 136H204V137H205ZM214 136H211V137H214ZM220 136H221V135H220ZM220 136H219V138H220ZM248 136H249V135H248ZM89 137H90V136H89ZM121 137H122V136H121ZM131 137H132V135H131ZM136 137H137V136H136ZM136 137H135V138H136ZM148 137H150V135H149ZM151 137H152V136H151ZM153 137H154V136H153ZM167 137H164V138H166V139H163V140H164L163 142H165V140H166V145L169 144V145H168V147H169V146H170L169 139H171L172 137H171V135H170L171 138L167 139ZM174 137H176V136H174ZM187 137H190V136H187ZM191 137H192V136H191ZM191 137H190V139H191ZM215 137H216V136H215ZM215 137H214V138H215ZM217 137H218V136H217ZM224 137H225V136H224ZM239 137H240V136H238V139H237L238 141L240 140ZM251 137H252V136H251ZM7 138H8V137H7ZM17 138H18V137H17ZM19 138H20V137H19ZM19 138H18V140H19ZM72 138H73V137H72ZM113 138H114V137H113ZM181 138H182V137H181ZM181 138H180L179 141H182ZM194 138H195V136H194ZM194 138H193V139H194ZM222 138H223V136H222ZM222 138H221V139H222ZM227 138H228V137H227ZM227 138H226V139H227ZM232 138H233V137H232ZM234 138H233V139H234ZM244 138H245V137H244ZM255 138H256V137H255ZM261 138H262V137H261ZM81 139H82V138H81ZM87 139L89 140V139H91V138H86V140L83 139V140H84V144H86L85 141H87ZM151 139H152V138H151ZM151 139H150V140H151ZM153 139H155V137H154ZM153 139H152V140H153ZM160 139L162 140V137H161ZM188 139H189V138H188ZM190 139H189V140H190ZM197 139H198V138H197ZM199 139H201V138L199 137ZM223 139H224V138H223ZM245 139H246V138H245ZM74 140H75V139H74ZM109 140H110V139H109ZM124 140H125V138H123V140H121L120 142H123ZM157 140H158V139H157ZM167 140H168V141H167ZM172 140H173V139H172ZM174 140H175L174 143H171V144H173V145L176 143V141H178V139L174 138ZM186 140H187V139H186ZM195 140H196V138H195L194 140H192V141H194V143H195V142H196ZM203 140H204V139H203ZM203 140L201 139L200 142H201V141L203 142ZM205 140H207V138H206ZM210 140H212V139H210ZM210 140H209V141H210ZM216 140H218V139H216ZM216 140L214 139L213 141H216ZM227 140H228V139H227ZM237 140H236V141H237ZM243 140H244V139H243ZM248 140H249V139H248ZM12 141H13V140H12ZM90 141H91V140H90ZM127 141H128V140H127ZM129 141H130V140H129ZM141 141H142V140H141ZM146 141H147V140H146ZM148 141H149V138H148ZM155 141H156V140H155ZM155 141H153V142H155ZM159 141H160V140H159ZM159 141H158V142H159ZM187 141H188V140H187ZM213 141H211V142H213ZM219 141H220V140H219ZM223 141H225V140H223ZM238 141H237L236 143H237V144H238V143L240 144V142H238ZM15 142H17V141H15ZM88 142H89V141H88ZM88 142H87V143H88ZM131 142H133V140H131ZM139 142H140V141H138V143H139ZM153 142H149V143L147 142V143L149 144L148 146L146 145L147 148H148L149 146H151L150 143L153 144V145L155 144V145L158 146V144H157L158 142H157V143H156V142L153 143ZM167 142H168V143H167ZM170 142H171V141H170ZM172 142H173V141H172ZM184 142H185V141H184ZM184 142H183V144H184V146H186V147H185L186 149H185V148H182V150H183V149H184V150H188V149H189L190 152H191V151H192L191 149H195V148H190V147H191V146H190V142H189V144H188L187 142H186V143H184ZM204 142L206 143L207 141H204ZM204 142H203V143H204ZM220 142H221V141H220ZM220 142H219V143H220ZM225 142H226V141H225ZM231 142H232V141H231ZM244 142H245V141H244ZM92 143H93V142H92ZM115 143H116V142H115ZM126 143H127V142H126ZM129 143H130V142H129ZM136 143H137V141H136ZM147 143H145V144H147ZM159 143H160V142H159ZM191 143H192V142H191ZM197 143H199V142L197 141ZM205 143H204V144H205ZM207 143H208V142H207ZM207 143H206V144H207ZM215 143H216V142H214V143H212V144H215ZM217 143H218V142H217ZM249 143H250V142H249ZM252 143H253V142H252ZM255 143H256V142H255ZM17 144H18V143H17ZM44 144H45V143H44ZM90 144H91V143H90ZM90 144H88V146H89ZM109 144H110V143H109ZM119 144H120V143H119ZM134 144H135V143H134ZM134 144H133L132 146L129 145V144H128V145L131 146L132 148H133V147L135 148L136 146H134ZM163 144L165 145V143H163ZM180 144H181V143H178L177 146H180ZM185 144H186V145H185ZM199 144H200V143H199ZM199 144H198V145H199ZM206 144H205V146L208 147L209 144H208V145H206ZM225 144H227V143H225ZM225 144H224V145H225ZM246 144H248V142H247ZM80 145H81V144H80ZM80 145H79V147H80ZM86 145H87V144H86ZM92 145H93V144H92ZM106 145H107V144H106ZM106 145H105V146H106ZM112 145H113V144H112ZM120 145H121V144H120ZM143 145H144V144H143ZM187 145H189L190 147L187 146ZM202 145H203V144H202ZM210 145H211V144H210ZM210 145H209V146H210ZM216 145H217V144H216ZM216 145H215V146H216ZM222 145H223V143H222ZM222 145H221V146H222ZM228 145L231 147L233 144H231V145L228 144ZM243 145H244V144H243ZM3 146H4L3 148H5V145H3ZM7 146H8V144H7ZM7 146H6V148H9V147H7ZM125 146H126V147H125L126 149H125V148H124V149L126 150V152H125L124 149H121V150H123V151L125 152V154H123V155L126 156V153H128L127 156H129L130 153H131V155H133V153L130 152V151L132 150V148H131V147L129 148V146L127 147L126 144H125ZM144 146H145V145H144ZM146 146H145V147H146ZM157 146H155V148H156ZM171 146H172V145H171ZM193 146H194V145H193ZM205 146H204V147H205ZM215 146H214V148H215ZM225 146L227 147V145H225ZM238 146H239V145H238ZM246 146H247V145H246ZM257 146H258V145H257ZM257 146H256V148H257ZM12 147H13V145H12ZM17 147H18V146H17ZM47 147H48V146H47ZM52 147H53V146H52ZM106 147H107V146H106ZM118 147H119V146H118ZM159 147L162 148L161 145H159ZM172 147H173V146H172ZM187 147H189V148H187ZM194 147H195V146H194ZM200 147H201V146H200ZM200 147H197V148L199 149ZM204 147L201 148V149H204ZM233 147H234V146H233ZM236 147H237V145H236ZM19 148H21V147H19ZM19 148H18V149H19ZM80 148H81V147H80ZM111 148H112V146H111ZM127 148H129V150H128ZM143 148H144V147H143ZM147 148H144V150L146 149V151H149V153H150L151 148H149L148 150H147ZM197 148H196V149H197ZM211 148L214 149L213 146H212ZM222 148H223V147H222ZM227 148H228V147H227ZM227 148H226V149H227ZM234 148H235V147H234ZM245 148H247V147H245ZM52 149H53V148H52ZM78 149H79V148H78ZM81 149H82V148H81ZM86 149H87V148H86ZM104 149H105V148H104ZM106 149H107V148H106ZM176 149H177V148H176ZM201 149H199L200 152H201ZM208 149H210V148H208ZM217 149H218V146H217ZM240 149H241V148H240ZM240 149H239V150H240ZM248 149L250 150V148H248ZM7 150H8V149H7ZM22 150H23V149H22ZM50 150H51V149H50ZM56 150H57V149H56ZM84 150H85V149H84ZM89 150H90V149H89ZM119 150H120V149H119ZM139 150H140V149H139ZM152 150H155V149L153 148ZM161 150H163V148H162ZM161 150H160V152H161ZM180 150H181V149H180ZM182 150H181V151H182ZM184 150H183V151H184ZM199 150H198V151H199ZM210 150H211V149H210ZM210 150H207V151H210ZM215 150H216V149H215ZM228 150H229V149H228ZM231 150H232V148H231ZM239 150H238V151H239ZM244 150H247V149H243V151H244ZM261 150H262V149H261ZM3 151H4V149H3ZM8 151H9V150H8ZM8 151H7V154H5V155H8V154H9ZM16 151H17V150H15L14 152H16ZM34 151H35V150H34ZM76 151H77V150H76ZM81 151H82V150H81ZM86 151H87V150H86ZM127 151H128V152H127ZM135 151H136V149H135ZM135 151L133 150V152H135ZM146 151H144V152H146ZM158 151H159V149H158ZM196 151H197V150H194V152H196ZM204 151H205V150H204ZM207 151H206V154H207ZM213 151H214V150L210 151V153L213 154V153H214ZM220 151H221V153L224 152L223 149H220ZM253 151H254V150H253ZM256 151H257V150H256ZM9 152H13V150H11V151H9ZM58 152H59V150H58ZM83 152H84V151H83ZM121 152H122V151H121ZM121 152H120V154H118L119 152L117 151V154H118V155L115 154V156H116V155H117V156L114 157V159H116V158H118V157H120V156H123ZM129 152H130V153H129ZM144 152H142V153H144ZM160 152H156V151H155V152H151V153H153V154L155 155V153H158V154H159ZM162 152H163V151H162ZM166 152H167V151H166ZM185 152H187V151H184V152H182V153H185ZM190 152L188 151L186 154L188 155V153H190ZM194 152H191L190 154H192V153H194ZM230 152H233V151H230ZM246 152H249V151H246ZM246 152H245L244 154H246ZM250 152H251V151H250ZM5 153H6V152H5ZM27 153H28V152H27ZM32 153H33V152H32ZM55 153H56V152H55ZM77 153H78V152H77ZM87 153H88V152H87ZM111 153H112V152H111ZM114 153H115V152H114ZM135 153H137V152H135ZM146 153H147V152H146ZM163 153H164V152H163ZM163 153H162L161 156H160L161 159H162V155H163ZM182 153H181V154H182ZM197 153H198V152H196V154H197ZM210 153H208V154H210ZM225 153H226V152H225ZM241 153H242V152H241ZM241 153H240V157H241V155L243 154V153H242V154H241ZM17 154H18V153H17ZM43 154H44V153H43ZM88 154H89V153H88ZM101 154H102V153H101ZM108 154H109V153H108ZM108 154H107V155H108ZM112 154H113V153H112ZM140 154H141V153H140ZM147 154H148V153H147ZM169 154H170V156L167 157V158H169V160L171 161V160H172V159H171V156H172L171 153H168V154L165 153V156H166V155H169ZM177 154H179V153H177ZM190 154H189V155H190ZM204 154H205V153L202 152L201 156L203 157ZM212 154H210V155H212ZM216 154H217V153H216ZM228 154H231V153H228ZM244 154H243L242 156H244ZM10 155H11V154H10ZM179 155H180V154H179ZM179 155L177 156V155L175 154V156L178 157V158H174V159H176V160H175V161H176V165H177L176 168H177L178 170H179V168L181 169L180 165L177 164V162H179V161H178V159H179ZM226 155H227V154H226ZM226 155H225V156H226ZM234 155H235V153H234ZM28 156H29V154H28ZM28 156H27L26 159H28ZM31 156H33V155L31 154ZM51 156L53 157V155H51ZM78 156H79V157H78ZM85 156L88 157L87 154H86ZM112 156H114V155H112ZM125 156H123V158L126 159L127 156H126V157H125ZM135 156H136V155H135ZM135 156H134V157H135ZM149 156H150V155H149ZM149 156H148L146 159H149ZM151 156H152V155H151ZM157 156H159V155H156V157H157ZM173 156H174V154H173ZM175 156H174V157H175ZM193 156H196V155L193 154ZM212 156H213V155H212ZM212 156H211V158H212ZM216 156H217V155H216ZM228 156H229V155H228ZM230 156L232 157V154H231ZM238 156H239V155H238ZM77 157H78L77 159L79 160V158H81V157H80V154L77 155ZM98 157H100V155H99ZM129 157H130V156H129ZM163 157H164V155H163ZM181 157H182V159H185V160L187 159L186 156H185V158H184L183 155L180 156V158H181ZM190 157H191V156H190ZM207 157H208V156H207ZM207 157L205 156V158H207ZM220 157H221V156H220ZM31 158H32V157H31ZM36 158H37V157H36ZM84 158H85V157H84ZM91 158H92V157H91ZM96 158H97V157H96ZM96 158H95V159H96ZM101 158H102V156H101ZM138 158H139V157H138ZM157 158H158V157H157ZM160 158H158V159H160ZM167 158L165 157V161H164V160L162 161V162H163V165H164L165 162L168 161V162H167V163H168L167 166L169 167V166L171 165L172 168L174 167V168H173L174 170H172V171H174V172L176 171L175 173H177L178 170H177V169L175 170V166H176L175 163H174L175 166H173L172 163H171L172 161H173V162H175V161L172 160V161L170 162L169 160H167ZM205 158H204V159H205ZM209 158H210V156H209ZM209 158H208V159H209ZM211 158H210V160H211ZM215 158H216V157H214L213 159H215ZM235 158H237L236 155H235ZM241 158H242V157H241ZM1 159H3V158H1ZM1 159H0V160H1ZM23 159H25V158H23ZM92 159H93V158H92ZM97 159H98V158H97ZM118 159H119V158H118ZM127 159H128V157H127ZM129 159H130V158H129ZM129 159H128V160H129ZM139 159H141V158H139ZM139 159H138V161H140ZM143 159H144V158H143ZM154 159H155V158H154ZM192 159H193V158H192ZM194 159H195V157H194ZM196 159L199 160V158H196ZM208 159H207V160H208ZM217 159H218V158H217ZM228 159H229V157L227 158V161H228V164L231 165V161H229ZM237 159H238V158H237ZM262 159H263V158H262ZM48 160H49V159H48ZM110 160H113V158H110ZM110 160H106L105 163L102 161V164L104 165V164H106V162H108V161H109V163H111L112 161H110ZM131 160H132V159H131ZM220 160H223V159H220ZM220 160H219V161H220ZM242 160H243V159H242ZM251 160H252V159L250 158V161H251ZM260 160H261V159H260ZM28 161H30V160H28ZM35 161H36V160H35ZM35 161H34V162H35ZM56 161H57V160H56ZM73 161H74V160H73ZM100 161H101V159H100ZM100 161H99V162H100ZM113 161H114V160H113ZM116 161H117V160H116ZM120 161H122V159H121ZM133 161H134V162L137 161V158H135V160H133ZM143 161L146 162V163L148 162L147 160H146V161L143 160ZM180 161H181V160H180ZM186 161H187V160H186ZM186 161H185V162H186ZM195 161H197V160H195ZM195 161H194V162H195ZM201 161H202V160L200 159V162H201ZM203 161H204V160H203ZM208 161H209V160H208ZM208 161H207V162H208ZM211 161H215V160H211ZM219 161L216 160V162H214V163H215V164L217 163V165H220V162H219ZM227 161L225 162V164L227 163ZM235 161H237V160H235ZM11 162H12V161H11ZM76 162H78V161H76ZM144 162H143V163H144ZM150 162H151V161H150ZM183 162H184V160H183ZM188 162H192V161L189 160V161H187V163H188ZM207 162H206V163H207ZM218 162H219V163H218ZM222 162H223V161H222ZM229 162H230V163H229ZM251 162H252V161H251ZM256 162H257V161H256ZM81 163H83V162H81ZM114 163H115V162H114ZM118 163H119V160H118ZM137 163H138V162H137ZM137 163L134 164L133 162H131L130 167L132 166V164H133V165H136ZM141 163H142V162H141ZM141 163L137 164L138 167H139V169H140L139 174H140V173H144V175H145V172H146L145 169L143 170V172L141 171V167H140V166L143 164V163H142V164H141ZM146 163H144V167H145V168H149L150 163H149V162H148L147 164H146ZM152 163H153V162H152ZM156 163H158V161H157ZM156 163H155V164H156ZM167 163H166V164H167ZM170 163H171V164H170ZM187 163L185 164V165H186L185 168H187L188 166H192V167L194 166V165H190V163H189V165H188ZM195 163H196V165H198V166H199L200 164L203 165V162L197 164V163H198V161H197V162H195ZM195 163H194V164H195ZM206 163L204 162V165H205ZM237 163H238V162H237ZM248 163H249V161H248ZM6 164H7V163H6ZM46 164H47V163H46ZM67 164H68V163H67ZM100 164H101V162H100ZM107 164H108V163H107ZM128 164H129V163H128ZM128 164H127V165H128ZM140 164H141V165H140ZM145 164H146L148 167L145 166ZM148 164H149V165H148ZM155 164H154V165H155ZM191 164H192V163H191ZM215 164H214V165H215ZM249 164H250V163H249ZM15 165H16V164H15ZM98 165H99V164H98ZM98 165L96 164V167H97V168H98ZM113 165H114V164H113ZM139 165H140V166H139ZM151 165H152V164H151ZM151 165H150V166H151ZM154 165H153V166H154ZM181 165H182V164H181ZM202 165H200V166H202ZM209 165H210V164H208V167H209ZM229 165H228V166H229ZM234 165H235V164H234ZM245 165H246V164H245ZM251 165H252V164H251ZM57 166H58V165H57ZM69 166H70V165H69ZM76 166H77V165H76ZM114 166L116 167V165H114ZM121 166H122V165H121ZM121 166H120L119 168H121ZM142 166H143V165H142ZM157 166H158V164H157ZM157 166H154V167L157 168ZM178 166H179V167H178ZM210 166H211V165H210ZM215 166H216V165H215ZM231 166H232V165H231ZM231 166H230V167H231ZM240 166H241V165H240ZM240 166H238V167H240ZM246 166H247V165H246ZM11 167H12V166H11ZM94 167H95V166H94ZM103 167H104V166H103ZM105 167H106V166H105ZM115 167H114V168H115ZM138 167H137V169H138ZM144 167H143V168H144ZM163 167H164V166H163ZM168 167H167V168H168ZM192 167H190V169H193V172H191V173H193V175H194V169H195V168H194V167L192 168ZM202 167H204L203 169H205V168H207V165H206V167H205V166H202ZM241 167H242V166H241ZM0 168H1V166H0ZM126 168H127V167H126ZM143 168H142V169H143ZM182 168H184V167L182 166ZM196 168H197V167H196ZM253 168H254V167H253ZM261 168H263V167H261ZM76 169H77V168H76ZM79 169H81V168H79ZM107 169H108V168H107ZM124 169H125V167H124ZM132 169H133V168H132ZM134 169H135V168H134ZM163 169H165V168H163ZM188 169H189V168H187V170H188ZM197 169H198V168H197ZM225 169H226V167H225ZM225 169H224V170H225ZM234 169H236V168H234ZM244 169H245V168H244ZM247 169H248V168H247ZM250 169H251V167H250ZM256 169H257V168H256ZM20 170H21V169H20ZM20 170H18V171H20ZM83 170H84V169H83ZM83 170H82V171H83ZM92 170H94V168H93ZM127 170H128V169H127ZM135 170H136V169H135ZM165 170H166V169H165ZM187 170H186V172H188ZM218 170H219V169H217V170H213V171H218ZM221 170H222V169H220L219 171H221ZM238 170H239V169H238ZM14 171H15V170H14ZM40 171H42V170H40ZM107 171H108V170H107ZM123 171H124V170H123ZM123 171H122V172H123ZM144 171H145V172H144ZM172 171H171V172H172ZM179 171H180V172H183L182 169L179 170ZM179 171H178V172H179ZM219 171H218V172H219ZM239 171H240V170H239ZM42 172H43V171H42ZM54 172H55V170H54ZM66 172H67V171H66ZM96 172H97V171H96ZM102 172H103V171H102ZM108 172H109V171H108ZM120 172H121V170H120ZM122 172H121V173H122ZM124 172H125V171H124ZM124 172H123V173H124ZM126 172H127V171H126ZM135 172H137V171H135ZM171 172H167L166 174L162 175V176H165V175H167V176L164 177V178L161 176V178L166 179V178L168 177V179L172 181L173 176H168V173H171ZM174 172H173V173H174ZM180 172H179V173H180ZM195 172H197V170H196ZM253 172H254V171H253ZM253 172H252V173H253ZM20 173H21V172H20ZM38 173H39V172H38ZM83 173H84V172H83ZM118 173H119V169H118ZM121 173H120V174H121ZM137 173H138V172H137ZM197 173H198V172H197ZM219 173H220V172H219ZM237 173H238V171H237ZM257 173H258V172H257ZM76 174H77V173H76ZM97 174H98V173H97ZM124 174H125V173H124ZM133 174H134V173H133ZM171 174H172V173H171ZM171 174H170V175H171ZM198 174H199V176L201 177L200 173H198ZM223 174L225 175V173H223ZM223 174H222V175H223ZM227 174H228V172H227ZM242 174H243V173H242ZM249 174H250V172H249ZM116 175H117V174H116ZM127 175H128V173H127ZM131 175H132V174H131ZM140 175H142V174H140ZM140 175H139V176H140ZM156 175H157V174H156ZM156 175H155V176H156ZM174 175H175V174H174ZM185 175H186V174H185ZM202 175H203V174H202ZM217 175H218V173H217ZM228 175H229V174H228ZM254 175H255V174H254ZM16 176H17V175H16ZM81 176H82V175H81ZM86 176H88V175H86ZM94 176H95V175H94ZM96 176H97V175H96ZM98 176H99V175H98ZM105 176H107V175H105ZM123 176H124V175H123ZM132 176H134V175H132ZM132 176H131V177H132ZM136 176H137V175H136ZM177 176H178V175H177ZM181 176H182V175H181ZM195 176H196V174H195ZM199 176H198V177H199ZM203 176H204V175H203ZM252 176H253V175H252ZM41 177H42V176H41ZM72 177H73V176H72ZM75 177H76V176H75ZM116 177H117V176H116ZM141 177H145V176H141ZM141 177H135V180H136L137 178H138V179H141ZM159 177H160V176H159ZM159 177H157V178H159ZM169 177H171V179H170ZM210 177H211V176H210ZM222 177H224V176H222ZM222 177H221V178H222ZM81 178H82V177H81ZM81 178H78V179H81ZM185 178H186V177H185ZM213 178H214V177H213ZM213 178H212V179H213ZM219 178H220V177H219ZM251 178H252V177H251ZM45 179H46V177H45ZM48 179H49V178H48ZM76 179H77V178H76ZM120 179H121V178H120ZM120 179H118V180H120ZM127 179H128V178H127ZM129 179H130V178H129ZM132 179H134V178H131L130 181H132ZM149 179H150V178H149ZM168 179H167V184H169V180H168ZM176 179H177V177L175 178V180H173V182L175 181L174 183H172V182L170 181L171 183H170L169 185L172 186V184H173V185L176 184V183H177V182H176ZM188 179H189V178H188ZM192 179H193V178H192ZM195 179H196V178H195ZM208 179H209V178H208ZM214 179H215V178H214ZM214 179L212 180V183H214V182H213V181H215ZM232 179H233V178H232ZM242 179H243V178H242ZM245 179H247V178H245ZM262 179H263V178H262ZM27 180H28V178H27ZM125 180H126V179H125ZM135 180H134V182H135ZM144 180H145V179H144ZM154 180H155V179H153V177H152V180H151V181H154ZM178 180H179V179H178ZM178 180H177V181H178ZM184 180H185V179H184ZM190 180H191V178H190ZM198 180H199V178H198ZM200 180H201V179H200ZM249 180H251V179H249ZM21 181H22V180H21ZM75 181H76V180H75ZM101 181H102V180H101ZM115 181H116V180H115ZM138 181H140V180H138ZM142 181H143V179H142ZM180 181H181V179H180ZM180 181H178V182H180ZM191 181H192V180H191ZM247 181H248V180H247ZM48 182H49V181H48ZM48 182H47V183H48ZM50 182H52V181H50ZM65 182H66V181H65ZM69 182H70V181H69ZM77 182H78V180H77ZM120 182H121V181H120ZM145 182H146V181H145ZM162 182H163V183L160 182L162 185L166 184V183H165L166 181L163 180ZM199 182H200V181H199ZM199 182H198V184H199ZM207 182H208V181H207ZM227 182L229 183V181H227ZM231 182L233 183L232 180H231ZM231 182H230V183H231ZM239 182H240V181H239ZM253 182H254V181H253ZM37 183H38V182H37ZM71 183H72V182H71ZM115 183H116V182H115ZM121 183L123 184V182H121ZM121 183H117V184H121ZM129 183H131V182H129V181H128V183L124 182V185L126 184L125 186H126V187L128 186V187H127L128 189H130V187H129V185H128ZM142 183H144V181H143ZM160 183L158 182V184H160ZM209 183H211V182H209ZM248 183H249V182H248ZM248 183H247V185H248ZM0 184H1V183H0ZM75 184H78V183H75ZM122 184H121V185H122ZM132 184H134V183H132ZM140 184H141V183H140ZM158 184H157V185H158ZM161 184L158 185V186L164 188L163 186H161ZM186 184H187V183H186ZM190 184H191V183H190ZM192 184H193V183H192ZM198 184H197V185H198ZM216 184H217V183H216ZM222 184H223V183H222ZM61 185H62V184H61ZM70 185H71V184H70ZM124 185L122 186L123 188H125ZM136 185H137V184H136ZM136 185H135V187H136ZM141 185H142V184H141ZM187 185H188V184H187ZM223 185H224V184H223ZM234 185H235V184H234ZM97 186H98V185H97ZM138 186H139V184H138ZM158 186H157V189L159 188ZM164 186H165V185H164ZM221 186H222V185H221ZM254 186H255V185H254ZM262 186H263V185H262ZM262 186H261V187H262ZM1 187H3V186H1ZM141 187H142V186H140V189L142 190ZM166 187H167V186H166ZM166 187L164 188V190L166 189ZM193 187H194V186H192L191 190L194 189ZM237 187H238V185H237ZM257 187H258V186H257ZM55 188H56V187H55ZM102 188H103V187H102ZM111 188H112V187H111ZM118 188H119V187H118ZM127 188H126V189H127ZM131 188H132V187H131ZM138 188H139V187H138ZM152 188H153V189H152ZM152 188H151V189H152L151 191H154V190L156 189L155 186H153ZM154 188H155V189H154ZM167 188H170V187H167ZM172 188H173V187H172ZM172 188H171V189H168V193H170L169 190H173ZM188 188H189V187H188ZM200 188H205V184H204V187H202V185H201ZM252 188H253V187H252ZM36 189H38V188L36 187ZM71 189H72V188H71ZM112 189H113V188H112ZM126 189L124 190V192L126 191ZM140 189H139V190H140ZM146 189H147V188H146ZM146 189H145V190H146ZM149 189H150V188H149ZM149 189H148V190H149ZM157 189H156V190H157ZM183 189H184L183 191H185L186 187L183 188ZM211 189H212V188H210V191H211ZM253 189H254V188H253ZM4 190H5V188H4ZM113 190H114V189H113ZM113 190H112V191H113ZM122 190H123V189H122ZM122 190H121V191H122ZM131 190H132V189H131ZM131 190L126 191V193H127V192H128V193L132 192ZM135 190H137V189L135 188V189H134V192H137V191H138V190H137V191H135ZM158 190L160 191V189H158ZM158 190H157V194H158ZM161 190H162V189H161ZM164 190H163V191H164ZM195 190H198V189H196V187H195ZM195 190H194V191H195ZM200 190H201V189H200ZM223 190H224V189H223ZM258 190H259V189H258ZM6 191H8V190H6ZM51 191H52V190H51ZM61 191H62V190H61ZM61 191H60V192H61ZM63 191H65V190H63ZM118 191H120V190H118ZM121 191H120V192H121ZM143 191H144V190H143ZM143 191H142V192H143ZM166 191H167V189H166ZM224 191H225V190H224ZM230 191H231V190H230ZM233 191H234V190H233ZM254 191H255V190H254ZM60 192H59V193H60ZM134 192H132V193H134ZM144 192L147 193L146 191H144ZM144 192H143V194H144ZM160 192H161V191H160ZM172 192H173V191H172ZM180 192H181V191H180ZM208 192H209V189H208ZM208 192H207V193H208ZM212 192H213V191H212ZM3 193H4V192H3ZM51 193H52V192H51ZM73 193H74V192H73ZM109 193H110V192H109ZM114 193H116V191H114ZM117 193H118V192H117ZM117 193L114 194V196H116ZM132 193H130V195H131ZM198 193H199V190H198L197 194H198ZM200 193H201V192H200ZM227 193H228V192H227ZM254 193H255V192H254ZM261 193H262V192H261ZM78 194H79V193H78ZM93 194H94V193H93ZM107 194H108V191H107ZM119 194H120V193H118V197H120ZM122 194H123V191H122L121 195H122ZM124 194H125V193H124ZM136 194L139 195L138 192L135 193V195H136ZM148 194H149V193H148ZM160 194H161V193H160ZM230 194H231V193H230ZM243 194H244V193H243ZM17 195H18V194H17ZM54 195H55V194H54ZM59 195H60V194H59ZM83 195H84V194H83ZM97 195H98V194H97ZM135 195H134V196H135ZM140 195H142V194H140ZM150 195L154 196V195L152 194V192H151ZM186 195H187V194H186ZM205 195H206V194H205ZM209 195H210V194H209ZM213 195H214V194H213ZM233 195H234V194H233ZM246 195H248V194H246ZM249 195H250V193H249ZM50 196H53V195H50ZM60 196H61V195H60ZM122 196H124V195H122ZM122 196H121V199H122ZM142 196H144V195H142ZM142 196H140L141 199H142ZM147 196H148V195H147ZM147 196H145V198H146ZM192 196H194V195H192ZM201 196H202V195H201ZM215 196H216V195H215ZM254 196H255V195H254ZM14 197H15V196H14ZM19 197H20V196H19ZM88 197H89V195H88ZM127 197L129 198L130 196H127ZM131 197L133 198V196H131ZM179 197H180V196H179ZM179 197H178V198H179ZM181 197H182V196H181ZM181 197H180V200H181ZM190 197H191V195H190ZM202 197H203V196H202ZM202 197H201V198H202ZM204 197H205V196H204ZM211 197H212V196H211ZM242 197H243V196H242ZM8 198H9V197H8ZM50 198H51V197H50ZM56 198H57V197H56ZM62 198H63V197H62ZM62 198H60V199H62ZM95 198H96V197H95ZM95 198H94V199H95ZM132 198H131V199H132ZM145 198H143L144 201H146ZM153 198H154V197H153ZM153 198H152V199H153ZM198 198H199V197H198ZM213 198H214V197H213ZM218 198H219V197H218ZM253 198H254V197H253ZM10 199H11V197H10ZM40 199H41V198H40ZM44 199H45V198H44ZM44 199H43V200H44ZM46 199H47V198H46ZM46 199H45V200H46ZM58 199H59V196H58ZM121 199L118 198V200H119V201H118V200H117V197H116L115 200H114V202L117 203V201H118L119 203H121V202H120ZM129 199H130V198H129ZM134 199H135V197H134ZM143 199H142V201H143ZM154 199H155V198H154ZM168 199H169V198H168ZM182 199H184V198H182ZM186 199H187V198H186ZM192 199H193V198H192ZM192 199H190L191 202H192V201H195L194 199H193V200H192ZM195 199H197L196 196H195ZM220 199H221V198H220ZM220 199H219V200H220ZM233 199H234V198H233ZM244 199H245V198H244ZM2 200L4 201V199H2ZM37 200H38V199H37ZM100 200H101V199H100ZM112 200H113V199H112ZM116 200H117V201H116ZM124 200H125V199H124ZM138 200H140V199L138 198ZM184 200H185V199H184ZM184 200H183V201H184ZM190 200H189V201H190ZM198 200H199V199H198ZM203 200H205L204 202H206V199H203ZM254 200H255V198H254ZM262 200H263V199H262ZM8 201H9V200H8ZM122 201H123V200H122ZM128 201H129V200H128ZM128 201H127V202H128ZM136 201H137V200H136ZM142 201H138V202H141V204H142V206H143L144 204H143ZM151 201H152V200H151ZM160 201H162V200L160 199ZM164 201H166V199H165ZM174 201H175V200H174ZM185 201H187V200H185ZM189 201H187V202H188V204L190 205L191 202L189 203ZM201 201H202V200H201ZM215 201H216V200H215ZM38 202H39V201H38ZM38 202H37V203H38ZM43 202H44V201H43ZM58 202H60V201H58ZM107 202H108V200H107ZM110 202H112V201H110ZM130 202H131V201H130ZM138 202H137V205L139 206L140 204H138ZM152 202H153V201H152ZM155 202H156V200H155ZM179 202H180V201H179ZM235 202H236V201H235ZM261 202H262V201H261ZM1 203H2V202H1ZM32 203H33V202H32ZM37 203H36V204H37ZM112 203H113V202H112ZM131 203H132V202H131ZM133 203H134V201H133ZM160 203H161V202H160ZM163 203H165V202H163ZM163 203H162V204H163ZM184 203H185V202H184ZM193 203H194V202H193ZM201 203H202V202H201ZM239 203H240V202H239ZM245 203H247V202H245ZM34 204H35V203H34ZM34 204H33V205H34ZM44 204H45V203H44ZM125 204H126V203H125ZM128 204H129V202H128ZM128 204H127V205H128ZM165 204H166V203H165ZM172 204H173V203H172ZM194 204H195V203H194ZM236 204H237V203H236ZM3 205H4V203H2V206H3ZM8 205H9V204H8ZM40 205H41V203H40ZM112 205H113V204L109 205V207H113ZM127 205L125 206V207H127V209L129 208V210H130V209H131L130 207L133 208V206H130V204H129V207H128ZM131 205H133V204H131ZM134 205H135V204H134ZM152 205H154V204H152ZM152 205H150V206H152ZM155 205H156V204H155ZM157 205H158V204H157ZM163 205H164V204H163ZM170 205H171V204H170ZM181 205H182V204H181ZM185 205H186V204H185ZM189 205H188V206H189ZM240 205H241V204H240ZM258 205H259V204H258ZM2 206H1V207H2ZM26 206H27V205H26ZM85 206H86V205H85ZM115 206H118V205L115 204ZM138 206H136L137 209H138ZM140 206H141V205H140ZM140 206H139V207H140ZM159 206L161 207L162 205H159ZM172 206H173V205H172ZM177 206H179V205H177ZM234 206H235V205H234ZM247 206H248V203H247L246 207H247ZM3 207H4V206H3ZM7 207H8V206H7ZM7 207H6V208H7ZM145 207H147V206L145 205ZM152 207H153V206H152ZM154 207H155V206H154ZM154 207H153V208H150L151 211L148 209L149 207L146 208V209L149 210L148 212H152V209L155 210ZM163 207H164V206H162L161 208H163ZM166 207H167V206H165V209H164V208H163V209H164V210H168V209H166ZM190 207H192V206H190ZM200 207H201V206H200ZM202 207H203V206H202ZM209 207H210V206H209ZM222 207H223V206H222ZM238 207H239V206H238ZM255 207H256V206H255ZM38 208H40V210H41V208H43V207H38ZM106 208H108V206H107ZM156 208L158 209L159 207L156 206ZM192 208H194V207H192ZM198 208H199V207H198ZM22 209H23V208H22ZM112 209H113V208H112ZM133 209H134V208H133ZM133 209H131V212H132V211L135 212L136 209H135V210H133ZM142 209L144 210V208H142ZM187 209H189V208H187ZM187 209H186V210H187ZM222 209H223V208H222ZM242 209H243V208H242ZM245 209H246V208H245ZM248 209H251V208H248ZM248 209H246V211H247ZM34 210H35V209H34ZM115 210H117V209H115ZM115 210H114V211H115ZM125 210H126V208H125ZM154 210H153V211H154ZM177 210H178V209H177ZM186 210H185V211H186ZM225 210H226V209H225ZM17 211H18V210H17ZM82 211H83V209H82ZM107 211H111V210L109 209V210H107ZM117 211H118V210H117ZM117 211H116V212H117ZM126 211H127V210H126ZM187 211H189V210H187ZM212 211H213V210H212ZM257 211H258V210H257ZM13 212H14V211H13ZM36 212H37V211H36ZM41 212H42V210H41ZM90 212H91V211H90ZM94 212H95V211H94ZM96 212H97V211H96ZM101 212H102V211H101ZM154 212H155V211H154ZM154 212H152V214H153ZM156 212H158V211H156ZM161 212H162V211H161ZM161 212H160V213H161ZM183 212H184V211H183ZM197 212H198V210H197ZM222 212H223V211H222ZM248 212H249V211H248ZM250 212H251V211H250ZM250 212H249V214H250ZM99 213H100V212H99ZM103 213H104V212H103ZM107 213H109V212H107ZM118 213H119V211H118ZM118 213H117V214H118ZM129 213H130V212H129ZM165 213H167V212L165 211ZM176 213L178 214L179 212H176ZM184 213H185V212H184ZM189 213H190V212H188V214H189ZM211 213H212V212H211ZM246 213H247V212H246ZM9 214H11V213H9ZM12 214H13V213H12ZM12 214H11V215H12ZM50 214H51V213H50ZM57 214H59V213H57ZM63 214H64V213H63ZM65 214H66V213H65ZM79 214H80V213H79ZM90 214H91V213H90ZM148 214H149V213H148ZM156 214H157V213H156ZM192 214H193V213H192ZM204 214H205V213H204ZM220 214H221V213H219V215H220ZM0 215H1V214H0ZM128 215L130 216V214H128ZM145 215H147V214H145ZM154 215H155V214H154ZM159 215H160V214H159ZM163 215H164V214H163ZM179 215H180V214H179ZM223 215H224V214H223ZM226 215H227V214H226ZM226 215H224V216H226ZM243 215H244V214H243ZM17 216H18V215H17ZM63 216H64V215H63ZM82 216H83V215H82ZM134 216H135V213L132 214L131 217H134ZM149 216H150V215H149ZM181 216H183V215H181ZM184 216H185V215H184ZM184 216H183V217H184ZM187 216H188V215H187ZM208 216H209V215H208ZM221 216H222V215H221ZM259 216L261 217V215H258L256 218L258 219ZM262 216H263V214H262ZM46 217H47V216H46ZM61 217H62V216H61ZM61 217H60V218H61ZM152 217H153V216L151 215V217H148V218H151V220H152V219H153ZM213 217H214V216H213ZM226 217H227V216H226ZM246 217H247V216H246ZM0 218H1V216H0ZM2 218H3V216H2ZM5 218H6V217H5ZM43 218H44V216H43ZM70 218H71V220H72V216L69 217V219H70ZM146 218H147V216H146ZM146 218H145V219H146ZM162 218H163V217H162ZM169 218H170V217H169ZM177 218H178V217H177ZM223 218H224V217H223ZM261 218H262V217H261ZM263 218H264V217H263ZM50 219H51V217H50ZM64 219H65V218H64ZM108 219H109V218H108ZM132 219H135V218H132ZM139 219H140V218H139ZM139 219H138V220H139ZM165 219H166V218H165ZM184 219H185V218H184ZM195 219H196V218H195ZM58 220H59V219H58ZM67 220H68V219H67ZM82 220H83V219H82ZM142 220H144V219H141V220H140V223H143ZM146 220H147V219H146ZM148 220H149V219H148ZM154 220H156V219H155V216H154ZM154 220L151 221V223L154 222ZM188 220H189V219L186 218V221H188ZM193 220H194V219H193ZM193 220H192V221H193ZM212 220H213V219H212ZM242 220H243V218H242ZM5 221H6V220H5ZM35 221H36V220H35ZM83 221H84V220H83ZM134 221H135V220H134ZM134 221H133V222H134ZM136 221H137V219H136ZM160 221H161V220H160ZM183 221H184V220H183ZM219 221H220V220H219ZM224 221H225V219H224ZM243 221H244V220H243ZM251 221H252V219H251ZM258 221H259V220H258ZM258 221H257V222H258ZM261 221L263 222L264 219H262ZM0 222H1V220H0ZM149 222H150V221H149ZM190 222H191V220H190ZM197 222H198V221H197ZM216 222H217V221H216ZM257 222H256V223H257ZM39 223H40V222H39ZM111 223H113V221H111ZM137 223H138V222H137ZM137 223H136V224H137ZM144 223H145V221H144ZM154 223H155V222H154ZM154 223H152L151 226H152ZM169 223H170V222H169ZM218 223H219V222H218ZM250 223H251V222H250ZM15 224H16V223H15ZM58 224H59V223H58ZM62 224H63V223H62ZM62 224H61V226H62ZM91 224H92V223H91ZM107 224H108V223H107ZM119 224H120V223H119ZM134 224H135V223H134ZM188 224H189V223H188ZM191 224H192V223H191ZM191 224H190V225H191ZM223 224H226V223H223ZM260 224H261V223H260ZM80 225H81V224H80ZM121 225H123V223H122ZM143 225L145 226V224H143ZM157 225H158V224H157ZM192 225H193V224H192ZM194 225H195V224H194ZM215 225H216V224H215ZM226 225H227V224H226ZM54 226H55V225H54ZM105 226H106V224H105ZM115 226H116V225L114 224V227H115ZM118 226H119V225H117L116 227H118ZM123 226H124V225H123ZM144 226H143V227H144ZM148 226H149V225H148ZM154 226H156V225H154ZM201 226H202V225H201ZM212 226H213V225H212ZM218 226H219V225H218ZM223 226H225V225H223ZM245 226H247V225H245ZM256 226H257V225H256ZM259 226H260V225H259ZM259 226H257V230H256V231H257L258 233H256V235H257V234L259 235V233H260L259 231L262 230V229L260 230ZM59 227H60V226H59ZM59 227H58L57 229H59ZM64 227H65V226H64ZM91 227H93V225H92ZM100 227H101V226H100ZM207 227H208V226H207ZM260 227H261V226H260ZM46 228H47V227H46ZM72 228H73V227H72ZM98 228H99V227H98ZM120 228H121V227H119L118 230H119ZM134 228H135V226H133V229H134ZM186 228H187V227H186ZM190 228H191V227H190ZM190 228H189V229H190ZM194 228H195V226H194ZM202 228H203V227H201L200 230H201ZM204 228H205V227H204ZM213 228H214V227H213ZM241 228H242V227H241ZM254 228H255V227H254ZM258 228H259V230H258ZM261 228H262V227H261ZM48 229H50V227H49ZM74 229H76V228H74ZM99 229H100V228H99ZM103 229H104V228H103ZM103 229H102V230H103ZM137 229H139V228H137ZM148 229H149V228H148ZM163 229H164V228H163ZM191 229H192V228H191ZM196 229H197V226H196ZM209 229H210V228H209ZM255 229H256V228H255ZM78 230H80V228H79ZM102 230H101L100 233H102ZM118 230H116V231H118ZM151 230H152V229H151ZM180 230H181V229H180ZM207 230H208V229H207ZM207 230H206V232H207ZM211 230H212V229H211ZM213 230H214V229H213ZM224 230H226V229H224ZM47 231H48V230H47ZM58 231H59V230H56V232H58ZM86 231H87V230L85 229V232H86ZM112 231H113V230H112ZM133 231L135 232V230H133ZM136 231H137V230H136ZM154 231H155V230H154ZM187 231H188V230H187ZM231 231H232V230H231ZM251 231H252V230H251ZM251 231H250V232H251ZM256 231H255V232H256ZM66 232H68V231H66ZM66 232H65V233H66ZM218 232H219V231H218ZM240 232H242V231H240ZM48 233H50V231H49ZM52 233H53V231H52ZM59 233H60V232H59ZM103 233H105V232H103ZM119 233H120V232H119ZM195 233H196V232H195ZM200 233H201V232H200ZM204 233H205V232H204ZM215 233H216V230H215V232H214V236L216 235ZM219 233H220V232H219ZM221 233H222V232H221ZM221 233H220V234H221ZM238 233H239V232H238ZM262 233L264 234V231H262ZM262 233H260V235H261L260 238H261L262 235H263ZM46 234H47V233H46ZM67 234H68V233H67ZM69 234H70V233H69ZM83 234H84V233H83ZM185 234H186V233H185ZM185 234H184V235H185ZM208 234H209V233L207 232V235H208ZM217 234H218V233H217ZM222 234H223V233H222ZM250 234L252 235V233H250ZM250 234H249V235H250ZM65 235H66V234H65ZM171 235H172V234H171ZM258 235H257V237H258ZM46 236H48V235H46ZM63 236H64V235H63ZM197 236H198V235H197ZM218 236H219V235H218ZM221 236H222V235H221ZM229 236H230V235H229ZM223 237H224V236H223ZM232 237H233V236H232ZM57 238H58V237H57ZM76 238H77V237H76ZM104 238H105V237H104ZM119 238H121V237H119ZM119 238H117V239H119ZM146 238H148V237H146ZM171 238H173V237H171ZM197 238H198V237H197ZM204 238H206V237H204ZM217 238H218V237H217ZM229 238H231V237H229ZM241 238H242V237H241ZM260 238L258 237V239H260ZM48 239H49V238H48ZM106 239H107V237H106ZM175 239H176V238H175ZM198 239H199V238H198ZM206 239H207V238H206ZM209 239H211V238H209ZM231 239H232V238H231ZM234 239H235V238H234ZM256 239H257V238H256ZM122 240H123V239H122ZM139 240H141V239H139ZM170 240H171V239H170ZM177 240H178V239H177ZM237 240H238V239H237ZM262 240H263V238H262ZM262 240H261V241H262ZM89 241H90V240H89ZM103 241H104V240H103ZM109 241H110V240H109ZM114 241H116V240H114ZM120 241H121V239H120ZM173 241H174V240H173ZM201 241H202V240H201ZM234 241H235V240H234ZM246 241H247V240H246ZM256 241H258V240H256ZM263 241H264V240H263ZM41 242H42V241H41ZM74 242H76V241L74 240ZM116 242H117V241H116ZM116 242H115V243H116ZM193 242H194V239H193ZM198 242H200V240H198ZM213 242H214V241H213ZM236 242H238V241H236ZM259 242H260V241L255 242V243H257V244H256L257 247H258V243H259ZM5 243H6V242H5ZM23 243H24V242H23ZM100 243H101V242H100ZM152 243H153V242H152ZM203 243H204V241L202 242V244H203ZM230 243H231V242H230ZM230 243H229V245H230ZM234 243H235V242H234ZM107 244H108V243H107ZM111 244H112V242L110 243V245H111ZM150 244H151V243H150ZM153 244H155V243H153ZM172 244H173V243H172ZM192 244H193V243H192ZM245 244H246V243H245ZM245 244H243V246H244ZM260 244H261V243H260ZM8 245H9V244H8ZM80 245H81V244H79V246H80ZM118 245H119V243H118ZM124 245H125V244H124ZM137 245H138V244H137ZM177 245H178V244H177ZM195 245H196V244H195ZM205 245H206V243H205ZM205 245H204V246H205ZM207 245H208V244H207ZM250 245H251V244H250ZM252 245H254V244H252ZM101 246H103V245L101 244ZM104 246H107V245H104ZM108 246H109V245H108ZM111 246H112V245H111ZM111 246H110V247H111ZM116 246H117V245H116ZM139 246H140V244H139ZM142 246H143V245H142ZM152 246H153V245H152ZM160 246H162V245H160ZM160 246H159V247H160ZM169 246H170V245H169ZM189 246H190V245H189ZM201 246H202V245H201ZM204 246H202V247L204 248ZM216 246H217V245H216ZM231 246H232V245H231ZM260 246H261V245H260ZM260 246H259V248H260ZM262 246H264V244H263ZM67 247H68V246H67ZM69 247H70V249H74V247L71 248V245H70ZM69 247H68V248H69ZM75 247H77V246H75ZM113 247H114V246H112V249H113ZM171 247H172V246H171ZM226 247H227V246H226ZM38 248H39V247H38ZM157 248H158V246H157ZM160 248H162V247H160ZM163 248H164V247H163ZM169 248H170V247H169ZM172 248H173V247H172ZM247 248H248V247H247ZM259 248H258V249H259ZM261 248H263V247H261ZM77 249H78V248H77ZM85 249H86V248H85ZM97 249H98V248H97ZM99 249H101V248H99ZM109 249H110V248H109ZM119 249H120V248H119ZM164 249H165V248H164ZM170 249H171V248H170ZM173 249H174V248H173ZM180 249H181V248H180ZM188 249H189V248H188ZM233 249H234V248H233ZM240 249H243V248H240ZM258 249L256 250V252L258 251ZM263 249H264V248H263ZM59 250H60V249H59ZM78 250H79V249H78ZM106 250H108V249H106ZM113 250H114V249H113ZM122 250H123V249H122ZM122 250H121V251H122ZM178 250H179V249H178ZM178 250H177V251H178ZM182 250H183V249H182ZM186 250H187V249H186ZM206 250H208V247L206 248ZM213 250H214V249H213ZM227 250H228V249H227ZM243 250H245V248H244ZM55 251H56V250H55ZM87 251H88V250H87ZM96 251H97V250H96ZM96 251H94V252H96ZM104 251H105V250H104ZM114 251H115V250H114ZM114 251H113V252H114ZM124 251H126V250L124 249ZM124 251H123V252H124ZM160 251H161V249H160ZM175 251H176V250H175ZM196 251H197V250H196ZM209 251H210V250H208V253H209ZM211 251H212V250H211ZM259 251L261 252V250H259ZM20 252H21V251H20ZM85 252H86V250H85ZM110 252H111V251H110ZM126 252H127V251H126ZM171 252H172V251H171ZM193 252H194V251H193ZM201 252H202V251H201ZM206 252H207V251H206ZM91 253H92V252H91ZM97 253H98V252H97ZM134 253H135V252H134ZM154 253H156V251H155ZM169 253H170V252L168 251L167 254H169ZM175 253H176V255H177V252H175ZM175 253H174V254H175ZM184 253H185V252H184ZM191 253H192V251H191ZM191 253H190V254H191ZM237 253H238V252H237ZM258 253H259V252H257V254H258ZM0 254H1V253H0ZM15 254H16V253H15ZM21 254H23V252H22ZM88 254H89V253H87V255H88ZM95 254H96V253H95ZM254 254H255V253H254ZM261 254H262V253H261ZM9 255H10V254H9ZM34 255H35V254H34ZM68 255H69V254H68ZM83 255H84V254H83ZM93 255H94V253H93ZM113 255H114V254H113ZM127 255H129V254H127ZM127 255H126V256H127ZM155 255H156V254H155ZM157 255H158V254H157ZM186 255H187V254H186ZM197 255H198V254H197ZM199 255H200V254H199ZM212 255H213V254H212ZM235 255H236V253H235ZM240 255H242V254L240 253ZM71 256H72V255H71ZM95 256H96V255H95ZM98 256H99V255H98ZM170 256H171V255H170ZM191 256H192V255H191ZM226 256H227V255H226ZM242 256H244V255H242ZM263 256H264V255H263ZM31 257H32V256H31ZM59 257H60V256H59ZM96 257H97V256H96ZM96 257H95V258H96ZM108 257H109V256H108ZM139 257H140V255H139ZM151 257H152V256H151ZM162 257H163V256H162ZM227 257H228V256H227ZM233 257H234V256H233ZM2 258H3V255H2ZM4 258H5V257H4ZM72 258H73V257H72ZM84 258H85V257H84ZM84 258H82L83 261H84ZM86 258H87V257H86ZM123 258H124V257H123ZM130 258H132V256H131ZM130 258H129V260H130ZM141 258H142V257H141ZM177 258H178V257H177ZM183 258H186V257H183ZM183 258H182V259H183ZM200 258H201V257H200ZM209 258H210V257H209ZM21 259H22V258H21ZM30 259H31V258H30ZM88 259H89V257H88ZM90 259H91V257H90ZM92 259H93V258H92ZM92 259H91V261H92ZM98 259H99V258H98ZM117 259H118V258H117ZM136 259H137V258H136ZM157 259H159V258H157ZM162 259H164V258H162ZM170 259H171V258H170ZM191 259H192V258H191ZM196 259H197V257H196ZM201 259H202V258H201ZM222 259H223V258H222ZM227 259H229V258H227ZM227 259H226V260H227ZM232 259H233V258H232ZM232 259H230V260H232ZM248 259H249V258H248ZM39 260H41V259H39ZM80 260H81V259H80ZM85 260H86V259H85ZM94 260H95V259H94ZM99 260H100V259H99ZM131 260L133 261V259H131ZM138 260H139V259H138ZM152 260H153V259H152ZM160 260H161V259H160ZM164 260H166V259H164ZM172 260H173V259H172ZM176 260H177V259H176ZM179 260H181V259H179ZM183 260H184V261H180V262H181V263H182V262H186L185 259H183ZM217 260H218V259H216V261H217ZM226 260H225V262H226ZM234 260H235V259H234ZM32 261H33V260H32ZM83 261H82V263H83ZM91 261L89 260L90 263H91ZM114 261H115V260H114ZM142 261H143V260H142ZM173 261H174V260H173ZM189 261H190V259H189ZM199 261H200V260H199ZM203 261H206V259H205V260L203 259ZM210 261H211V260H210ZM210 261H209V264H210ZM223 261H224V260H223ZM227 261H228V260H227ZM247 261H248V260H247ZM258 261H261V260L258 259ZM65 262H67V261H64V263H65ZM124 262H125V261H124ZM124 262H123V263H124ZM137 262L139 263V261H137ZM163 262H164V261H163ZM166 262H167V261H166ZM220 262H222V261H220ZM225 262H222V264H225ZM263 262H264V261H263ZM62 263H63V261H62ZM86 263H87V261L84 262L83 264H86ZM99 263H100V262H99ZM126 263H128V262L126 261ZM131 263H132V262H131ZM142 263H143V262H142ZM152 263H153V261H152ZM198 263H199V262H198ZM248 263H250V262H248ZM255 263H256V262H255ZM257 263L260 264L261 262H257ZM56 264H58V262H57ZM79 264H80V261H79ZM87 264H88V263H87ZM132 264H133V263H132ZM135 264H137V263H135ZM144 264H145V263H144ZM150 264H151V263H150ZM153 264H154V263H153ZM160 264H161V263H160ZM172 264H173V263H172ZM182 264H183V263H182ZM185 264H186V263H185ZM189 264H190V263H189ZM199 264H200V263H199ZM202 264H203V263H202ZM240 264H241V263H240ZM262 264H263V263H262Z\"/></svg>","mask_w":264,"mask_h":264}]
</instances>
